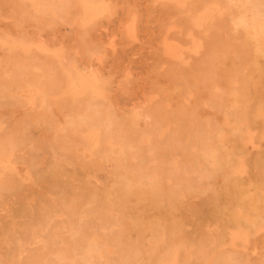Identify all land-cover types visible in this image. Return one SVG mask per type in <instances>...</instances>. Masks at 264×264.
<instances>
[{
    "label": "rangeland",
    "instance_id": "obj_1",
    "mask_svg": "<svg viewBox=\"0 0 264 264\" xmlns=\"http://www.w3.org/2000/svg\"><path fill=\"white\" fill-rule=\"evenodd\" d=\"M10 1V0H9ZM12 1H13V3H12ZM40 1V3H39V5H37V10H36V8H35V6L34 5H32V3H30V1H26V3L24 2H22V0H17V2H16V0H11L10 2H8V1H3V0H0V2H3V5H5V6H3L2 5V3L0 4V80H2V81H0V83L3 85V88L5 89V92L3 91V88L1 89V87H2V85H1V87H0V89H1V91L2 92H0V97L1 98H3L4 100L2 101V99L0 100L1 101V103L3 102H5L7 99H9V100H7V101H9V102H5L6 103V107H5V105L2 103V105L4 106H2L1 105V103H0V124L2 123L3 125H0V130H1V126H2V130L0 131L1 133L0 134H2V131H3V134H2V136L0 137V150L3 148V150H1L0 152L2 153H0V251L2 252H0V264H4L5 263V261H6V263L5 264H7V263H10V264H12V262H13V264H15V263H17V261H18V264H19V262L21 261V263L22 264H24L23 262H26L25 264H34V262H35V264L37 263H39V264H41V262L43 263V264H45L47 261L50 263V264H52V263H54V264H59L58 262H60V264H61V262H62V264L64 263V261H65V263L64 264H71V263H74V264H76V263H78V264H93V263H95V261H98L97 262V264H108L107 262H109V264H111V262H112V260L115 258V256H116V260H113V262H112V264H116V263H118V261H120V263H118V264H126L127 263V261H128V259H129V262H128V264L130 263V259H131V263L130 264H142V262H143V264H148V262H150L149 264H153V262H154V264L156 263V264H158L157 263V261H155L154 260V258H156V256H153V255H155V253H158L159 254V252L160 251H158V250H160L163 246L165 247H163L162 248V250L161 251H163L164 252V250L166 249V252H164V253H162V252H160V254H162L163 255V257L165 258V256H166V258L168 259L167 261H169V263L171 262H173V260H172V257H169L170 255H168V254H170V252L172 251L173 252V250H175L176 248L178 249V257H179V259H177L178 257L176 256V259H175V263L174 264H180V262H181V264H182V261L183 260H185L188 264H190L193 260H194V258L198 255V254H200V255H202V257L203 256H208L209 254H211L212 252V254L210 255V256H208V257H206V258H204L203 257V264H214V261L213 260H215V264H216V261H217V264L219 263V262H222V259H223V263L224 264H230V263H232V261H234V263L236 262V264H241V261L243 260V264H264V221L262 220V222H260L259 220H256V221H258L259 222V224H257V227L256 228H253V229H249L248 227V229L249 230H252L251 232H249V230H247L246 229V227H245V229L244 230H246V231H244L243 229H242V231H238L237 229H235L234 228V225L232 224V222H231V226L230 227H233V230H234V235H232V228L230 229V227H229V225L227 224V222L225 223L226 224V226L228 225V227H225V224H224V222L225 221H228L229 220V213H231L232 211H230V207L233 209V208H235V210L233 209V212H236V213H239L240 215H241V217H243V218H248V219H250V220H254V219H259V218H261V216L264 218V214H262V213H264V170H263V168L264 167H262V165L261 164H259V163H257V162H255L254 163V161H256L255 159H256V157H257V159H259V158H261L262 159V157L264 156V150H260V147L263 149L264 148V135H263V133H264V119H260L259 121H261V123L260 122H258L257 124H255L256 126L257 125H259V127H257V129H256V126L255 127H251V126H254V123L251 125L250 123H248V122H250V121H247L248 120V117L247 118H245L246 116H245V114L246 113H249V112H251L252 110H253V106H251V102H254V99H257L258 97H256L254 94H259L258 96H259V98L260 97H262L261 99H258L259 101H261V102H263L264 101V95L262 96V94H264V77H262V76H264V72L262 73V75L261 76H259L257 73L255 74V73H253L255 70V67L257 66V65H259V63L258 62H260V65H259V67L260 66H263V67H261V68H263L264 69V61H263V59H262V61H256V58H254V60H253V57H251L252 56V51H251V49H253V48H251V46H252V44L250 43V42H248L249 40L246 38L247 36H248V34H249V29L248 28H244L245 26L243 25V22H242V24H241V18L239 17L240 15L242 16L243 15V11H244V9L245 8H247V7H249V5L248 4H250L249 3V1L250 0H241L240 1V3H239V0H227V2H226V4L224 3L226 0H224L223 1V3L221 4V1L222 0H180V2L181 3H179V4H177V5H175V3H173V2H171V1H166V0H164V1H161V0H113V1H111V0H89V3H83V2H81V3H79L80 1H76V0H66V2L64 1V0H55V3L56 2H60L59 4L58 3H56L57 5L54 7V8H58L57 6H60L61 7V5L62 6H64L63 8L61 7V9H60V7H59V9H57L58 10V12H57V10H54V12H53V10H51V8H49V7H51V5L54 3L53 1L54 0H39ZM63 1V2H62ZM70 2V3H73L74 2V4H69L68 2ZM197 1H198V4H197ZM199 1H201L202 2V4L203 5H200L201 3L199 2ZM229 1V2H228ZM238 1V2H237ZM246 1L248 2V4L246 3ZM253 1H255V0H253ZM258 1H260L259 2V4H261L262 3V0H256V2H258ZM6 2H8V3H5ZM19 2V3H18ZM21 2V3H20ZM45 2H46V4H45ZM53 2V3H52ZM90 2H91V4H90ZM100 2V3H99ZM102 2V3H101ZM111 2V3H110ZM169 2V3H168ZM206 3V5H207V7H206V5L204 4V3ZM217 4H216V3ZM234 2H236V3H234ZM263 2H264V0H263ZM29 3H30V5H29ZM43 3V4H42ZM66 4V5H64V4ZM68 3V4H67ZM78 3V4H77ZM96 3V4H95ZM194 5H193V4ZM209 3V4H208ZM229 3V4H228ZM231 3H232V5L233 6H231ZM236 4V5H234V4ZM243 3H245L244 4V6L242 5ZM11 4V5H10ZM22 4H24V5H22ZM50 4V5H49ZM169 4V5H168ZM186 4L188 5L189 4V6L190 7H186ZM2 5V6H1ZM27 5H29V7H26ZM69 5H71V6H69ZM84 6L83 8L81 7V6ZM91 5H93V6H91ZM109 5H111V6H109ZM173 5V7L171 8V6ZM184 5V6H183ZM226 5V6H225ZM238 5H239V7H238ZM242 5V7L243 8H241L240 6ZM251 5V4H250ZM14 6V7H13ZM42 6H44V7H47V8H45V11H41L42 9L44 10V8L42 7ZM67 6H69V8L67 7ZM75 6H78V8L76 7L75 8ZM89 6H91V7H89ZM95 6V7H94ZM176 6H178V7H176ZM195 6H197V7H201V9H199L198 8V10H194V9H197V7L195 8ZM211 6V7H210ZM228 6V7H227ZM230 6H231V8H230ZM234 6H236V9H235V7ZM7 8L6 10L5 9H3V8ZM16 7V8H15ZM20 7V8H19ZM26 9H28L29 11H27V10H25V8ZM38 7H41L42 9H40V8H38ZM67 7V8H66ZM71 7H73V10H72V8ZM86 7V8H85ZM186 7V8H185ZM209 7V8H208ZM214 7V8H213ZM227 7V8H226ZM8 8H9V10H8ZM12 8V9H11ZM33 9V12H30L32 9ZM167 8H169V9H167ZM178 8V9H177ZM186 9V10H184V9ZM192 8H194L193 10H192ZM212 8V9H211ZM221 8V9H220ZM225 8V9H224ZM242 9V12H241V9ZM10 9H11V11L13 12H15V13H11L10 12ZM46 9H49V10H46ZM67 9V10H66ZM79 9V10H78ZM173 9V10H172ZM182 9H183V11H182ZM220 9V10H219ZM232 9V11H230ZM241 12V14L239 13V12H236V11H238V10ZM51 10V11H50ZM61 10V11H60ZM72 11H74V10H76V12L74 11L73 12V14L74 15H72L73 16V18H72V16L70 15L71 14V12ZM206 10H210V11H212V18H209V19H207V20H204L201 16H202V14H204V12L206 11ZM223 10V11H222ZM35 11V12H34ZM40 11L41 12H43V13H41L40 14ZM47 11V12H46ZM50 11V12H49ZM170 11V12H169ZM177 11V12H176ZM235 11V12H234ZM4 12V13H3ZM30 12V13H29ZM36 12H38V13H36ZM61 12V13H60ZM64 12V13H63ZM68 12H70V13H68ZM109 12V13H108ZM197 12V13H196ZM227 12H228V14H227ZM232 12V13H231ZM17 13V14H16ZM19 13V14H18ZM24 13H26V15L24 14ZM33 13H36L35 14V16H34V14ZM46 13H47V15H46ZM50 13L53 15H51V18L49 17V15H50ZM54 13V14H53ZM57 13V15L58 16H54L55 14ZM76 13H77V15H76ZM172 13V14H171ZM173 13H177L176 15L175 14H173ZM180 13L182 14V16L180 15ZM186 13H187V15L189 16H187L186 15ZM195 13V14H194ZM234 13V14H233ZM240 15H239V14ZM12 14V15H11ZM21 14V15H20ZM30 14H32V15H30ZM42 14H43V16H45V18H43V16H42ZM45 14V15H44ZM49 14V15H48ZM61 14V17L59 16ZM64 14V15H63ZM65 14H66V16H68V17H70V18H66L65 20H67V21H65V22H67V23H65L63 20L62 21H60L59 20V18L60 19H63L64 18V16H65ZM68 14V15H67ZM79 14V15H78ZM191 14V15H190ZM197 14V15H196ZM218 14V15H217ZM219 14H221V15H219ZM9 15H10V17H9ZM13 15L15 16V18H13ZM18 15V16H17ZM24 15V16H23ZM28 15H30L29 16V18H28ZM180 15V16H179ZM185 15V16H184ZM194 15V16H193ZM231 16V17H228L227 18V20L228 19H230V20H228V21H226V17L223 19L222 17L223 16ZM234 15H239L238 17L237 16H234ZM17 16V17H16ZM38 16V17H37ZM176 16V17H175ZM185 17V19H184V17ZM261 16H263V15H260L259 17H258V19L260 20H262L263 18H264V16L263 17H261ZM9 17V18H8ZM31 17V18H30ZM39 17H40V19H39ZM42 17V18H41ZM57 18V19H55V18ZM59 17V18H58ZM179 17V18H178ZM180 17H182L181 19H180ZM193 17V18H192ZM195 17V18H194ZM216 17V18H215ZM12 18V19H11ZM19 18V19H18ZM21 18H23L22 20H20ZM34 18V19H33ZM37 18V19H36ZM47 18V19H46ZM50 18V19H49ZM54 18V19H53ZM75 18H76V20H75ZM236 19V20H234V19ZM237 18H240V19H237ZM14 19H17V20H14ZM44 19V20H43ZM96 19V20H95ZM173 19H174V22H173ZM180 20V21H177V20ZM188 19V20H187ZM190 19H194L195 21H196V23H197V25L195 26V27H191L190 26V28H194V30H192V29H188V27L189 26H187L188 24V21L190 20ZM220 20V22H217V21H219ZM223 19V20H222ZM231 19H232V21H234V25H232L231 23H232V21H231ZM20 20V21H19ZM70 20V21H69ZM74 20V21H73ZM171 20V21H170ZM203 20V21H202ZM210 20H212V21H210ZM215 20V21H214ZM222 20V21H221ZM238 20V21H237ZM17 21H19V22H17ZM130 21H131V23H130ZM183 21V22H182ZM185 21H187L186 22V24L184 23ZM199 21V22H198ZM53 22V23H52ZM69 22H72V23H69ZM76 22H77V24H76ZM178 22V23H177ZM214 22V23H213ZM217 22V23H216ZM225 22H226V24H225ZM230 22V23H229ZM29 23V24H28ZM69 23V24H68ZM92 23V24H91ZM169 23V24H168ZM182 23H184L183 25H181ZM201 23H202V25H201ZM21 24V25H20ZM71 24V25H70ZM91 24V25H90ZM211 24H214V25H211ZM231 24V25H230ZM238 24V25H237ZM60 25V26H59ZM75 25H77L78 27H79V30H78V27L77 26H75ZM90 25V26H89ZM129 25V26H128ZM171 25V26H170ZM179 25H181V26H179ZM209 27H208V26ZM217 26V28H215L216 26ZM169 28H168V27ZM173 26V27H172ZM176 26H178V28L176 27ZM187 28H186V27ZM223 26H226V27H223ZM232 26H234V29H233V27ZM237 26H239V27H237ZM244 26V27H243ZM24 27V28H23ZM67 27V28H66ZM73 27V28H72ZM126 27H127V29H126ZM182 27H184V34L182 33L183 32V28ZM202 27V28H201ZM227 27H228V30L230 29V31H228L227 30ZM241 27H242V29H241ZM198 28V29H197ZM199 28H200V30H199ZM222 28H224V29H222ZM19 29V30H18ZM22 29V30H21ZM76 29H77V31H76ZM85 29V30H84ZM175 29V30H174ZM178 29V30H177ZM181 29V30H180ZM197 31H199V32H196V30ZM204 29V30H203ZM213 29V31H211ZM214 29H216L217 31L219 30V32H216V33H218L219 35H217L216 33H215V30ZM242 31H241V30ZM243 29H245V34L247 33V35H245L244 36V31H243ZM235 30V31H234ZM169 31V32H168ZM170 31H172V32H170ZM173 31H175V32H173ZM189 31V32H188ZM192 31H194V32H192ZM206 31V32H205ZM233 31V32H232ZM237 31V32H236ZM21 32V33H20ZM166 32H167V34H166ZM176 32H177V34H176ZM180 32V33H179ZM202 32L204 33V34H202ZM209 32H212V34L210 33L209 34ZM224 32V33H223ZM226 32V33H225ZM243 32V33H242ZM8 33V34H7ZM18 33H19V35H18ZM83 33V34H82ZM185 33H188V34H185ZM195 33V35L197 36V39H195L196 38V36L194 35L193 36V34ZM198 33V34H197ZM208 33V34H207ZM236 33V34H235ZM239 35H238V34ZM84 34H85V36H84ZM128 34V35H127ZM192 34V35H191ZM225 34V35H224ZM232 34V35H231ZM241 34V35H240ZM242 34H243V36H242ZM8 35V37H6ZM26 35V36H25ZM181 35V36H180ZM184 35H186V36H184ZM190 35V36H189ZM224 35V36H223ZM235 35V36H234ZM238 35V36H237ZM1 36H2V38H1ZM4 36V37H3ZM25 36V37H24ZM29 36V37H28ZM203 36V37H202ZM210 36V37H209ZM215 36H216V38H215ZM219 36H221V38H219ZM223 36V37H222ZM230 36V37H229ZM234 36V37H233ZM163 37H166L165 39L163 38ZM211 37H213L211 40L209 39V38H211ZM226 37L228 38V39H226ZM237 38V39H235V42H234V38ZM246 38L245 40H243L244 38ZM21 38H22V40H21ZM179 38H180V40H179ZM217 38H219L220 40H215V39H217ZM222 38H224V40L222 39ZM239 38H240V41H239ZM241 38H243V39H241ZM10 39V41H8ZM15 39V40H14ZM28 39V40H27ZM169 40V41H167V40ZM188 39V40H187ZM193 39V40H192ZM204 39V40H203ZM209 39V40H208ZM213 39H214V41H213ZM5 40V42H3ZM37 40V41H36ZM182 40H183V42H182ZM197 42H196V41ZM200 40H202V42L204 41L205 43H203L204 45L205 44H207V41H208V45H205V46H208V51L206 52V50H207V48L204 46L203 47V45L201 44L202 42L200 41ZM206 40V41H205ZM241 40L243 41V42H241ZM248 40V41H247ZM6 41H8V42H6ZM167 41V42H166ZM174 41V42H173ZM192 41V42H191ZM214 42V43H211V42ZM224 41V43H223V45H221V42H223ZM232 41V42H231ZM9 42H11V43H9ZM33 43V44H29V43ZM163 42V44L164 45H166V46H164L163 44H162V46H161V43ZM185 42H187V43H185ZM209 42L211 43V44H209ZM220 42V43H219ZM227 42V43H226ZM237 42V43H236ZM247 42V43H246ZM35 43H37V44H35ZM169 43V44H168ZM181 43H183L184 45H187V46H189V47H187V46H183V44H181ZM190 43V44H189ZM196 43V44H195ZM199 45H201V46H199ZM226 43V44H225ZM237 45V48H235L234 46H236L235 44ZM243 43H245L244 44V46L246 45L247 46V48H246V46L244 47L243 46ZM11 44V45H10ZM179 44H181L180 46H179ZM213 44V45H212ZM214 44H216L217 46H218V48H217V46L215 47L214 46ZM225 44V45H224ZM240 44H242L241 45V47H239L240 46ZM249 44H251V45H249ZM17 45V46H16ZM32 45L34 46V47H32ZM37 45V46H36ZM168 45H170V46H168ZM212 45V46H211ZM232 45H233V47L235 48H233V49H231L230 47H232ZM239 45V46H238ZM2 46H3V50H2ZM5 46V47H4ZM39 46V47H38ZM168 46V47H167ZM211 46V47H210ZM222 46H224V48L222 47ZM230 46V47H229ZM43 49H42V48ZM164 49H162V48ZM172 48V49H174V50H176L177 52H180V53H178L179 55H178V57H172L171 56V59L172 60H175L176 58H178V59H176V60H178V62L177 63H175V62H173L172 60L170 61V58H168V55H165V48ZM177 47V48H176ZM198 47V48H197ZM210 47V48H209ZM220 47H222L221 48V50H220ZM251 49H250V48ZM17 48L19 49L18 51H17ZM32 48H33V50H34V52H33V50H32ZM47 50H46V49ZM215 48V49H214ZM225 48H227V49H225ZM239 48V49H238ZM244 48V49H243ZM246 48V49H245ZM248 48H249V50L251 51V52H249L248 53ZM6 49V50H5ZM14 49V50H13ZM36 49V50H35ZM179 49H180V51H179ZM231 49V50H230ZM10 50V51H9ZM20 50H21V52H20ZM48 50H50L49 52H47ZM76 50V51H75ZM90 50V51H89ZM188 50V51H187ZM197 50H198V53H197ZM199 50L201 51V50H203V51H201V53L199 52ZM225 51V50H227V53L228 52H230V51H235L234 53H236V56L234 55V53L232 54L231 52L229 53L230 55H232L231 57H229L228 56V54H226V51L224 52V54H223V52H220V51ZM247 52H246V51ZM6 51V52H5ZM14 51H15V53H14ZM18 53H17V52ZM39 51V52H38ZM56 51V52H55ZM69 51V52H68ZM89 51V52H88ZM92 51V52H91ZM205 51V52H204ZM209 51H211V52H209ZM238 51H240V52H238ZM245 51V52H244ZM25 53V54H23V53ZM33 52V53H32ZM38 52V53H37ZM55 52V53H54ZM77 54H76V53ZM97 52V53H96ZM188 52H190V53H188ZM195 52V53H194ZM204 52V53H203ZM209 52V53H208ZM212 52H214L215 53V57L214 56H212ZM221 54H220V53ZM245 53V56H243L244 55V53ZM6 55H5V54ZM9 53V54H8ZM31 55H30V54ZM36 53V54H35ZM40 53H41V55H40ZM46 53H49V55H51L52 54V57H47V56H49L48 54H46ZM90 53V54H89ZM94 53H96V54H94ZM192 53V54H191ZM208 53V54H207ZM211 53V54H210ZM239 53V54H238ZM241 53H243L242 55H241ZM249 55H248V54ZM13 54V55H12ZM48 58H46L44 55ZM55 54H56V57H55ZM66 54V55H65ZM85 54H87V55H85ZM167 54V53H166ZM194 54V56H192ZM200 56H199V55ZM202 54H204V56L206 57V61H205V57L202 55ZM221 56V57H219V55ZM224 55V59H225V57L227 58V60L226 61H228V63L226 62V65H225V63H224V65H222L223 64V62L225 61L224 59H222L223 61L221 62L219 59H221V58H223L222 56ZM9 55H10V57H9ZM33 55V56H32ZM36 55V56H35ZM41 57H40V56ZM73 55H75V56H73ZM90 55V56H89ZM162 55H164V58H165V60H164V58L162 57ZM206 55H210L209 57L208 56H206ZM214 55V54H213ZM218 55V56H217ZM241 55V56H240ZM251 55V56H250ZM30 57L31 56V61H29V59H27L28 57ZM100 56V57H99ZM167 56V57H166ZM196 56H198V58H199V60H198V58H196ZM235 58H234V57ZM8 57H9V59L10 60H13V62L12 61H10V60H8L7 61V59H8ZM23 57V58H22ZM25 57H27L26 59H25ZM46 59H45V58ZM54 57V58H53ZM57 57H58V59L59 60H57ZM66 60H63V61H65V62H61L62 61V59L63 58ZM71 57V58H70ZM77 57V58H76ZM91 57V58H90ZM170 57V56H169ZM181 57V58H180ZM185 58V59H182V58ZM194 57V58H193ZM214 57V58H213ZM252 59H251V58ZM13 58V59H12ZM14 58L17 60L18 59V61H16V60H14ZM22 58V59H21ZM37 58H39V59H37ZM49 58H52L53 59V61L55 62H53L51 59H49ZM56 58V59H55ZM67 58V59H66ZM89 58V59H88ZM95 58V59H94ZM210 58V59H209ZM218 60H217V59ZM239 58V59H238ZM248 58V59H247ZM180 59V60H179ZM197 59V61L195 62V63H193L195 60ZM200 59H202L203 60V62H202V60H200ZM212 59H216L215 60V62L217 61V63H219L220 64V62H221V66H219L217 63H215L214 62V60H212ZM234 59V60H233ZM238 59V60H237ZM34 60H38L39 61V63H38V61H35V63L36 64H34ZM45 60H48V61H46L45 62ZM58 61V63H56L57 61ZM68 60H71V61H68ZM76 60H78V61H76ZM96 60H98V61H96ZM211 60H212V62H211ZM229 60L231 61V63L229 62ZM249 60H251V61H249ZM258 60V59H257ZM42 61H43V64H42ZM52 61V62H51ZM182 61V62H181ZM187 61V62H186ZM191 61V62H190ZM201 61V62H200ZM234 61H238V62H234ZM253 61H255V62H253ZM16 62H19V65H18V68H19V66H20V71H19V69H18V71H19V73H18V71L15 69V68H17V64L18 63H16ZM22 62V63H21ZM29 62H31V64L29 63ZM47 62H48V64H47ZM51 64H50V63ZM74 62V63H73ZM185 62V63H184ZM198 62V63H197ZM199 62H200V64H199ZM207 62H208V65H204V64H207ZM214 62V63H213ZM251 62H252V64H251ZM6 63H8V64H6ZM10 63H12V64H15L16 63V66L15 65H11ZM27 65H26V64ZM64 63V64H63ZM66 63V64H65ZM179 63V64H178ZM180 63H181V65H180ZM183 63V64H182ZM211 63L213 64V66L215 65H218V66H214L215 67V69H214V72H215V70L216 69H218V71H216L217 73H220V74H218V76L217 77H215L216 75H217V73L215 72H213V68L214 67H212V65H211ZM230 63V64H229ZM232 63H233V65H232ZM236 63H238V64H236ZM249 63V64H248ZM256 63V64H255ZM258 63V64H257ZM2 64H4V65H2ZM25 64V65H24ZM38 64V65H37ZM40 64V65H39ZM47 64V65H46ZM53 64H55L56 65V67H55V65H53ZM58 64H61V65H58ZM68 64H70V65H68ZM100 64V65H99ZM169 64V65H168ZM194 64H198V66L196 67V65H194ZM203 64V65H202ZM209 64H210V66H209ZM247 64V65H246ZM263 64V65H262ZM36 65V66H35ZM76 65H78V67H76ZM82 65V66H81ZM165 65H166V67H165ZM173 65V66H172ZM178 65V66H177ZM183 65V66H182ZM232 65V66H231ZM238 65V66H237ZM241 65V66H240ZM249 65H251V66H249ZM255 65V66H254ZM4 66H6V67H4ZM10 66V67H9ZM12 66V67H11ZM24 66H26V67H23ZM33 67V69H31V67ZM38 66V67H37ZM43 66V67H42ZM51 66V67H50ZM60 66V67H59ZM71 66V67H70ZM84 66V67H83ZM88 66V68H85V67H87ZM201 66H203L204 68H206L207 66V68L209 69L208 71H207V69H206V71L204 70V68L202 67V68H200V69H202L201 71H199L200 69L198 68V67H201ZM206 66V67H205ZM223 66H225V69L227 70V72L225 71V69H224V67ZM226 66H228L227 68H226ZM28 67H29V69H31V72H30V70L28 69ZM45 67V68H44ZM46 67H49L50 69L49 70H46V69H48V68H46ZM64 67V68H63ZM80 67V68H79ZM179 67V68H178ZM186 67V68H185ZM219 67H221V68H219ZM230 67V68H229ZM253 67V71L252 70H250V68H252ZM55 68H56V70H55ZM60 68H62V71H61V69ZM74 70H73V69ZM83 68V69H82ZM167 68V69H166ZM169 68V69H168ZM172 68V69H171ZM199 70H198V69ZM212 69V71H211V69ZM228 68H229V70H228ZM233 70H232V69ZM245 68V69H244ZM247 68H248V70H247ZM15 69V70H14ZM23 69H25V70H23ZM39 71H38V70ZM57 69H58V71H57ZM68 69V70H67ZM183 69V70H182ZM193 69H197V70H193ZM4 70V71H3ZM7 70H9V71H7ZM12 70V71H11ZM23 70V71H22ZM36 71V74H35V71ZM52 70H53V72H52ZM66 70V71H65ZM78 70V71H77ZM95 70V71H94ZM177 70V71H176ZM190 70H192L191 71V73H190ZM224 72H223V71ZM232 71V73H231V71ZM243 70H244V73H243ZM247 70V71H246ZM26 71V72H25ZM41 71V74H39V72ZM46 71V72H45ZM57 73H59L60 72V75L59 74H57ZM170 71V74L168 73ZM229 71V72H228ZM246 71V72H245ZM248 71H250V73L248 72ZM4 72H6V73H4ZM10 72V73H9ZM21 72H23V73H21ZM33 72V73H32ZM182 72H183V74H182ZM194 72V73H193ZM196 72H198V73H200V74H202V72L204 73V76H203V74L200 76V74L198 75V73H197V76H195L196 75ZM213 72V73H212ZM235 72H239L238 74H240V75H238L237 73H235ZM243 74H245V75H243ZM1 73H4V75L2 74V76H3V78H2V76H1ZM8 73V74H7ZM21 73V74H20ZM30 73V74H29ZM69 74V75H66V74ZM71 73V74H70ZM77 73H78V75H77ZM186 73V74H185ZM189 73V74H188ZM205 73H206V76H205ZM10 74V75H9ZM19 74V75H18ZM27 74H28V76L29 77H26L27 76ZM57 74V75H56ZM74 74V75H73ZM100 74V75H99ZM195 74V75H194ZM214 74H216V75H214ZM223 74H225L224 76H223ZM227 74H230V76L228 75V77H227ZM254 74V75H253ZM7 75H8V77H7ZM22 75V76H21ZM41 75V76H40ZM53 75H55V76H53ZM64 75V77L62 78V76ZM67 77H66V76ZM71 75H73L74 77H72ZM98 75V76H97ZM189 75H191V77L189 78ZM195 76L194 78H192L193 76ZM207 75H208V77H207ZM211 75H214L213 77L211 76ZM231 75H232V77H231ZM238 75V76H237ZM61 76V78H59ZM68 76H70V77H68ZM102 76V77H101ZM211 76V77H210ZM254 76H255V78H254ZM7 77V78H6ZM23 77V78H22ZM34 77V78H33ZM100 77V78H99ZM179 77V78H178ZM182 78V80L185 82V85H184V82H182V80H181V78ZM199 77H200V79H199ZM203 77V78H202ZM220 77H221V79H220ZM230 77V80H228V78ZM234 77V79L236 78V81L234 80H232V78ZM240 77H241V79H240ZM245 77H247V78H245ZM20 78V79H19ZM65 78H67V80H65ZM75 78V79H74ZM102 78V79H101ZM188 78V79H187ZM205 78V79H204ZM208 78V79H207ZM215 78V79H214ZM239 80H238V79ZM258 78V79H257ZM259 78H261V79H259ZM4 79V80H3ZM50 79V80H49ZM53 79H54V81H53ZM73 79H74V81H73ZM181 81H180V80ZM200 80V81H202L201 83H200V81H196V80ZM208 81H207V80ZM247 79V80H246ZM263 79V80H262ZM13 80H16V81H14V82H12ZM21 80V81H20ZM40 80V81H39ZM61 80V82H58V81H60ZM64 80V81H63ZM102 80H105L104 82H102L101 83V81ZM195 80V81H194ZM206 81L205 83H204V81ZM216 80H217V82H216ZM218 80H220L219 81V83H221L219 86H218ZM241 80V82L239 83V81ZM243 80H245V81H243ZM258 80H261V81H258ZM29 81H31V82H29ZM38 81V82H37ZM42 81H44V82H42ZM63 81V82H62ZM67 81V82H66ZM69 81H70V83L73 81V84L71 83H69ZM177 81H179V82H177ZM187 81V82H186ZM189 81H191V82H189ZM195 82V83H192V82ZM213 81H215V82H213ZM225 81V82H224ZM238 81V82H237ZM243 81V82H242ZM31 83V85L33 86V85H36V87H39L41 90H42V87H43V91H44V93H46V105L49 107V109H48V107H42V108H46V109H42V108H39V106H36L35 108L37 109V112H36V110H35V108H33L31 105H28V103L26 102V101H24V100H26V93H27V89H28V87H29V85L28 84H23V83ZM32 82H33V84H32ZM36 84H35V83ZM47 82V83H46ZM57 82V83H56ZM65 82H66V84H65ZM77 82V83H76ZM182 82V83H181ZM196 82H199V83H197L196 84ZM209 82V83H208ZM213 82V83H212ZM224 82V83H223ZM227 82V83H226ZM228 82H229V84L230 83H232L231 85H229L228 84ZM244 82L246 83V84H244ZM252 82H253V85H252ZM259 82H261V83H259ZM262 82H263V84H262ZM13 83V84H12ZM43 83V84H42ZM61 83H62V85H61ZM99 83V85H97ZM104 83H106V84H104ZM180 83V84H179ZM189 83V84H188ZM191 83V84H190ZM206 83H207V85H206ZM215 83V84H214ZM217 83V84H216ZM225 83H226V85H225ZM237 83V84H236ZM241 83H243V84H241ZM258 83V84H257ZM42 84V85H41ZM50 84V85H49ZM78 84V85H77ZM110 86H109V85ZM177 84V85H176ZM183 86H182V85ZM208 84L210 85V86H208ZM227 84H228V86H227ZM238 84H241V86H243V87H241L240 85L238 86ZM262 84V85H261ZM14 85V86H13ZM27 85V86H26ZM30 85V86H31ZM41 85V86H40ZM55 86L56 88V90L55 89H53L54 87L53 86ZM71 85V86H70ZM106 85V87L104 88L103 87V89H102V86H105ZM174 85V86H173ZM189 85H190V87H189ZM194 85V86H193ZM224 85L226 86V87H229L230 89V91H235V93L234 92H229L228 91V89L226 88V87H224ZM248 85V86H247ZM257 85H260V86H258V87H256ZM48 86V87H47ZM50 86H52L51 87V89L49 88ZM60 86H62V87H60ZM85 88H84V87ZM207 86V87H206ZM212 86V89L210 88ZM214 86V87H213ZM216 86V87H215ZM223 88H222V87ZM236 87V89L234 90L232 87ZM263 86V87H262ZM22 87V88H21ZM59 87V88H58ZM101 87V88H100ZM110 89H109V88ZM188 88V90H187V88ZM194 87V88H193ZM198 87V88H197ZM210 88V90H208L209 88ZM221 87V88H220ZM234 87V88H235ZM241 87V88H240ZM248 87H249V89H248ZM261 87H262V89H261ZM11 88V89H10ZM15 88H19V89H15ZM47 88H49V89H47ZM66 88V89H65ZM106 88H108V89H106ZM182 88V89H181ZM190 88V89H189ZM206 88H208V89H206ZM214 88V89H213ZM220 88V89H219ZM237 88H238V90H237ZM247 88V89H246ZM252 88V89H251ZM15 89V90H14ZM23 91H22V90ZM48 90V92H47V90ZM58 89H60L59 91H58ZM106 89V90H105ZM193 91H192V90ZM223 90V94H221V92H220V90ZM225 89V90H224ZM231 89H233V90H231ZM250 89H251V91H250ZM16 92H14V91ZM50 90V91H49ZM66 90V91H65ZM84 90V91H83ZM89 90V91H88ZM158 90V91H157ZM185 92H184V91ZM187 90V91H186ZM198 90H202V91H198ZM206 90H207V93L209 94V92H210V94H212L211 92H213V94H214V96L213 95H208L207 93H206ZM212 90H214L215 91V93H214V91H212ZM246 90H248V91H246ZM53 91V92H52ZM57 91V92H56ZM68 91V94H66L65 92H67ZM107 91V92H106ZM110 91V92H109ZM159 91H161L160 93H157V92H159ZM164 91V92H163ZM219 91V92H218ZM226 91H228L229 93H231V94H229V93H227ZM237 91H239V92H237ZM241 91L243 92V93H241ZM4 92V94H2ZM21 92V93H20ZM86 92V93H85ZM91 94H90V93ZM167 94H166V93ZM182 92H183V94H182ZM192 92V93H191ZM193 92H194V96H193ZM227 93V94H225V93ZM246 92V93H245ZM248 92V93H247ZM16 94V95H14V94ZM20 93V94H19ZM58 93V94H57ZM65 93V94H64ZM182 95H181V94ZM184 93H186V94H184ZM188 93L190 94V95H188ZM219 93V94H218ZM238 93H240V94H238ZM250 93V94H249ZM19 94V95H18ZM61 94V96H59ZM68 95L67 97L66 96H64V95ZM155 94V95H154ZM158 94V95H157ZM163 94V95H162ZM205 94H207V96H210V97H208L207 98V96L205 95ZM217 94L219 95V96H217ZM242 94H243V97H242ZM254 96H252V95ZM4 95V96H3ZM6 95V96H5ZM17 95H18V97H17ZM70 95V96H69ZM87 95L89 96V97H87ZM93 95V96H92ZM167 95V96H166ZM169 95V96H168ZM202 95V96H201ZM220 95L224 98L225 97V99H223L222 97H220ZM224 95V96H223ZM230 97H229V96ZM238 97H237V96ZM245 95V96H244ZM251 95V96H250ZM8 96V97H7ZM15 98H14V97ZM20 96H21V98H20ZM48 96H50V97H48ZM57 98H56V97ZM83 96V97H82ZM84 96H86V97H84ZM100 96V97H99ZM153 96H155V97H153ZM159 96H161V97H164V98H166L165 100H164V98H163V100H162V98H160ZM179 96H182V97H179ZM188 97V98H186V97ZM205 96H206V98H205ZM242 97V99H239L240 97ZM247 96H249V97H247ZM53 97H55V99L57 100H55V99H53ZM59 97V98H58ZM63 97V98H62ZM70 97H72V98H70ZM79 97H82V98H79ZM100 98V100H101V98L102 97H104V99L103 100H101V101H104V100H106L107 102H106V104H105V101L103 102L104 103V105H102L103 103L102 102H100V103H98L97 104V102H98V98ZM110 97H111V99H110ZM169 97V98H168ZM191 97H193L192 99H191ZM211 97H213V98H211ZM218 97H219V99H218ZM236 97V98H235ZM253 97V98H252ZM5 98H7L6 100H5ZM65 98H67L68 100H73V98H74V100H75V102H71V101H68V100H66ZM84 98V99H83ZM91 98V99H90ZM170 98H171V100H170ZM216 98V99H215ZM232 98V99H231ZM233 98H235V100H233ZM243 98H244V100H243ZM248 98H249V100H248ZM17 99H21V100H17ZM48 99V100H47ZM59 99H64L63 101L61 100H59ZM83 99V100H82ZM157 100V99H159L160 100V103H159V100L158 101H154V103L152 102L153 100ZM182 99V100H181ZM198 99H200L199 101H200V103H199V101H197ZM209 99H211L210 101H209ZM13 100H15L14 102H15V105L13 104L14 102H13ZM73 100V101H74ZM79 100H82V101H87L86 103L88 104V107H89V105H92V108H95V109H92V110H94V112L92 111V110H90V113H91V111L93 112V114H95V115H93V114H91L93 117L94 116H96V117H92L91 115H90V113H88V114H86L87 113V111L89 112V109H90V107L88 108V107H84V108H87V109H84L83 108V106L84 105H86L85 104V102H82V101H79ZM91 100V102H89ZM97 100V101H96ZM99 100V101H100ZM109 100V101H108ZM165 102V104L164 105H162L161 106V104H163V102ZM170 102H169V101ZM188 101V102H185V101ZM214 100V101H213ZM219 100V101H218ZM222 100V101H221ZM225 100V101H224ZM239 100H240V103H239ZM242 100V101H241ZM248 100V101H247ZM250 100H251V102H250ZM11 101V102H10ZM67 101H68V103L70 104V108H69V106H66V107H64V105H68L67 104ZM95 101V102H94ZM148 101H150V102H148ZM166 101H168V102H166ZM182 101V102H181ZM213 101V102H212ZM219 102V107H218V105L215 107V106H213L212 104H214V105H216L215 103L216 102ZM224 101V102H223ZM228 101H230V102H228ZM234 101H236V103H237V106L235 105V107L233 106V104H236ZM18 102V103H17ZM61 102H63L64 104H61ZM77 102V103H76ZM155 102H157V104L155 103ZM162 102V103H161ZM231 102H233V103H231ZM21 105H20V104ZM24 103V104H23ZM50 103V104H49ZM74 103V104H73ZM82 103H84V104H82ZM94 103V104H93ZM95 103H96V107L94 106L95 105ZM108 103V104H107ZM212 103V104H211ZM223 103H228V104H224L225 105V107H224V105H223ZM241 103H242V105H241ZM245 103V104H244ZM250 103V104H249ZM15 106H13V105ZM17 104H19V106L17 105ZM26 104L28 105V106H26ZM71 104H73V105H71ZM78 104V107L76 106ZM82 104V105H81ZM159 104V105H158ZM166 104H167V106H166ZM200 104V105H199ZM231 104V105H230ZM247 104V105H246ZM23 105V106H22ZM25 105V106H24ZM57 105V106H56ZM60 105L62 106V111H61V107H60ZM100 105H102L101 107H100ZM108 105V106H107ZM110 105V106H109ZM156 105V106H155ZM223 105V106H222ZM228 105V106H227ZM230 105V106H229ZM241 107H239V106ZM244 105V106H243ZM263 105H264V102H263ZM13 106V107H12ZM71 106L73 107V106H75V107H73V108H71ZM99 106V107H98ZM104 106H106V109L104 108ZM111 106H112V111H111ZM30 109H29V108ZM39 108V110H38V108ZM53 107V108H52ZM78 109H77V108ZM82 107V108H81ZM103 107V108H102ZM150 107H151V109H150ZM156 107V108H155ZM158 107V108H157ZM160 107V108H159ZM170 107V108H169ZM194 107V108H193ZM233 107V108H232ZM59 108H60V111H59ZM147 108H149L148 110H150V111H147ZM163 108H164V110H163ZM166 108L168 109H171V110H166ZM174 108V109H173ZM176 108H180V110H182V109H184V110H182V111H180V110H178V109H176ZM182 108V109H181ZM192 108L195 110V114L193 115V113L194 112H192ZM220 110H219V109ZM235 108V109H234ZM32 109V110H31ZM43 111H42V110ZM53 109V110H52ZM54 109H56V110H54ZM69 109H72V110H70L69 111ZM76 109V111H77V113H78V116H79V118L77 119L76 117H78L75 113H76V111L74 112V110ZM100 110V113H99V110ZM101 109H103V110H101ZM110 109V110H109ZM113 109H115V110H113ZM157 109V110H156ZM160 110V112H159V110ZM176 109V110H175ZM186 109V110H185ZM217 109L219 110V113H217L218 111H217ZM227 109L228 110H234L233 112L235 113H233L232 111H227ZM238 109V110H237ZM25 110H30V112H26ZM48 110V111H47ZM52 110V111H51ZM86 112L85 113V115H86V117H85V115H84V111ZM87 110V111H86ZM98 110V113L96 112ZM163 110V111H162ZM178 110V111H177ZM187 110H189V111H187ZM223 111V114H220V112L222 113V111ZM238 112H240V115L239 114H237V111ZM240 110V111H239ZM65 111H66V113H65ZM71 111H73L72 113H70ZM102 111V112H101ZM112 112V113H107V112ZM116 112L115 114H117V112H118V114L117 115H115L114 114V112ZM141 111V112H140ZM156 111V112H155ZM165 111V113H166V111H167V113H166V115L167 116H169L168 117V119L166 118V115L165 114H163L162 112H164ZM173 111L175 112H177L178 114L180 113V112H182V115L181 114H179L180 116H182L181 118H183V119H185V115H186V113H187V115H189V116H187L186 115V119H188L189 118V120L187 121L186 119L184 120V122H182L183 121V119H181V118H179V115L176 113V115L174 114H172L173 113ZM245 111V112H244ZM46 114H45V113ZM48 112V113H47ZM56 112V113H55ZM68 112V113H67ZM134 114H133V113ZM226 112H228L229 113V115H228V113H226ZM25 113H26V115H25ZM28 113V114H27ZM55 113V114H54ZM108 115H107V114ZM136 113V114H135ZM145 113H148V115L147 114H145ZM160 113V114H159ZM171 113V114H170ZM190 113V114H189ZM225 113V114H224ZM230 113L231 114H233V117L230 115ZM30 114V115H29ZM47 114H49V116L47 115ZM63 114V115H62ZM66 114V115H65ZM70 114V115H69ZM97 114H100V117L97 115ZM112 114H113V116H112ZM139 114H141V115H139ZM143 114V115H142ZM145 114V115H144ZM152 116V118H151V116ZM153 114V115H152ZM32 115V116H31ZM37 115V116H36ZM40 115H42V117L40 116ZM62 117H61V116ZM84 115V117H82ZM101 115H102V118L104 119H101ZM107 116V117H105V116ZM112 116V117H110V119H112V120H110L108 117L109 116ZM125 115V116H124ZM155 115H156V117H155ZM160 115H162V116H160ZM171 115V116H170ZM177 115H178V118H177V121H176V117H177ZM184 115V116H183ZM225 115V116H224ZM236 115H237V119H235L236 118ZM245 116L244 118H245V120H244V118L242 117V116ZM25 116H27V117H25ZM32 118H30V117ZM34 116H35V118H34ZM53 118H52V117ZM59 116V117H58ZM63 116H65V117H63ZM67 116V117H66ZM70 116H74V117H71V119L69 118ZM90 116L92 119H95L96 121H100V119H101V123H100V125H102V122H103V125H107V127H108V125L109 124H111V125H109L110 127H108V133H109V136H106V138L108 139H103L102 138V142H101V144H99L98 145V147H99V150H97V147H96V149H95V147H94V141L92 140L93 139V129H96V127L98 126H95V124H96V122L94 121V120H92V119H90V121L88 122V121H86L85 119H88V117ZM97 116L99 117V119L97 118ZM115 116V117H114ZM118 116H124V117H118V119H117V117ZM128 116L130 117V118H128ZM163 116H165V117H163ZM194 116V117H193ZM199 116V117H198ZM229 116H231L232 117V119H231V117H229ZM235 116V117H234ZM238 116H240L241 118L240 119H243L242 120V123L240 124V128H242V130L246 127V129H244L243 130V132H244V134L246 135V130H247V128H249V126H250V128H252L253 129V134L255 133L256 134V132L257 133H259V134H256L257 136H259V135H261L260 137H256L255 136V134H254V140L257 142V143H259V145L255 142V145L248 151V152H245V154L243 153V154H240V155H236V156H234V161H236V158H239V159H242V160H244V166H243V168H241L240 170H234L233 172V174H231L229 171H227L226 173H224V172H221V170L219 169V164H218V162L220 161V155L224 158V155H225V157H226V154H225V151L226 152H228L229 150H231L235 145H234V141H233V139H232V137H229V135H228V131H226L227 129H228V127H229V125L228 126H225V122H226V119L228 118V121H229V119L231 120V121H233L231 124H230V122H229V124L230 125H232V124H234L237 120H240L239 118H238ZM48 118V119H51V120H46L45 121V119L46 118ZM57 117L59 118V119H57ZM89 117V118H90ZM126 117V118H125ZM144 117H145V119H144ZM147 117V118H146ZM162 119L161 120V123L162 124H160L159 122H160V119ZM175 117V118H174ZM195 117H197L196 119H198V121L195 119ZM220 117V118H219ZM221 117H223L222 119L224 120H221ZM22 118V119H21ZM25 118H27V119H25L26 120V122L25 123H27L26 125H25V123H24V119ZM42 118H45V119H42ZM85 118V119H84ZM124 118V119H123ZM171 118V119H170ZM216 118H218L217 120H215ZM9 119V120H8ZM33 119H35L34 121H33ZM38 119H41L42 120V124H41V120H40V122H39V120ZM55 119V120H54ZM64 121H63V120ZM68 119L70 120V122H68ZM77 119V120H76ZM80 119H82V120H84L83 122L82 121H78V120H80ZM113 119H114V121H115V124L114 125H116V129H115V126H113L112 127V124L114 123V121H113ZM120 119V120H119ZM122 119V120H121ZM135 119V120H134ZM140 119V120H139ZM153 119V120H152ZM168 120V121H165V120ZM181 119V120H180ZM193 119V120H192ZM203 119V120H202ZM212 119V120H211ZM23 120V122H21ZM28 120V121H27ZM30 120H32V121H30ZM44 120V121H43ZM57 120H59V122L57 121ZM74 120H76V121H74ZM117 120H119V122H120V124H118L119 122L117 121ZM132 121L131 122V124H130V121ZM171 122H170V121ZM175 120L179 125H177L176 126V122L173 121ZM178 120H180L179 122H181V123H179L178 122ZM190 120H192V121H190ZM199 120H201V122H199ZM205 120V121H204ZM50 121V122H49ZM53 121H56V122H54L53 123ZM65 121H66V123L67 124H69V125H67V124H65ZM92 121H94L93 122V125H92ZM113 121V122H112ZM129 121V122H128ZM149 121L151 122V124L149 123ZM156 122V124H155V122ZM186 121V122H185ZM218 121V122H217ZM17 122V123H16ZM30 122H31V124H30ZM35 122V123H34ZM45 122H49L50 123V127L49 126H47L49 123H45ZM62 122V123H61ZM64 122V123H63ZM76 122V123H75ZM82 122V123H81ZM88 124H87V123ZM106 122H108V124H106ZM170 122V123H169ZM188 122V123H187ZM206 122V123H205ZM215 122V123H214ZM222 122V123H221ZM6 123H8V124H6ZM54 124V126H52L51 124ZM57 123H59V124H57ZM81 123V124H80ZM84 123H86L85 124V127L87 128H85V127H82V126H80V125H83L84 126ZM123 123H125V124H123ZM168 123V124H167ZM186 123V124H185ZM193 123H197L196 125H194ZM203 123V125H202V127H199V125L201 126V124ZM19 124H21L20 126H19ZM33 124V125H32ZM39 125V127H38V125ZM74 124V125H73ZM77 124V125H76ZM80 124V125H79ZM134 124V125H133ZM139 124V125H138ZM165 124H167V126L165 125ZM170 124H172L171 126H170ZM182 124V125H181ZM189 124H191V125H189ZM221 124H223L222 126H224V128L226 129H222V132H224L223 130H225V132L224 133H222L221 132V127L222 126H220ZM25 126V128H23L24 130H22V129H20V128H22V127H24ZM32 125V126H31ZM34 125H36V126H34ZM60 125H62V126H60ZM68 127H67V126ZM87 125L89 126V127H87ZM99 125V126H100ZM120 125H122V126H120ZM132 125H133V127H132ZM153 127H152V126ZM158 125L159 126H161L160 127V129H158L157 130V128H158ZM163 125H165V126H163ZM186 125H188L186 128H191V130H192V132L190 131V129L188 130L187 129V131H186V128H185V126ZM193 125V126H192ZM197 125H198V127H197ZM244 125V126H243ZM247 125V126H246ZM18 126V127H17ZM43 126V127H42ZM59 126V127H58ZM63 126L65 127V128H63ZM70 126V127H69ZM80 126V127H79ZM95 126V127H94ZM98 126V127H99ZM118 126V127H117ZM121 127V129H120V127ZM155 126H156V128H155ZM180 128H179V127ZM190 126V127H189ZM220 126V127H219ZM7 128V130H8V132H7V130H6V128ZM17 127V128H16ZM20 127V128H19ZM49 127V128H48ZM51 127H53V129L51 128ZM63 128V130H60V128ZM67 127V128H66ZM90 127H93V128H90ZM103 127V126H102ZM128 127V128H127ZM167 127H169V128H167ZM171 127V128H170ZM175 127V129L177 130V134H178V136H176L177 134H175V129L173 130V128ZM177 127V128H176ZM210 127H211V129H210ZM216 127V128H215ZM12 128V129H11ZM16 128V129H15ZM45 128H46V130H45ZM56 128H58L59 130H57ZM61 128V129H62ZM70 128V129H69ZM71 128H73L72 130H71ZM77 128V129H76ZM86 129V130H84V129ZM113 128H114V134H112L113 133ZM119 128V129H118ZM124 130H123V129ZM129 128H133L132 129V131L131 132H134V133H132L131 134V132L129 131V130H131V129H129ZM153 128H154V130H153ZM164 128H166V129H164ZM178 128H179V130H178ZM182 128H184L183 130H182ZM198 128H201V129H198ZM223 128V127H222ZM5 129V130H4ZM15 129V130H14ZM18 129V130H17ZM48 129H49V131H48ZM57 130V131H55V130ZM128 129V130H127ZM142 129V130H141ZM162 129V130H161ZM171 129V130H170ZM180 129H181V131H180ZM197 129V130H196ZM215 130V131H213V130ZM12 130H14V132L12 131ZM18 132H17V131ZM21 130V131H20ZM26 130V131H25ZM29 130V131H28ZM50 130L52 131L51 133H50ZM54 130V131H53ZM65 130V131H64ZM80 130H82V131H80ZM89 130V131H88ZM90 130H92V131H90ZM118 130V131H117ZM121 130V131H120ZM134 130V131H133ZM138 130V131H137ZM145 130H147L146 131V133H151L150 135L149 134H145ZM149 130H150V132H149ZM156 130V131H155ZM173 130V131H172ZM185 130V131H184ZM198 130H200L199 132H198ZM206 130H207V132L208 133H206ZM209 130V131H208ZM263 131L262 133H260L261 131ZM23 131H25L24 133H23ZM59 131V132H58ZM112 131V132H111ZM120 131V132H119ZM136 131V132H135ZM142 131V132H141ZM144 131V132H143ZM161 131V132H160ZM168 131V132H167ZM175 131V132H174ZM182 131H184V133H182ZM204 131V132H203ZM220 132V133H217V132ZM260 131V132H259ZM20 132V133H19ZM26 132H27V134L29 135V136H27V138H26ZM31 134H30V133ZM55 132V133H54ZM61 132V133H60ZM64 132V133H63ZM66 132H68V133H66ZM75 132V133H74ZM90 132V133H89ZM119 132V133H118ZM122 132V133H121ZM127 132V133H126ZM141 132V133H140ZM157 132V133H156ZM164 132V133H163ZM167 132V135L166 136H168V137H165V133ZM171 132V133H170ZM198 132V133H197ZM5 133V134H4ZM12 133H15V135L16 136H19L21 133H23V134H21V136H19V137H16L14 134H12ZM19 133V134H18ZM58 133H59V136H58ZM64 135H63V134ZM87 133H89V134H87ZM117 133L119 134V136H118V139L116 138V136L115 135H117ZM124 133V134H123ZM131 134V136L130 135H128V134ZM137 133H139V134H137ZM154 133V134H153ZM175 134V135H172V134ZM189 134V135H187V134ZM191 133V134H190ZM194 133V134H193ZM202 133H204V135L202 134ZM8 134V135H7ZM24 134H26L25 136H24ZM51 134L53 135V136H51ZM65 134H67L66 136L70 139V141H67V140H69V139H67V137L65 136ZM68 134H69V136H68ZM77 135V137H74V135ZM86 134V135H85ZM92 134V135H91ZM123 134V135H122ZM136 134V135H135ZM153 134V135H152ZM186 135V136H188V137H186V136H184V135ZM200 134V135H199ZM205 134H207L208 136H207V138H208V141L206 140L207 138H205L206 137V135ZM3 135H4V137H5V139H4V137H3ZM6 135V136H5ZM12 135H14V139L16 138V140H14V141H16L17 143H19V144H16L14 141H13V136ZM48 135V136H47ZM63 137H62V136ZM124 135H126V136H124ZM128 135V136H127ZM135 135V136H134ZM140 135V136H139ZM154 135H156V136H154ZM162 135V136H161ZM170 135V136H169ZM192 135V136H191ZM194 135V136H193ZM201 136V137H203V138H201L200 137V139H198V137L199 136ZM214 135H216L215 136V139L216 140H214ZM218 135V136H217ZM71 136V137H70ZM91 136V137H90ZM133 136H134V138H133ZM165 138H164V137ZM171 136H173L174 138H176L175 140H176V145H175V147L173 146L174 144H172V143H174L175 142V140H174V138L173 137H171ZM181 136V137H180ZM183 136V137H182ZM205 136V137H204ZM209 136H212V137H209ZM21 137V138H20ZM29 137H30V139H29ZM51 139V140H53V142H56L58 145L60 144L61 146L60 147H57V144L56 143H54L53 144V142H51L49 139ZM52 137H54L55 139H52ZM60 139H59V138ZM66 137V138H65ZM78 137H81V138H78ZM91 138V139H89V138ZM125 137H126V139H125ZM135 137H139L138 139L137 138H135ZM143 137H144V139H143ZM153 137H155L156 138V140H155V138H154V140H153ZM190 137V138H189ZM247 137V136H246ZM1 138L6 142V141H8V143H9V145H10V147L12 146L13 147V145H14V147L15 148H17V149H15L14 147V150H13V148L10 150L8 147V145H6V144H8L7 142L5 143L3 140L1 141ZM59 140H61L62 142H59L58 141V139ZM62 138H63V140H62ZM65 138V139H64ZM73 138V139H72ZM114 138V139H113ZM129 138V139H128ZM132 138V139H131ZM151 138V139H150ZM158 138V139H157ZM169 140H167V139ZM172 138V139H171ZM183 139V138H185V140H183L185 143H183V141L182 140H180V142H179V139ZM190 139V141H189V139ZM193 138H194V140H193ZM213 138V139H212ZM222 139V140H220V139ZM230 138V139H229ZM263 138V139H262ZM9 139V140H8ZM11 139V140H10ZM22 139V140H21ZM29 140L28 141V144L30 143V142H32V144L30 143V145H28L27 144V140ZM81 139H83L84 141L82 142V141H80ZM88 139V140H87ZM123 139H125V140H123ZM128 139V140H127ZM160 139V140H159ZM161 139H163V141L161 140ZM165 139V140H164ZM178 139V140H177ZM192 139V140H191ZM197 139L201 142V143H199V141H198V144H197ZM202 139H204V140H202ZM218 139V140H217ZM19 140H21V141H19ZM24 140H26V141H24ZM31 140V141H30ZM56 140V141H55ZM71 140H74V141H71ZM79 140V141H78ZM104 140V141H103ZM112 140V141H111ZM114 140V141H113ZM118 140V141H117ZM122 140L125 142V141H129V142H125V143H127V147L125 146L124 147V145L123 144H121V142H122ZM144 140V142H142ZM150 140H152V141H154L153 143L155 144H151L150 143ZM168 142H167V141ZM170 140H173V142H170ZM225 140V142L223 143V141ZM229 140H230V142H229ZM14 142V144H13V142ZM51 142V143H49L48 144V142ZM86 141L88 142V144L86 143ZM91 141V142H90ZM131 141H135V142H133V144H135V145H133L132 144V142ZM151 141V142H152ZM193 141V142H192ZM195 141V142H194ZM203 141V142H202ZM207 141V142H206ZM214 141H216V142H214ZM226 141H227V143H226ZM261 141H263V142H261ZM1 142L3 143L4 142V144H1ZM26 142V143H25ZM47 142V144H45ZM64 142V143H63ZM67 142H69L68 144H67ZM72 142H73V144H72ZM78 142V143H77ZM81 142V143H80ZM90 142V143H89ZM93 142V143H92ZM107 142V143H106ZM112 142V143H111ZM116 142H118L117 144H116ZM124 142H122V143H124ZM137 142V143H136ZM139 142V143H138ZM161 142H163V143H161ZM164 142H165V144L166 143H168V144H164ZM188 144H187V143ZM196 143V144H191V143ZM208 142H210V144L212 143L213 144V142H214V144L215 143H217V146L219 147H217L216 145H210ZM218 142H220L221 144H219ZM45 144V147L46 148H44V144ZM75 143H77V146H76V144ZM83 143H85V144H83ZM109 143V144H108ZM160 143H161V145L162 146H160ZM170 143H171V145H170ZM190 143V144H189ZM223 143V144H222ZM233 143V144H232ZM261 143V144H260ZM15 144H16V146H15ZM26 144H27V146H26ZM50 144H52V145H50ZM66 144V145H65ZM81 144H83V145H81ZM105 146H108V147H105ZM111 144H114L115 146H116V148H117V150H116V148L113 146V145H111ZM120 144V145H119ZM132 144V145H131ZM146 144V145H145ZM164 144V145H163ZM179 144H185L186 145V147H187V145H188V149H190L189 150V152L192 154H189V152L187 151L188 149H182V148H186L185 147V145L181 148L180 147V145ZM201 144H204V145H201ZM206 144V145H205ZM209 144V145H208ZM220 146H219V145ZM231 144V145H230ZM263 144V145H262ZM7 146V148L9 149V151L8 150H6L5 151V149H7L6 148V146ZM20 145H21V147H20ZM24 145H25V148H24ZM47 145V146H46ZM71 145L73 146V147H71ZM86 145H87V147H86ZM91 145H93L92 147H91ZM140 145V146H139ZM148 145H149V147H148ZM153 145V146H152ZM195 145H196V147H198V146H201L200 147V149H199V151H197L198 153H196V150H198V148H196L195 147ZM198 145V146H197ZM221 145H222V147H225L224 149L221 147ZM226 145H228L227 147H226ZM261 145V146H260ZM1 146H2V148H1ZM19 146V147H18ZM23 146V147H22ZM50 146V147H49ZM64 146H67V147H64ZM82 146H84V147H82ZM91 147V149L92 150H90V147ZM101 146H103L102 148H101ZM123 146V147H122ZM133 146H135V147H133ZM136 146H137V148H136ZM153 148H152V147ZM156 148H155V147ZM167 146L168 147H172L171 149H169V148H167ZM176 146H177V148L179 147V148H181V150H177V148H176ZM191 146V147H190ZM203 146V147H202ZM205 146H207V147H210V149L209 148H205ZM211 146H212V148H211ZM259 146V147H258ZM52 147V148H51ZM54 147H56V148H54ZM62 147H64V149L62 148ZM120 149H119V148ZM128 147H131V148H129V149H127V150H129V151H131L130 153H131V155L129 154V152H126L125 150H126V148H128ZM147 147V148H146ZM160 147V148H159ZM162 147V148H161ZM216 147V148H215ZM220 147L222 148L221 150H223L224 152H222V151H220ZM24 149V150H22V149ZM59 148H61L60 150H57V149H59ZM71 148H73V149H71ZM85 148V149H84ZM100 148L102 149V150H100ZM104 148H107V150H105ZM110 148V149H109ZM115 148V149H114ZM134 148H136V149H134ZM150 148H151V150L153 149V150H155V151H149L150 150ZM165 148H167V149H165ZM214 148V150H212ZM227 148V149H226ZM229 148V149H228ZM20 149V150H19ZM26 149V150H25ZM44 149H46V151L44 150ZM63 149V150H62ZM66 149H67V155H68V159H66L67 158V155L66 154H62V151H63V153H65L66 152ZM96 151H95V150ZM112 149H114L115 151H116V156H115V152L114 151H110V150H112ZM119 149V150H118ZM122 149V150H121ZM141 149V150H140ZM149 151V153H151L150 155H149V153H148V151ZM159 149V150H158ZM173 149V150H172ZM176 149V150H175ZM216 149H219V150H217L218 152L220 151V153H216V154H212V153H215V152H217L216 151ZM18 151L20 154H18V152L16 153V151ZM57 150V151H56ZM62 150V151H61ZM83 150V151H82ZM90 151L89 153H87L88 151ZM104 150H105V152H104ZM124 152V154L121 152ZM132 150H134V151H132ZM144 150V152H142ZM164 150V151H163ZM166 150H169L170 151V154H169V151H166ZM188 152H186V151ZM206 150H209V151H207L208 152V154H206L207 152H205ZM256 150H258V151H256ZM4 151V152H3ZM7 151H8V154H6L7 153ZM54 151H55V153H54ZM65 151V152H64ZM76 151V153L74 154V152ZM87 151V152H86ZM97 152V151H99L98 153H97V155H96V153H92V152ZM112 152V153H110V152ZM120 153H119V152ZM136 151V152H135ZM159 152V153H157V152ZM161 151H163V153L164 154H162V153H160ZM192 151H194V152H192ZM200 151H202V152H200ZM210 151H212V153L210 152ZM255 151H256V153H255ZM6 152V153H5ZM15 152V153H14ZM59 152V153H58ZM71 153V155H70V153ZM81 153V156H80V153ZM83 152V153H82ZM105 153V154H103L106 158L104 159V160H107L106 162H101L102 160H103V155H101L102 153ZM107 152V153H106ZM114 152V153H113ZM137 152H139V153H137ZM146 152H147V157H146ZM152 152H155L156 154H154V153H152ZM171 152H174V153H171ZM182 152L184 153L183 155H182ZM199 152H200V154H199ZM261 152V153H260ZM30 153H31V155H30ZM33 153V154H32ZM40 153V154H39ZM52 153V154H51ZM64 156L63 157V160L61 161V158H60V160H59V157H62V155ZM78 153H79V156H78ZM125 153H126V155H125ZM128 153V154H127ZM185 153H186V155L189 157V158H187V156H185ZM196 153V154H195ZM209 153H211V154H209ZM223 153H224V155H223ZM251 153H253V154H255V156L254 157H252L251 158V156H250V154ZM258 153V154H257ZM14 154V155H13ZM17 154V156H15ZM35 154V155H34ZM57 155V156H55V155ZM73 154V155H72ZM95 156H97V157H95ZM112 154V155H111ZM119 154L122 156H124V157H122L121 158V156H119ZM167 155V156H165V158L164 157H162V155L164 156V155ZM181 154V155H180ZM206 154V155H205ZM218 154H219V156H218ZM10 155H11V158L10 159H12L11 161H10V159H8L9 157H10ZM49 155V156H48ZM51 155V156H50ZM59 155V156H58ZM76 155V156H75ZM134 155V156H133ZM135 155L137 156V157H135ZM156 155V156H155ZM173 155V156H172ZM196 155H202L201 157H202V159H203V157H205V159H203V163L204 164H206V165H204L203 163H201L202 162V159H201V157L200 156H196ZM205 155V156H204ZM208 155H210L212 158H210V156H208ZM261 155H263V156H261ZM8 156V157H7ZM20 156H22V157H20ZM31 156H34V157H31ZM70 156H72V157H70ZM77 156L79 157V158H77ZM99 156L100 157H102L101 159L99 158ZM110 156V157H109ZM112 156V157H111ZM127 156H129V158L127 157ZM130 156H132L131 158H130ZM150 158H149V157ZM168 156H170V157H168ZM172 156V157H171ZM195 156V157H194ZM206 156H208L209 157V159L206 157ZM217 156V157H216ZM239 156V157H238ZM249 156V158H251V159H249V158H246V157H248ZM258 156H261V157H258ZM15 157V158H14ZM20 157V158H19ZM66 157V158H65ZM74 157V158H73ZM75 157H76V159H75ZM82 157V158H81ZM131 161V162H129V160L127 159V158ZM135 157V158H134ZM151 157H154V158H151ZM157 157H158V159H157ZM159 157L161 158V159H159ZM199 157V158H198ZM216 157V158H215ZM241 157H243V158H241ZM19 160H18V159ZM32 158H33V160H32ZM53 160H52V159ZM69 158H71L72 160L71 161H68V160H70ZM90 158H92V159H90ZM95 160H94V159ZM108 158H110V160L108 159ZM114 158H116V160L114 159ZM124 158V159H123ZM139 158H141V159H139ZM148 158V159H147ZM170 160H169V159ZM172 158V159H171ZM184 158V160H182ZM192 158V159H191ZM194 158H196V159H194ZM255 158V159H254ZM16 159V160H15ZM34 159L36 160V162L34 161ZM49 159H51V162L52 161H54V162H52V165H51V163H50V161H49ZM73 159H75L74 161H73ZM79 159H82L81 161L79 160ZM84 159H85V162H84ZM87 159L89 160L88 162H87V164H86V161H87ZM125 159H127V162L125 163ZM135 159V160H134ZM139 159V160H138ZM164 159V160H163ZM189 160V162H187L188 160ZM215 159H217V160H215V161H218V162H215L214 160ZM219 159V160H218ZM239 159H237V160H239ZM260 159V160H261ZM263 159H264V157H263ZM34 161L33 163H32V161ZM48 160V161H47ZM66 162H65V161ZM79 160V161H78ZM93 160V161H92ZM97 160V163H98V161H100L98 164L97 163H93V162H95ZM114 161V163L112 162V161ZM141 160V161H140ZM156 160L161 164V166L163 165V163L165 164L164 166H162L163 167V169L164 170H162L161 168L162 167H160V165H158V162H156ZM169 161V162H171L172 164V166L170 165H168V164H170V163H168V164H166L165 163V161ZM172 160V161H171ZM173 160H174V162H173ZM190 160L191 161H193V160H195V161H197V162H190ZM201 160V161H200ZM207 160V161H206ZM212 160V161H211ZM14 161L16 162V161H18V164L17 163H14ZM57 163H56V162ZM59 161H61V163H62V165H64V164H66L64 167L61 165V163H59ZM63 161H64V164H63ZM77 161H78V163H77ZM92 161V162H91ZM122 161V162H121ZM124 161V162H123ZM137 161V162H136ZM138 161H140V163H138ZM144 163H143V162ZM177 161H179V163H181L180 165H179V163L177 162ZM211 162V163H209V162ZM253 162V164L254 165H256V168L254 167L253 168V164H252V162ZM263 161V166H264V160H262ZM10 162V163H9ZM13 162V163H12ZM29 162H31V163H29ZM39 162V163H38ZM47 162H49L50 163V165H51V168H49V163L47 164ZM68 162H73L71 165H70V163H68ZM77 163V165H76V163ZM117 162H118V164H117ZM120 162V163H119ZM133 162H135V163H133ZM141 162L143 163V165L141 164ZM147 162V163H146ZM182 162H184V163H182ZM206 162V163H205ZM214 162H215V165H214ZM247 162H250V163H248V164H250V165H248V164H246ZM34 163H36L37 165L36 166H34V167H36V168H33L32 166L34 165ZM45 163V164H44ZM53 163H55V164H58V166L60 167H58L57 165L55 166V164H53ZM79 163H82V165H84V166H82V168H81V164L79 165V167H78V164ZM102 163V164H101ZM105 163H107V164H105ZM110 163V164H109ZM125 163V164H124ZM128 163V164H127ZM150 163H157L156 165H158V170L156 169L157 168V166L156 165H152L151 164V167H150ZM173 163L175 164V165H173ZM185 163H187V164H185ZM191 163V165H189ZM195 163V164H194ZM197 163V164H196ZM199 163V164H198ZM210 165V166H208V164ZM257 163V164H256ZM16 164V165H15ZM28 164V165H27ZM60 164V165H59ZM93 164H95V165H93ZM107 165V166H105V165ZM121 164H123V166H121ZM129 164H133V165H135L133 168H132V166L133 165H129ZM218 164V167L216 166ZM32 165V166H31ZM46 165V166H45ZM67 165L69 166L70 165V167H69V169L67 168ZM73 165H75V166H73ZM87 165H88V169H87ZM96 166V165H101L100 167L99 166H96V167H93V166ZM111 165H114V166H112V168H111ZM118 165V166H120V168H118V166L116 167V166ZM129 167H128V166ZM145 165V166H144ZM183 165H186V166H182ZM195 165V166H194ZM202 165V166H201ZM56 168H55V167ZM62 166V167H61ZM91 166V167H90ZM108 166H109V168H108ZM139 166H142V167H139ZM150 168H149V167ZM165 166H169L168 168L167 167H165ZM175 166H176V168H175ZM180 166L183 168L182 170H179L178 171V169H180ZM198 166V167H197ZM203 166H205L204 168H206V170L205 171H203ZM248 166V167H247ZM260 166V167H259ZM8 167V168H7ZM15 167V168H14ZM17 167V168H16ZM32 167V169H31V171H28V170H30V168ZM47 167V168H46ZM55 169H54V168ZM59 169H58V168ZM85 167V168H84ZM99 167V168H98ZM114 167H116V169L117 170H119V171H117L116 169H114ZM125 167H126V169H125ZM131 167V168H130ZM136 167V168H135ZM154 167V168H153ZM173 167V168H172ZM184 167H186V168H184ZM194 167V168H193ZM195 167H197V170H196V168ZM202 167V168H201ZM209 167L211 168V170H209V173H212V172H214V168L213 167H215V171H216V169H218V170H220V171H216L215 173H213L214 175H215V182H221V183H219V184H217V183H215L216 184V186L215 185H213L214 183H213V176L214 175H211L210 174V176H209V174H206L207 172H208V169H209ZM262 167V168H261ZM15 170H13V169ZM45 168L47 169V170H45ZM76 168V169H75ZM81 168V169H80ZM84 168V169H83ZM92 170H91V169ZM101 168V169H100ZM111 168V169H110ZM123 168V169H122ZM128 168V169H127ZM134 168L136 169V170H134ZM141 169V172H139L140 173V175L138 174V171H140L139 169ZM144 168H146L145 170H144V173L142 172L143 170L142 169H144ZM161 170H160V169ZM171 170H170V169ZM199 168H200V170H199ZM208 168V169H207ZM258 168H259V170H263V171H260V173H257V172H259L258 171ZM52 169V173L53 174H51V172L49 171V170H51ZM68 169V170H67ZM70 169H71V171L72 172H69L70 171ZM73 169V170H72ZM75 169V170H74ZM80 169V170H79ZM83 169V170H82ZM99 169V170H98ZM121 169H122V171H121ZM153 169V170H152ZM154 169H156L157 171H155ZM175 170V172L174 171H172V170ZM186 169V170H185ZM190 169H192V170H195V171H190ZM213 169V170H212ZM43 171V172H45L46 171V173L48 174L49 173V175H47V177L48 178H46V173H43V172H41L42 173V175H41V173L40 174H38L37 175V171H38V173H39V171ZM45 170V171H44ZM62 170H63V172H62ZM66 170V171H65ZM96 170V171H95ZM103 170V171H102ZM109 170H110V172H109ZM111 170L112 171H114V172H111ZM135 172H134V171ZM138 170V171H137ZM149 170V171H148ZM160 170V171H159ZM166 170H168V171H166ZM184 170V171H183ZM47 171H49V172H47ZM53 171H57V174L55 173V172H53ZM60 173H59V172ZM68 171V172H67ZM85 171V174L83 173ZM97 171H101V172H97ZM119 172V174L120 173H122V174H120V181H119V174L117 173V172ZM121 171V172H120ZM124 171H125V173H124ZM131 171H132V173H131ZM136 171H137V173H136ZM159 171V172H158ZM162 171H164V172H162ZM170 171V172H169ZM177 171H178V173L180 172L181 173V175H180V173H179V175L177 174ZM186 171V172H185ZM189 171H190V173H189ZM202 171L204 172L203 174H202ZM207 171V172H206ZM64 172H66L65 174H64ZM80 172V173H79ZM82 172V173H81ZM95 172H97L98 174L96 175V173ZM116 172V173H115ZM157 172V173H156ZM166 172H167V175H166ZM172 172V173H171ZM192 172V173H191ZM195 172H199L198 174L197 173H195ZM35 173V174H34ZM58 176L59 174H63V175H61L60 177H61V181L62 180H64V178H68V176H69V178H70V180H67L68 181V183H67V181L66 182H64V183H62L61 181V183L63 184V185H65V183H66V185H67V187H66V189L65 188H63V187H65V186H63L60 182H59V180H60V177H57V176H55V174ZM59 173V174H58ZM67 173H70V174H67ZM72 173V174H71ZM89 173H91V174H89ZM112 173V174H111ZM114 173V174H113ZM123 173H124V176L126 175H128V177H124L123 176V178H124V180H123V178H122V176L121 175H123ZM128 173V174H127ZM136 173V174H135ZM161 173H165V178H164V174H161ZM219 174V176L217 175V174ZM222 175H224V176H222L221 177V174ZM227 173H229V181H226L227 183L228 182H230V183H228V185H227V183H225V185H227V186H224V183L223 182H225V180H223L222 178L224 177V178H226V177H228V175H227ZM33 174H34V176H33ZM81 174H83L82 176H80ZM86 174H87V176H86ZM118 174V175H117ZM142 174V175H141ZM150 174V176L151 177H147L148 175ZM158 174H161L162 176H160V175H158ZM175 174H177V175H175ZM186 174V175H185ZM191 174H193V176L191 175ZM194 174H196V175H194ZM208 175V177H211L212 178V180H211V178H209V181L207 180V176L206 175ZM226 174V175H225ZM238 174V175H237ZM246 174V175H245ZM259 174H261L260 176H259ZM263 174V175H262ZM16 175V176H15ZM55 176V178H54V176ZM65 175V176H64ZM71 175V176H70ZM72 175H73V177H72ZM77 175V176H76ZM79 175V176H78ZM89 175H91V176H89ZM131 175H132V178H131V180H130V178L129 177H131ZM138 177V178H140V180L143 182H141L142 183V185L145 187V189L143 190V191H141V192H139L140 190V187L142 186L141 184H139L138 182H140V180H138V178L136 177V176ZM185 175V176H184ZM188 175L189 176H191L190 178L188 177ZM203 175H204V177H203ZM237 175V176H236ZM247 176V177H245V176ZM13 176H15V177H13ZM22 178H21V177ZM28 176L29 177H31V178H28ZM43 176H44V178H43ZM89 176V177H88ZM97 176V177H96ZM107 176V177H106ZM114 176V177H113ZM142 176H144L143 178H144V180H142ZM153 176H154V178H155V180H154V178H153ZM159 176H160V180H159V182H158V178H159ZM167 176H169V180H168V177ZM176 177V180H175V177ZM178 176V177H177ZM180 176V177H179ZM182 176V177H181ZM195 176H198L197 178L195 177ZM201 178H200V177ZM217 176V177H216ZM232 176H236L237 177V180H235L234 181V178L232 177ZM242 176H244L245 178H246V180H245V178L244 177H242ZM36 177L38 178V180L36 181ZM64 177V178H63ZM77 177V178H76ZM81 177V178H80ZM83 177V178H82ZM94 177H96V178H94ZM118 177V178H117ZM133 177H134V180H133ZM136 177V178H135ZM158 177V178H157ZM167 177V178H166ZM172 178V181H170L171 180V178ZM173 177H174V180H173ZM193 177V178H192ZM202 177H203V180H202ZM205 177H206V180H205ZM219 177L221 178V180H223V181H221V180H219ZM235 177V178H236ZM241 177V180L239 181V178ZM11 178H13V180H14V178H15V180L14 181H12L11 180ZM34 178H35V180H34ZM73 178H74V183H75V185L73 184ZM92 178H93V180H92ZM114 178H116V180H114ZM126 178H127V181H128V183L127 182H125V180H126ZM128 178H129V180H128ZM145 178H146V181H147V178H148V181H151L152 180V178H153V180H154V182H152V183H150L151 185H156L155 187H153V186H151V185H148L149 183H148V181L146 182V184L144 183V181H145ZM150 178H151V180H150ZM156 178H157V180H156ZM183 178H184V180H183ZM194 178H195V180H194ZM230 178H231V180H230ZM243 178H244V180H243ZM259 178H263V180H262V183H260L259 182ZM18 179H21L20 180V182L21 183H19V182H17L18 181ZM39 180H41L40 182H39ZM48 180V181H47ZM51 180H52V182H53V184H54V181L53 180H56L57 182H55V185H56V187L52 184V182H51ZM72 180V181H71ZM78 180H80V181H78ZM113 180H114V182H113ZM123 180V181H122ZM138 180V181H137ZM152 180V181H153ZM181 180V181H180ZM182 180H183V183H182ZM188 180V182L186 183V181ZM189 180H191V183H192V185L191 186H193L192 188H189V187H191L189 184H191L190 183V181ZM199 180V181H198ZM211 180V181H210ZM245 181V182H247L246 184L243 182V181ZM248 180V181H247ZM16 182L15 183V185L17 186H14V183L12 184V182ZM24 181H26L25 183H24ZM29 181V182H28ZM50 181V182H49ZM70 181V182H69ZM75 181H77V182H75ZM108 181V182H107ZM133 181V183L135 182L136 184L134 185V184H131L130 182H132ZM164 181H168L169 183L167 184L166 182L164 183ZM174 181V182H173ZM177 181H178V184H176L177 183ZM181 182V185H179L180 184V182ZM193 181V182H192ZM231 181H233V183L231 182ZM236 181H238V182H240V183H238V182H236ZM242 181V182H241ZM261 181V180H260ZM11 184H10V183ZM37 182V183H36ZM59 182V184H56V183H58ZM78 182H79V184H78ZM85 182H87V183H85ZM107 182V183H106ZM117 182V183H116ZM120 182V183H119ZM122 182H124V183H122ZM161 182V183H160ZM171 182H172V188H171ZM195 182H198L197 183V185H196V183ZM205 182H207V185L205 186ZM210 182V183H209ZM4 183V184H3ZM18 183V184H17ZM49 183H51L53 186H51V184H49ZM104 183H106L105 185H104ZM111 183V184H110ZM117 185H116V184ZM119 183V184H118ZM122 183V184H121ZM125 183H127V185L125 184ZM129 183H130V185H129ZM156 183H160L159 184V186L160 185H163L162 187H159ZM202 183V184H201ZM231 183H232V185H231ZM249 183V184H248ZM71 186H70V185ZM123 184H125V185H123ZM164 184H165V186H164ZM167 184V185H166ZM198 184H199V186H198ZM208 184H210L209 186H211V184H212V186H211V188L213 187V188H215V190H217V192H215L216 194H217V196H220V198H219V201H221V202H223V203H221V202H216V201H218V197L216 196V195H212V197H211V194H212V192H214V189L213 190H210V189H208L209 188V186H208ZM236 185V187H234L235 185ZM239 184H240V186H239ZM244 184V185H243ZM5 185H7V186H9L8 188H7V186H5ZM26 185V186H25ZM39 185V186H38ZM61 185V186H60ZM70 187H69V186ZM72 185H74V187H77L78 185V187H77V189L76 188H74ZM77 185V186H76ZM107 185H109L110 186V188H109V186L107 187ZM112 185V186H111ZM130 186V188H129V186ZM133 185V186H132ZM138 185V186H137ZM140 185V186H139ZM183 185H185V186H187V187H184ZM202 185H204L205 187H207L208 186V188H203L202 187ZM217 185H219V186H217ZM260 185H262V187L260 186ZM49 187L48 189H47V187ZM60 186V189L58 188ZM81 186V187H80ZM88 186H90V188L88 187ZM94 186V187H93ZM103 186V187H102ZM115 186H117V187H115ZM121 186V187H120ZM138 188H137V187ZM141 187V190H142V188H144V187ZM151 186V187H150ZM181 186H182V188H181ZM198 186V187H197ZM201 186V187H200ZM223 186H224V188L226 187V188H228L227 189V192L230 194V196H232L231 197V200L232 201H230V202H232V206H234L235 204H237V207L236 206H234V207H232L230 204V202H226L225 200H224V198H223V196H222V194L221 193H223V191L225 190L224 188H223ZM229 186V187H228ZM244 186H247V187H244ZM13 187H15V189H17V190H14L13 189ZM18 187H20L21 188V190H20V188L18 189ZM51 187H53V188H51ZM62 187V188H61ZM82 187H85V189H87V191L86 190H83L84 188H82ZM112 187V188H111ZM119 187V188H118ZM127 187L129 188V189H127ZM153 187V189H151ZM166 187H168V188H166ZM177 189H176V188ZM183 187H184V189H183ZM196 187V188H195ZM218 187V188H217ZM236 188L234 191H233V189L234 188ZM239 187V188H238ZM245 189V190H241V189H243V188ZM14 190V191H16V193L15 192H13L12 191V189ZM58 188V189H57ZM80 188V189H79ZM82 188V189H81ZM94 188V189H93ZM105 188V189H104ZM108 188V189H107ZM114 188V189H113ZM123 188V189H122ZM149 188V189H148ZM158 188V190L156 191V189ZM175 188V189H174ZM186 188H189V189H186ZM194 188V189H193ZM201 188H203L204 189V191H201V190H203V189H201ZM229 188H232V190H230ZM246 188H247V190H248V193H249V196L251 197V199H252V201H251V199H250V197L247 195V197L245 198V195L246 194H248L247 193V191H246ZM249 188V189H248ZM24 189V190H23ZM45 189H47V190H45ZM54 189V190H53ZM63 189L65 190V191H63ZM91 191V194L89 193V190ZM100 189V190H99ZM118 189V190H117ZM122 191H121V190ZM126 189V190H125ZM148 189V190H147ZM167 189L170 191V189H172L170 192H167ZM192 189H193V191H194V193H193V191H192ZM201 189V190H200ZM238 189V190H237ZM261 189H263V191L261 190ZM23 190V191H22ZM49 190H51V192L52 193H55L54 191L56 190L57 191V193L56 194H58V191H59V193L61 194V195H59L58 194V198L56 197L57 195H55V194H52ZM70 190V191H69ZM74 190V191H73ZM76 190L77 191H79V192H76ZM95 190V191H94ZM97 190H99L100 191V193H99V191L97 192ZM102 190H106V191H104V193H103V191ZM118 192H117V191ZM139 190V191H138ZM149 190H153V191H149ZM159 190H160V193H159ZM177 190V191H176ZM184 190H186V192L187 193H189L190 195H188ZM188 190V191H187ZM189 190H191V191H189ZM210 192H209V191ZM232 191V192H230V191ZM241 190V191H240ZM18 191V192H17ZM48 196H44L45 194L43 193V192ZM47 191H48V193H47ZM63 193H62V192ZM81 191H83V192H81ZM84 191H86V192H84ZM102 191V192H101ZM109 191H114L112 194L109 192ZM119 191L121 192V193H119ZM130 191V192H129ZM163 191V192H162ZM173 191V192H172ZM175 191V192H174ZM182 191V192H181ZM198 193H200V194H197V192ZM201 191V192H200ZM244 192V195H242L243 194V192ZM21 192H24V193H22V195H21ZM50 192V193H49ZM67 194H66V193ZM72 192V193H71ZM81 192V193H80ZM94 192V193H93ZM107 192V195H105L106 197L108 196V198L110 199H106V197L105 196H103L105 193ZM117 192V193H116ZM139 192V193H138ZM142 192L143 193H146V195L145 194H142ZM151 192V193H150ZM153 192V193H152ZM155 192H157V193H155ZM165 192V193H164ZM182 193V194H180V193ZM184 192V193H183ZM193 194H192V193ZM207 192V194H203V193H206ZM219 192H221V193H219ZM237 192V193H236ZM241 194H240V193ZM71 193L72 195H74V196H72L71 194L69 195V194ZM76 193H78V194H76ZM85 193V194H84ZM97 193H98V196H96L97 195ZM124 193V194H123ZM134 193H136L135 195H134ZM137 193H138V195H137ZM142 194V195H144L145 197H141L142 195H139V194ZM155 193V194H154ZM162 193V194H161ZM173 193V194H172ZM175 193H178V196H177V194H175ZM232 193H234V194H232ZM246 193V194H245ZM260 193H261V195H260ZM16 194V195H15ZM18 194V195H17ZM42 194V195H41ZM63 194H64V196H63ZM84 194V195H83ZM87 194V195H86ZM93 194H95V195H93ZM100 194H102V195H100ZM112 195V198H110V196ZM119 194L120 196L122 195V199H121V197H119V195L117 196V195ZM128 194V195H127ZM148 194H149V196H148ZM169 194H171V196H169V198L167 197ZM180 194V195H179ZM187 196H186V195ZM232 194V195H231ZM235 194H237V195H235ZM238 194H240L241 195V197L242 198H245V199H241V197L238 195ZM21 195V198L19 199V196ZM38 195V196H37ZM54 195H55V199H57V200H55L54 199ZM66 195V196H65ZM80 196V199L78 198L79 196ZM81 195L83 196L82 198H81ZM89 195H91V197L89 196ZM100 195V196H99ZM116 195V196H115ZM130 195H131V197H130ZM162 195V196H161ZM165 195H166V197H165ZM175 195V196H174ZM207 195V196H206ZM210 195V196H209ZM17 196H18V199H17ZM23 196V197H22ZM25 196V197H24ZM36 196H37V198H36ZM40 196H42L43 198H45V199H48L49 198V200L52 198V200H45V199H43V198H41ZM51 198H50V197ZM73 198H75L76 196H78V197H76L77 199H79L78 201L79 202H76V200L77 199H74L73 201H75V202H73L72 200H71V197ZM85 196H88V197H86V198H84ZM92 196L94 197H96V198H94V199H91L92 198ZM101 196H103V197H101ZM123 196H125V197H123ZM126 196H128V197H126ZM148 196V197H147ZM151 196V197H150ZM158 196L159 197H161V198H158ZM173 196V197H172ZM176 196H177V199L179 198V196H180V198H179V200H177V199H175L176 198ZM184 196V197H183ZM213 196H216V197H213ZM234 196V197H233ZM244 196V197H243ZM29 197V198H28ZM41 199H40V198ZM60 197L62 198L61 200H60ZM64 197V198H63ZM65 197H67V198H65ZM100 198V201H99V198ZM137 197H140V198H142V199H140V198H137ZM154 197V199H152ZM156 197V198H155ZM239 197V198H238ZM249 197V198H248ZM88 198H90V200L89 201H91L90 203H89V201H87L88 200ZM114 198V199H113ZM118 198H120V199H118ZM127 198H129V201H128V199ZM130 198H135V199H132L133 201L135 200V202H131L130 203ZM146 198V199H145ZM150 198V199H149ZM162 198H163V200H162ZM166 198V199H165ZM174 198V199H173ZM184 198V199H183ZM209 198H211V199H213V202L214 203H216V205H214V203L211 201V200H207V199H209ZM238 198V199H237ZM23 201H22V200ZM25 199V200H24ZM33 199H35V200H33ZM39 199V200H38ZM69 199L71 202H73L72 204L70 203V201L68 202L67 200ZM86 199V200H85ZM102 199H104V200H102ZM137 199H138V201H137ZM141 200V202H140V200ZM157 199H161V200H157ZM234 199H237L236 201L234 200ZM17 200V201H16ZM60 200V201H59ZM66 200V201H65ZM98 200V201H97ZM112 200H117V201H115V202H117V203H115L114 202V205H113V203L111 204L110 202H113ZM118 200H119V202H118ZM124 200L126 201V202H129V203H126V202H124ZM144 200V201H143ZM146 200H147V202H146ZM166 202H165V201ZM173 200H176L175 202L173 201ZM182 200V201H181ZM215 200V201H214ZM225 201V203H224V201ZM234 200V201H233ZM258 200V201H257ZM36 203H35V202ZM42 201H45V202H42ZM54 201H56L55 203H54ZM59 201V202H58ZM86 203H85V202ZM93 201H95V202H93ZM101 201H103V202H101ZM106 201H108L107 203H106ZM137 201V202H136ZM164 201V202H163ZM169 201H172V203L171 202H169ZM179 201V202H178ZM180 201H181V204H180ZM186 201H188L189 203L187 204V202ZM209 201V204L207 203ZM211 201V202H210ZM248 201H249V203H248ZM23 202V203H22ZM38 202H40V203H38ZM42 202V203H41ZM48 202V203H47ZM53 202V203H52ZM61 202V203H60ZM64 202H65V204H64ZM86 204H84V203ZM88 202V203H87ZM96 202H98V203H96ZM122 202V203H121ZM143 202L145 203V204H143ZM152 202V203H151ZM178 202V203H177ZM183 202H185V203H183ZM238 202H243V203H238ZM25 203V204H24ZM33 203V204H32ZM67 203H69L68 205H70L71 204V206H73L74 207V204H75V208L73 209V207H71V206H69V208H67ZM80 203V204H79ZM103 203V204H102ZM109 203H110V205H109ZM120 204V206L122 205V207H123V205H124V207L122 208H120V206H118V205H116V204ZM137 203V204H136ZM138 203H140V204H142V205H138ZM168 203H170V204H168ZM176 203H177V206H176ZM251 203H253V204H255V205H253V204H251ZM37 204V205H36ZM38 204H40V205H38ZM42 204V205H41ZM45 204L46 205H48V206H50L51 204L53 205V208H51L52 207V205H51V209L53 210V211H55V212H53L52 210V212L50 211V208H48V206H45ZM58 204V205H57ZM80 206L81 205V207L83 208V210H85L86 209V212L88 211L87 210V208L90 210V211H88L89 213H90V215L89 214H86V213H84V211L82 210V208L81 207H77L78 205ZM87 204L88 205H90V206H87ZM94 204H95V206H94ZM97 204H99V205H97ZM100 204H102L101 205V207H99L100 206ZM108 204V205H107ZM126 204V205H125ZM129 204H132L133 206H129ZM163 204V205H162ZM168 204V205H167ZM171 204H172V206H171ZM186 204V205H185ZM213 204V205H212ZM218 204V205H217ZM220 204V205H219ZM222 204H225V205H227V206H224V205H222ZM242 205V207L241 206H238V205ZM260 204V205H259ZM21 205H24L23 207L24 208H26L27 206H29V207H31V208H29L28 209V207H27V209L29 210H27V209H24ZM60 205H61V207H60ZM63 205H65L64 207H62ZM77 205V206H76ZM104 205V206H103ZM128 205V206H127ZM135 205H137V206H135ZM144 205V206H143ZM145 205H146V208H145ZM151 205V206H150ZM157 205H159V206H157ZM162 205V206H161ZM167 207H166V206ZM190 205V206H189ZM222 205V206H221ZM243 205H244V208H243ZM251 205V206H250ZM37 206V207H36ZM40 206H42V208H43V210H42V208L40 207ZM56 206V207H55ZM57 206H59V207H57ZM84 206H86V208H84ZM106 206H108V208L106 209ZM113 206V207H112ZM125 206H127L128 208H125ZM137 207L136 208V210H135V207ZM169 206H171V207H169ZM173 206H174V208L175 209H173ZM181 208H180V207ZM183 206V207H182ZM188 206V207H187ZM211 206V207H210ZM216 206H217V208H216ZM220 206V207H219ZM250 209V211L249 210H247V207ZM254 206V207H253ZM47 207V208H46ZM91 207H92V209H91ZM102 207H104V208H102ZM118 208V211H117V208ZM139 207V208H138ZM150 207V208H149ZM151 207H152V209H151ZM194 207V208H193ZM212 207L214 208V209H212ZM222 207V208H221ZM253 207V208H252ZM39 208H41V211H40V209ZM56 208V209H55ZM59 208H61V209H59ZM70 208H72L71 209V211H70ZM81 209V211H80V209ZM97 208L99 209L98 211H97ZM114 208L116 209V210H114ZM120 208V209H119ZM140 208H142L141 209V211H140ZM167 208V209H166ZM171 208V210H168V209H170ZM187 208V209H186ZM189 208V209H188ZM220 208V209H219ZM225 208H228V209H225ZM239 208V209H238ZM258 208H261L263 211H259V209ZM21 209H23V210H21ZM32 209V211H30ZM36 210V214H35V210ZM45 209H48L49 210V212H47ZM63 209V210H62ZM69 211H68V210ZM76 209V210H75ZM95 209V210H94ZM129 209L131 210V211H129ZM138 209V210H137ZM149 209V210H148ZM151 209V210H150ZM154 209V210H153ZM156 209V210H155ZM177 209V210H176ZM218 210V211H220L221 209L222 210H224L226 213H224V211L222 212V210H221V213L220 212H218V213H220V217H219V219H222L221 221L218 219V213H216V210ZM231 209V210H232ZM243 209V210H242ZM254 209V210H253ZM258 209V210H257ZM23 212H25V214L24 213H22L21 211ZM38 210V211H37ZM58 210H60L59 212H58ZM67 212H66V211ZM78 210H79V212H78ZM94 210V211H93ZM101 210V211H100ZM103 210V211H102ZM112 210L114 211L113 213H112ZM121 210V212H122V214H121V212H119ZM133 210V211H132ZM142 210L144 211V212H142ZM163 210H166V211H170V213L169 212H166V211H163ZM189 210V211H188ZM227 210H228V212H227ZM42 211H43V214H42ZM73 211V212H72ZM77 211V212H76ZM83 211V216H81L82 214H80L81 212ZM92 211V212H91ZM125 211V212H124ZM128 213H127V212ZM135 211V212H134ZM139 213H141V215L140 214H137L138 212ZM147 211L149 212V213H151V218H150V216L147 214ZM156 211H157V213H156ZM173 212V214H172V212ZM214 211V212H213ZM238 211V212H237ZM248 211L250 212V214L248 213ZM256 211H258V213H256ZM31 212V214H30V218H29V213ZM33 212H34V215H33ZM39 212V213H38ZM74 212H76L77 214H79V215H77L76 213H74ZM94 212V213H93ZM98 212V213H97ZM99 212L101 213L100 215H99ZM115 212H116V214H115ZM162 213V212H164V213H162V215L163 216H161V214L160 213ZM174 212H179L178 213V215H179V218L180 219H178V217H176V216H178L177 215V213H174ZM212 212V213H211ZM232 212V213H233ZM242 212H243V214H242ZM260 212H261V214L262 215H260ZM28 213V214H27ZM37 213H38V215L40 216V219L37 217L38 215H37ZM44 213H46V214H48V213H52L53 214V217H51V215L50 214H48V215H46V214H44ZM63 213V214H62ZM68 214V215H66V214ZM72 213V214H71ZM102 213H108V214H106L107 215V217H104L103 216V214ZM117 213H119V214H117ZM125 213H126V215H125ZM132 214V215H130V214ZM143 213H146V214H144V216H142L143 215ZM167 213V214H166ZM213 214V213H216V215L217 216H215V215H211V214ZM228 213V216L226 215ZM252 213V214H251ZM254 213H256V214H254ZM65 214V215H64ZM114 214H115V216H114ZM121 214V215H120ZM124 214V216H127V217H124V218H122L123 215ZM128 214H129V216H128ZM137 214V215H136ZM158 214V215H157ZM160 214V215H159ZM169 214L171 215L170 217L171 218H169L168 216H169ZM174 214H176V219H174V220H172V217H174V216H172V215H174ZM34 216V218H35V215H36V218L34 219L33 218V216ZM41 215H43V219H44V217H45V220H46V223L48 224V225H50L49 224V222L51 223V225H52V223H55L56 224V228L53 226V225H55V224H53L52 226L54 227H50V226H48V225H46V223H45V220H42L41 219ZM44 215H46V216H44ZM49 215H50V217H49ZM64 215V216H63ZM73 217H72V216ZM96 215H99V216H96ZM105 215V216H106ZM119 215V217L120 218H117V216ZM139 215V216H138ZM146 215V216H145ZM153 215V216H152ZM155 215V216H154ZM165 215H166V218H164L165 217ZM246 215V216H245ZM260 215V216H259ZM66 216H70V217H72V218H70V219H68ZM75 216V217H74ZM79 216V217H78ZM86 216H88L87 218H85ZM90 216H94V217H92L93 219H91V217ZM103 216V218H101V217ZM109 216V217H108ZM112 216H113V218H112ZM122 216V217H121ZM132 216V217H131ZM136 216V217H135ZM140 218H138V217ZM251 216V217H250ZM252 216H255V217H253L252 218ZM48 217H49V219H48ZM64 217H66L65 219H64ZM114 217L115 218H117V219H119V220H115L114 219ZM145 217H149L151 220H149V221H147L148 219L147 218H145ZM214 217H215V219H214ZM256 217H259V218H256ZM32 218V219H31ZM48 219V221L49 222H47V219ZM53 218V219H52ZM75 218H76V220H75ZM77 218H78V220H77ZM81 218V219H80ZM92 221H90L89 219ZM99 218V219H98ZM107 218V219H106ZM111 218V219H110ZM122 218V219H121ZM131 218V219H130ZM133 218H136L135 219V221H134V219ZM152 218H153V221H154V223H155V221H157L158 222V225L155 223V224H152L153 222H152ZM160 218H161V220L164 218V220L166 221V223H165V221L164 220H160ZM213 218V219H212ZM31 219V220H30ZM34 219V220H33ZM39 219V220H41L40 222H43V224H41L39 221H37V220ZM50 219L52 220V222L50 221ZM55 219L57 220V221H59V223L56 221V222H54L55 221ZM58 219H60V220H66V221H61V223H60V220H58ZM75 220L76 222H73L72 221V223H70L71 221H68V220ZM94 219H95V222H94ZM102 219V220H101ZM110 219V220H109ZM127 219H129V220H127ZM142 219V220H141ZM144 219H147V220H144ZM170 219V220H169ZM54 220V221H53ZM96 220H98V221H96ZM103 221V222H101V221ZM106 220H109V221H106ZM124 220V221H123ZM131 220V221H130ZM132 220H133V225H135L136 224V226H138L139 224H141V226L139 225V227L137 228L136 226H133L132 225ZM137 220H139V221H137ZM176 220H177V222H176ZM217 220H219L220 221V223L223 225V227L221 226V224L219 225L218 223H219V221H217ZM32 221H33V224H32ZM34 221H36V222H38V223H36V222H34ZM68 221V222H67ZM77 221H83V222H87V224L89 225L90 223H93L91 226L89 225H87L86 224V222H85V225L83 224V223H80V222H78V223H80V224H76L77 223ZM113 221V222H112ZM118 221H120V223L118 222ZM140 221H142L143 222V225H142V222H140ZM162 223H161V222ZM168 221H170V222H168ZM216 223H215V222ZM88 222H90V223H88ZM96 222H97V224L98 225H96ZM107 222H109V225H108V223ZM112 222V223H111ZM123 222H124V224H123ZM128 222V223H127ZM137 222H140V223H137ZM145 222V223H144ZM147 222V223H146ZM164 222V223H163ZM229 221H228V223H230ZM257 222V223H258ZM23 223V224H22ZM27 223V224H26ZM31 224V226L29 225V227H28V224ZM63 223H65V224H63ZM72 224V226H74V228L73 227H70L71 225L69 224V227L70 228H68V226H66L67 224ZM76 225H75V224ZM102 223V224H101ZM105 223V224H104ZM118 223V224H117ZM122 223V224H121ZM127 223V224H126ZM130 223V224H129ZM151 223V224H150ZM161 225H160V224ZM168 223V224H167ZM174 223V224H173ZM198 223H199V225H198ZM26 224V225H25ZM35 224H37V226L39 227H36V225ZM43 225V226H48V227H46V228H48V229H50V232L49 231H47V229H45V227H43V226H41V228H40V226L39 225ZM58 224V225H57ZM83 224V225H82ZM111 224V225H110ZM120 224V225H119ZM138 224V225H137ZM150 224V225H149ZM173 224V229L176 231V229H177V227H178V230L177 231H179V232H175L172 228H171V225ZM217 224V225H216ZM60 225H62V226H60ZM63 225L64 226H66V227H64V229H63ZM79 225H82L81 227L82 228H84V229H82ZM105 225H108V228H107V226H105ZM117 225L119 226L118 227V230H119V228L122 226V225H124V226H122L121 228H120V230H122L123 231V233L125 234V237H124V235H123V233H122V231H116L117 230ZM127 225H129V227L131 228L132 227V230L128 227V229H127ZM152 225V226H151ZM159 227V230L161 229V231H159L158 230V228H157V226ZM164 225V226H163ZM168 225V226H167ZM177 225V226H176ZM182 225V226H181ZM185 227H184V226ZM219 225V226H218ZM26 227V229L25 228H23V227ZM33 226H34V228H33ZM76 226H78L80 229H78V227H76ZM100 228H99V227ZM111 226H113V227H111ZM126 226V227H125ZM145 228H143V227ZM198 226V227H197ZM200 226V227H199ZM204 226V227H203ZM42 227H43V229H42ZM76 227V228H75ZM91 227V228H90ZM97 229H96V228ZM101 227H103V229L101 228ZM105 227H106V229L109 231L110 230V234L109 233H106L107 232V230H105ZM133 227H134V229H133ZM161 227V228H160ZM263 227V228H262ZM29 228V229H28ZM31 228H33V229H31ZM53 230H52V229ZM58 228V229H57ZM66 228H68L69 229V232H68V234L66 233ZM71 228H73L72 230H71ZM86 228V229H85ZM89 228V229H88ZM139 230V232L138 233H140V234H138V236H140V237H136L137 235V229ZM171 228V229H170ZM180 228V229H179ZM184 228H186L185 230H184ZM199 228V229H198ZM201 228H203V229H201ZM220 228V229H219ZM225 230H223V229ZM258 228V229H257ZM31 229V231H29ZM42 230L41 231V233L43 234L42 236H43V238H42V236H41V233H40V231L39 230ZM61 229V230H60ZM68 229H67V231H68ZM77 229V230H76ZM88 229V230H87ZM100 229V230H99ZM113 229V230H112ZM124 229H125V232H124ZM127 229V230H126ZM144 229V230H143ZM148 229H149V232H148V234H147V232H145L146 230L148 231ZM165 231V233L163 232V230ZM168 229H170V231L168 230ZM201 229V230H200ZM36 230H38L39 231V234H38V232H36ZM43 230L45 231V233H43ZM57 230V231H56ZM64 230V231H63ZM70 230L71 231H77V233H79V230H80V236L79 235H77V233L76 232H70ZM87 231V232H84V231ZM94 230H97V232L96 231H94ZM104 230L106 231V232H104ZM129 230V231H128ZM133 230H135V232L133 231ZM140 230H142V231H140ZM153 230H154V233H152L153 232ZM171 230H173L172 232H171ZM186 230H187V232H186ZM198 230L200 231L199 233H198ZM235 230H236V232H235ZM52 231H53V233H52ZM59 231H61V232H63V234L64 233H66V235H68V237H69V233H70V236H71V234L73 235H75V237H74V240L76 239V241L78 240V242H80V244L78 243L77 244V242H76V244L75 243H72V241H73V237H71V238H68L65 234L64 235H62V233L61 232H59ZM90 231H92V233H94L95 235H91V236H89L87 233H91ZM103 233H102V232ZM183 231V232H182ZM192 231H193V233H192ZM201 231H202V234H201ZM204 231V232H203ZM217 231V232H216ZM219 231H222V232H220L219 233ZM228 231V232H227ZM230 231V232H229ZM254 231V232H253ZM34 232V233H33ZM57 232V234H58V236L57 235H53V237L54 236H56V237H60V235L59 234H61V240H60V238L59 239H57V240H54V239H56V237L55 238H51L50 236H52V234H54V233H56ZM84 233V235H82L83 233ZM98 233V234H100L101 235V233L102 234H104V235H99L98 236V234H96V233ZM128 234H127V233ZM132 232V233H131ZM167 232V233H166ZM171 232V234H169ZM182 232V233H181ZM190 232L192 233V234H190ZM195 232V233H194ZM198 234H197V233ZM206 232V233H205ZM211 232H215V233H213V234H211ZM239 232H241V233H239ZM248 232V233H247ZM258 234H257V233ZM38 235H37V234ZM49 233H52L51 235L49 234ZM76 233V234H75ZM86 233V234H85ZM91 233V234H92ZM113 233V235L115 236V237H113V235H111ZM117 233H120V235H118L117 236ZM156 233H158V237H157V235H155V236H153L154 234H156ZM161 233H164L165 235L167 234H169L170 236H171V238H173L172 240H174V242L171 240L170 241V239L171 238H169L168 236H165L164 234H161ZM176 233V234H175ZM181 233V234H180ZM203 233H204V235H203ZM219 235H218V234ZM222 233H224V234H222ZM230 233H231V235H230ZM249 233H251L250 234V236H249ZM32 235V239H31V235ZM48 234V235H47ZM108 236H111V237H108ZM123 235V237L121 238V236ZM144 234V235H143ZM153 234V235H152ZM159 234H161V235H163V238H162V236L161 235H159ZM179 234H180V236H179ZM183 234L185 235V236H183ZM205 234H206V236H205ZM210 234V235H209ZM226 234V236H224ZM237 234H240V235H242L243 236V238L241 237V238H237V236H235V235H237ZM46 235V236H45ZM50 235V236H49ZM73 235V236H74ZM78 237H81V240H84V242L83 241H81L80 240V238H78ZM86 235V236H85ZM105 235H106V237H105ZM128 237H127V236ZM175 235H177V236H175ZM199 235V236H198ZM214 237H218L219 236V238L221 237L222 238V240H221V238L219 239V238H214ZM221 235V236H220ZM35 236V237H34ZM47 236H49V237H47ZM88 236V237H87ZM93 236V237H92ZM103 236V237H102ZM116 236H117V238L118 239H116ZM130 236L134 239L133 241H132V239L130 238ZM147 236V237H146ZM151 237V239H153V243L151 242V239H149L150 237ZM161 236V237H160ZM166 238H168V240L167 239H165V237ZM175 236V237H174ZM190 236V237H189ZM207 236H210V238L209 237H207ZM222 236H224V237H222ZM229 236H231V237H229ZM248 236V237H247ZM44 237H45V239H44ZM65 237V238H64ZM85 237H87L86 239H85ZM92 237V238H91ZM120 237V238H119ZM143 239H142V238ZM145 237V238H144ZM176 237H178V238H176ZM182 238V239H184V243H182L183 242V240L182 239H180V238ZM188 237L189 238H192L191 240L192 241H190V242H192V244L190 243V242H188ZM194 237H195V239H194ZM197 237V238H196ZM200 237H202L203 238V242L201 241L202 240V238H200ZM207 237V238H206ZM226 237V238H225ZM78 238V239H77ZM90 238V239H89ZM105 238V239H104ZM107 238V239H106ZM110 239V241H108L109 239ZM115 238V239H114ZM124 238H125V241H124ZM128 238H130V239H128ZM137 238H139L137 241H136V239ZM141 238V239H140ZM156 238H158V239H156V242H155V239ZM174 238H176V239H174ZM206 238V239H205ZM209 238V239H208ZM248 238V239H247ZM252 238V239H251ZM66 239V240H65ZM70 239H72V241L70 240ZM87 239H89V240H92L93 241V243H92V241H89V240H87ZM96 239H97V241H96ZM103 239H104V241H103ZM119 239H121V242H119L120 240ZM123 239V240H122ZM126 239H127V241L129 240V243H128V246L129 247H131V249L132 250H130V248L129 247H127V241H126ZM147 239V240H146ZM162 239V240H161ZM165 239V240H164ZM186 239H188V240H186ZM193 239H194V242H193ZM203 243V244H200L201 242L199 241V240ZM212 239V240H211ZM216 239V240H215ZM224 239V240H223ZM229 239H232L233 241H231V240H229ZM251 241H250V240ZM42 240L43 241H45V242H42ZM51 240V241H50ZM54 240V241H53ZM85 240H86V242H85ZM102 240V241H101ZM116 242H115V241ZM160 241V242H158V241ZM175 240H179V242L180 243H178V241H175ZM185 240L188 242V243H190V244H188L187 242V244L185 243ZM198 240V241H197ZM208 241L209 243H210V241L212 242V243H208V242H206V241ZM37 241V242H36ZM47 241V242H46ZM48 241H50V242H52V243H50V245L52 244V245H57V246H59L61 243L63 244V242L64 241H66V243L65 244H67L69 241H71V242H69V243H71V244H67L66 246H68V247H66L67 249H69V250H67L66 248L64 249V247H65V245H64V247H63V250H62V248H60V247H62L63 245H60L59 246V248L58 247H56V245H55V247H51L48 243ZM61 241V242H60ZM112 241V242H111ZM114 241V242H113ZM135 241V242H134ZM141 241V243H139ZM196 241V242H195ZM215 241H217V244H216V242ZM221 241V242H220ZM239 241V242H238ZM241 241V242H240ZM34 242H36V243H34ZM54 242V243H53ZM55 242H57V243H55ZM74 242V241H73ZM86 243V244H88L87 245V247H85V245L83 244L82 245V243ZM89 242H91L92 243V246H93V244H94V247H92L91 246V243H89ZM109 242H111V243H114V245L113 244H107V243H109ZM123 242H126V244L124 245V243ZM138 242V244H136ZM155 242V243H154ZM161 242H163V243H161ZM172 242V243H171ZM177 242V243H176ZM220 242V243H219ZM43 243V245H44V243L45 244H47L48 246H50V247H48V246H46V245H44V246H41V244ZM60 243V244H59ZM98 243H99V245H98ZM116 243H117V245H116ZM120 243V244H119ZM130 243H134L133 245L132 244H130ZM146 245H145V244ZM166 243H167V245H166ZM174 243H175V245L177 244V246H175L174 245ZM208 244V245H206V244ZM226 243V244H225ZM230 245H229V244ZM234 243H240L239 245H240V247L238 246V244L236 245V244H234ZM103 244V245H102ZM107 244V245H106ZM141 244V245H140ZM159 244H163L162 246L161 245H159ZM172 244V245H171ZM178 244L180 245V246H178ZM194 244V245H193ZM195 244H197L198 246H197V251H196V248H195ZM218 244H219V246H218ZM224 244V245H223ZM233 244V245H232ZM245 244V245H244ZM251 244V245H250ZM40 245V248L38 249V247H36V246H39ZM71 245H72V247H71ZM76 247V248H73L74 246ZM79 245V248L77 247V246ZM80 245H82L83 246V248L80 246ZM90 245V246H89ZM97 246V248H96V246ZM118 245H121V246H118ZM123 245V246H122ZM132 245V246H131ZM159 245V246H158ZM170 245V246H169ZM192 245V246H191ZM199 245H201V246H199ZM211 245H212V247H211ZM215 245H216V247H215ZM221 245V246H220ZM227 245V246H226ZM232 245V246H231ZM9 247V250L10 249H12L13 248V250H10L11 251V253H9V251L7 252V250H8V247ZM45 246H46V248H45ZM101 248H100V247ZM107 246V247H106ZM108 246H111V247H108ZM114 246V247H113ZM126 246V247H125ZM142 246V247H141ZM144 246V247H143ZM146 246V247H145ZM150 246V247H149ZM151 246H153V247H151ZM157 246V247H156ZM161 246V247H160ZM186 246V247H185ZM208 246V247H207ZM217 246H218V248H217ZM226 246V247H225ZM231 248H233V249H231ZM237 246V247H236ZM41 247H43L42 249H41ZM48 247V248H47ZM91 247L92 248H94V249H92V250H95L94 252L93 251H90L88 248H90L91 249ZM99 247V248H98ZM112 247H113V249H112ZM119 248V250L120 251H122L121 253H120V251L118 250L117 251V254L115 255V250H116V248ZM133 247H135L134 249L136 250V251H134V249H133ZM137 247H139V248H137ZM140 247L144 250V252H143V250L142 249H140ZM151 248V249H149V248ZM158 247H160V248H158ZM167 247L168 248H170L169 250H170V252H169V250L167 249ZM189 247V249H187ZM195 248V252H198V254L196 255L195 253H193V255L194 256H192V253L191 252H194V251H192L194 248ZM202 247H204V248H202ZM206 247V248H205ZM213 247H215V248H213ZM220 247V248H219ZM222 247H224V248H222ZM231 249H229V248ZM6 248V249H5ZM17 248H18V250H17ZM19 248H21L22 249V251H21V249L19 250ZM32 248H34V249H36V250H33ZM45 248V249H44ZM54 248V249H53ZM57 248V249H56ZM78 248V251L76 250ZM82 248V249H81ZM87 248V249H86ZM96 248V249H95ZM117 248V249H118ZM121 248V249H120ZM124 248H128V249H124ZM147 248H148V250H147ZM180 248V249H179ZM181 248H184V249H181ZM210 248H212V249H210ZM217 248V249H216ZM249 248V249H248ZM5 249V250H4ZM39 251H38V250ZM49 251H47V250ZM51 251H50V250ZM97 249H99V251H97ZM104 249V250H103ZM156 249V250H155ZM186 249V250H185ZM214 249V250H213ZM223 249H225V250H223ZM228 249V250H227ZM238 249V250H237ZM3 250V251H2ZM16 250V251H15ZM41 250V251H40ZM46 250V251H45ZM52 250L54 251V252H52ZM56 250H58L57 252H59V255H61V256H59L60 258L62 257V258H64L65 256V258L64 259H61L60 260V258L58 257V253L56 254ZM60 250H62V251H60ZM81 250V251H80ZM152 250L155 252H152ZM168 250V251H167ZM181 250V251H180ZM183 250V251H182ZM188 250V251H187ZM202 250V251H201ZM207 250H213L212 252L210 251V253L207 251ZM222 250V251H221ZM234 250V251H233ZM37 252V254L39 253V252H43V259H42V256H41V254L42 253H39L40 255H37V256H35V254H36V252ZM66 252L65 254H67L68 252V256L67 255H65L64 254V252ZM72 251V252H71ZM83 251V252H82ZM88 251H90L89 253H88ZM103 251V252H102ZM105 251V252H104ZM124 251V252H123ZM126 251H127V254H126ZM141 253H140V252ZM146 251H147V253H149L150 255V257H149V259L150 260H152L153 259V261H149V259H148V255L146 254ZM148 251H151V252H148ZM156 251H158V252H156ZM205 251L206 252H208V253H205ZM220 251V252H219ZM230 251V252H229ZM235 251H237V252H235ZM238 251H241V252H238ZM14 254H13V253ZM18 252H19V254H18ZM30 252H31V254H30ZM54 253V254H56V255H53L52 253ZM63 252V254H61ZM74 252V253H73ZM79 252V253H78ZM80 252L82 253V254H80ZM84 252H86V253H88V254H84L83 255V253ZM92 252V253H91ZM115 252V253H114ZM130 252H132L130 255H133V258L131 257V256H129L128 254ZM138 252V253H137ZM171 252V253H172ZM185 252V253H184ZM219 252V253H218ZM225 252H227V253H225ZM233 252V253H232ZM244 253V255H243V253ZM250 252V253H249ZM47 253H49L50 254V257H49V254L46 256V254ZM71 253V254H70ZM95 254V256L93 255V258H92V256H90L89 254ZM107 253V254H109V255H105V254ZM114 253V254H113ZM123 253H125L126 255H128L127 257H129L128 259H127V261L125 260L126 258H125V256L126 255H124ZM144 253V254H143ZM191 253V254H190ZM232 253V257L230 258L228 255H230ZM235 253V254H234ZM237 253H239V254H237ZM241 253V254H240ZM248 253H249V255H248ZM3 254V255H2ZM6 254H7V256H6ZM12 254V255H11ZM16 254V255H15ZM76 254V255H75ZM78 254V255H77ZM98 254V255H97ZM121 254H122V256H121ZM143 256H142V255ZM153 254V255H152ZM166 254V255H165ZM182 254V256H180ZM185 254V255H184ZM188 254H189V256H188ZM208 254V255H207ZM234 254V255H233ZM4 255H5V258H3L4 257ZM18 255V256H17ZM31 255H32V258H34V257H36V258H34L35 260H33L32 258H31ZM73 257H72V256ZM89 257V259L90 260H88L87 258V256ZM97 255V256H96ZM99 255H100V257L101 258H99ZM110 255H112V257H113V259H112V257H108V259L106 258V260H108V261H105V257H107V256H110ZM141 257H140V256ZM145 255H147V257L145 256ZM219 255H220V257H219ZM229 257V260H228V258H226L227 256ZM236 255V256H235ZM238 255L240 256L239 258H238ZM9 256H11V257H9ZM15 256H17L16 258H15ZM28 256V257H27ZM29 256H30V258H29ZM40 256V257H39ZM45 256L46 257H48L47 259L45 258ZM79 256V257H78ZM84 256H86L85 257V259H87V260H85L84 259ZM117 256H118V259H117ZM140 257V258H138V259H140V260H142V262H140V260H139V262H137L138 260H136V258L137 257ZM152 256H153V258H152ZM233 256H234V258H233ZM242 256H244V257H242ZM246 256V257H245ZM7 257H8V261H10V262H7ZM13 257L16 259H13ZM18 257H19V259H18ZM23 257V258H22ZM25 257H27V258H25ZM39 257V258H38ZM55 257V258H54ZM56 257L58 258V259H56ZM72 257V258H71ZM81 257H82V259H81ZM94 257H98V259L96 258V260H95V258ZM123 257V258H122ZM131 257V258H130ZM169 257V258H168ZM194 257V258H193ZM216 257V258H215ZM235 257L236 258H238V259H240L238 262L239 263H237V260H234L235 259ZM20 258H22L21 260H20ZM29 258V259H28ZM47 260V261H45V259ZM49 258H53L54 260H56V261H54L53 259L52 260H48ZM69 258H71V260H69ZM92 258V259H91ZM125 258V259H124ZM147 258V259H146ZM184 258V259H183ZM190 258V259H189ZM193 258V259H192ZM218 258H220V259H218ZM226 258V259H225ZM233 258V259H232ZM249 258L251 259L250 260V263H249ZM1 259H3V260H1ZM10 259H12V260H10ZM18 259V260H17ZM32 259V260H31ZM42 261H41V260ZM65 259H68V261H69V263H67L66 261L67 260H65ZM84 259V260H83ZM101 259V260H100ZM104 261H103V260ZM112 259V260H111ZM225 259V260H224ZM23 260V261H22ZM26 260V261H25ZM30 260V261H29ZM36 260H37V262H36ZM63 260V261H62ZM74 260V261H73ZM77 260V261H76ZM93 260V261H92ZM95 260V261H94ZM100 260V261H99ZM110 260H111V262H110ZM123 260V261H122ZM136 260V261H135ZM205 260H206V262H205ZM221 260V261H220ZM3 261V262H2ZM12 261V262H11ZM16 261V262H15ZM27 261H29V262H27ZM44 261H45V263H44ZM58 261V262H57ZM70 261H73V262H70ZM86 261V262H85ZM88 261V262H87ZM89 261H91V262H89ZM103 261V262H102ZM114 261H117V262H115L114 263ZM125 261V262H124ZM132 261L134 262V263H132ZM225 261H229L228 263L227 262H225ZM47 262V263H48ZM76 262V263H75ZM82 262V263H81ZM84 262V263H83ZM137 262V263H136ZM145 262V263H144ZM147 262V263H146ZM178 262V263H177ZM210 262V263H209ZM46 263V264H47ZM48 263V264H49ZM172 263V264H173ZM183 263L184 264H186L184 261H183ZM222 263V264H223ZM233 263V264H234ZM96 264V263H95ZM219 264H221V263H219Z\"/></svg>",
    "mask_w": 264,
    "mask_h": 264
},
{
    "label": "bare ground",
    "instance_id": "obj_2",
    "mask_svg": "<svg viewBox=\"0 0 264 264\" xmlns=\"http://www.w3.org/2000/svg\"><path fill=\"white\" fill-rule=\"evenodd\" d=\"M3 1H4V0H3ZM5 1L10 2L11 0H10V1H9V0H5ZM26 1H30V3H32V5H34L35 8H36L37 5H39V3H40L39 0H22L23 3H24V2L26 3ZM44 1H45V0H44ZM49 1H50V0H49ZM64 1L66 2V0H64ZM76 1H77V0H76ZM78 1H80L79 3H81V2H83V3H89V0H78ZM93 1H94V0H93ZM99 1H100V0H99ZM111 1H113V0H111ZM157 1H158V0H157ZM161 1H164V0H161ZM166 1H171V2L175 3V5H177V4H179V3L182 2V1L180 2V0H166ZM188 1H189V0H188ZM218 1H219V0H218ZM223 1H224V0L221 1V4L223 3ZM232 1H233V0H232ZM240 1H241V0H239V3H240ZM247 1H248V0H247ZM247 1H246V3L248 4ZM8 2H6V3H8ZM16 2H17V0H16ZM53 2H54V3H53ZM53 2H52L53 4L51 5V7H49V8H51V10H53V12H54V10L59 9L60 6H57V7H58L57 9L54 8V7L57 5L56 3H58V2L55 3V0H54ZM62 2H63V1H62ZM67 2H68V1H67ZM70 2H71V1H70ZM70 2H68V3L71 4V5L74 4V2H73V3H70ZM199 2L201 3L200 5H203L201 1H199ZM226 2H227V0H226L224 3L226 4ZM228 2H229V1H228ZM237 2H238V1H237ZM241 2H242V1H241ZM259 2H260V1L256 2V0H255V1L250 0L249 3H250L251 5L248 4L249 7L245 8L243 12H242V9H241V8H243L242 5L244 6L245 3H243V4L241 3L242 5L240 6V7H241L240 9H241V12L243 13V15L241 16V15H240L241 12L237 9L238 11H236V12H239L240 14H239V13H238V14H239L240 16H239V15H234V16H237V17L239 16L241 19H240V18H237V19H240V20H241V21H240L241 24H242V22H243V25L245 26V27H244V26H243V27L249 29V34H248V36H247L246 38L249 40V41H248V40H247V41L250 42V43L252 44L251 48H253V49H251V48L249 47V48L251 49V51H252V53H251L252 56H251V55H250V56L253 57V60H254V58H256V61H262V59H263V61H264V18H263L262 20H261V19H260V20L258 19V17H259L260 15H263V16H264V2H263V0H262V3H261V4H259ZM1 3H2V5H3V2H0V4H1ZM4 3H5V2H4ZM6 3H5V4H6ZM12 3H13V1H12ZM18 3H19V2H18ZM20 3H21V2H20ZM30 3H29V5H30ZM59 3H60V2H59ZM59 3H58V4H59ZM68 3H67V4H68ZM99 3H100V2H99ZM101 3H102V2H101ZM110 3H111V2H110ZM168 3H169V2H168ZM176 3H177V4H176ZM203 3H204V2H203ZM206 3H207V2H206ZM206 3H204V4L206 5ZM215 3H216V2H215ZM234 3H236V2H234ZM234 3H233V4H234ZM26 4H27V3H26ZM42 4H43V3H42ZM45 4H46V2H45ZM63 4H64V3H63ZM77 4H78V3H77ZM90 4H91V2H90ZM95 4H96V3H95ZM192 4H193V3H192ZM197 4H198V1H197ZM208 4H209V3H208ZM216 4H217V3H216ZM228 4H229V3H228ZM2 5H1V6H2ZM10 5H11V4H10ZM22 5H24V4H22ZM29 5H27L26 7H29ZM49 5H50V4H49ZM64 5H66V4H64ZM71 5H69V6H71ZM74 5H75V4H74ZM168 5H169V4H168ZM193 5H194V4H193ZM198 5H199V4H198ZM234 5H236V4H234ZM3 6H5V5H3ZM24 6H25V5H24ZM69 6H67V7L69 8ZM72 6H73V5H72ZM80 6H81V5H80ZM91 6H93V5H91ZM91 6H89V7H91ZM109 6H111V5H109ZM183 6H184V5H183ZM190 6H191V5H190ZM190 6H189V4H188V5L186 4V7H187V8L190 7ZM225 6H226V5H225ZM231 6H233L232 3H231ZM231 6H230V8H231ZM13 7H14V6H13ZM42 7L44 8V10H43L41 7H38V8L42 9L41 11H45V8H47V7H44V6H42ZM61 7L63 8L64 6L61 5ZM61 7H60V9H61ZM67 7H66V8H67ZM76 7L78 8V6H75V8H76ZM81 7L83 8L84 6H81ZM94 7H95V6H94ZM172 7H173V5L171 6V8H172ZM176 7H178V6H176ZM186 7H185V8H186ZM196 7H197V6H195V8H196ZM206 7H207V5H206ZM210 7H211V6H210ZM227 7H228V6H227ZM227 7H226V8H227ZM234 7H235V9H236V6H234ZM238 7H239V5H238ZM2 8H3V7H2ZM15 8H16V7H15ZM19 8H20V7H19ZM24 8H25V7H24ZM71 8H72V10H73V7H71ZM85 8H86V7H85ZM173 8H174V7H173ZM198 8H199V7H197V9L192 8V10H193V9H194V10H198ZM208 8H209V7H208ZM213 8H214V7H213ZM3 9H5V8H3ZM6 9H7V8H6ZM6 9H5V10H6ZM11 9H12V8H11ZM11 9H10V12H11L12 14L15 13L14 11L12 12ZM31 9H32V8H31ZM63 9H64V8H63ZM167 9H169V8H167ZM177 9H178V8H177ZM183 9H184V8H183ZM183 9H182V11H183ZM199 9H201V7H200ZM211 9H212V8H211ZM220 9H221V8H220ZM220 9H219V10H220ZM224 9H225V8H224ZM8 10H9V8H8ZM25 10L29 11V10L26 9V8H25ZM36 10H37V8H36ZM46 10H49V9H46ZM51 10H50V11H51ZM66 10H67V9H66ZM78 10H79V9H78ZM172 10H173V9H172ZM184 10H186V9H184ZM41 11H40V14L43 13V12H41ZM50 11H49V12H50ZM60 11H61V10H60ZM69 11H70V10H69ZM74 11L76 12V10H74ZM74 11H72V12L70 11V12H71V14H70L71 16L74 15V14H73ZM222 11H223V10H222ZM230 11H232V9H231ZM30 12H33V9H32ZM30 12H29V13H30ZM34 12H35V11H34ZM46 12H47V11H46ZM57 12H58V10H57ZM70 12H68V13H70ZM169 12H170V11H169ZM176 12H177V11H176ZM183 12H184V11H183ZM234 12H235V11H234ZM3 13H4V12H3ZM36 13H38V12H36ZM36 13H33L34 16H35ZM60 13H61V12H60ZM63 13H64V12H63ZM108 13H109V12H108ZM196 13H197V12H196ZM231 13H232V12H231ZM12 14H11V15H12ZM16 14H17V13H16ZM18 14H19V13H18ZM24 14L26 15V13H24ZM53 14H54V13H53ZM171 14H172V13H171ZM173 14H175V13H173ZM176 14H177V13H176ZM176 14H175V15H176ZM194 14H195V13H194ZM227 14H228V12H227ZM233 14H234V13H233ZM20 15H21V14H20ZM30 15H32V14H30ZM30 15H28V18H29ZM44 15H45V14H44ZM46 15H47V13H46ZM48 15H49V14H48ZM51 15H52V14L50 13V15H49L50 18H51ZM63 15H64V14H63ZM67 15H68V14H67ZM76 15H77V13H76ZM78 15H79V14H78ZM180 15L182 16L181 13H180ZM180 15H179V16H180ZM186 15H187V13H186ZM188 15H189V14H188ZM188 15H187V16H188ZM190 15H191V14H190ZM196 15H197V14H196ZM217 15H218V14H217ZM219 15H221V14H219ZM17 16H18V15H17ZM17 16H16V17H17ZM23 16H24V15H23ZM42 16H43V14H42ZM52 16H53V15H52ZM54 16H58L57 13H56ZM59 16L61 17V14H60ZM71 16H70V17H71ZM184 16H185V15H184ZM184 16H183V17H184ZM193 16H194V15H193ZM212 16H213V15H212V11H210V10H206V11L204 12V14H202L201 17H202L204 20H207V19H209V18H212ZM263 16H261V17H263ZM9 17H10V15H9ZM9 17H8V18H9ZM37 17H38V16H37ZM65 17L67 18L68 16H66V14H65V16H64L63 19H60L59 17H58V18H59L60 21H62V20L64 21V20L66 19ZM70 17H68V18H70ZM175 17H176V16H175ZM188 17H189V16H188ZM225 17H226V18H225ZM228 17H231V16H227V15L225 16V15H224L222 18H223V19L225 18L226 21H228V20H230V19L227 20ZM13 18H15L14 15H13ZM30 18H31V17H30ZM41 18H42V17H41ZM43 18H45V16H43ZM50 18H49V19H50ZM54 18H55V17H54ZM54 18H53V19H54ZM68 18H67V19H68ZM72 18H73V16H72ZM178 18H179V17H178ZM181 18H182V17H180V19H181ZM192 18H193V17H192ZM194 18H195V17H194ZM215 18H216V17H215ZM11 19H12V18H11ZM18 19H19V18H18ZM22 19H23V18H21L20 20H22ZM33 19H34V18H33ZM36 19H37V18H36ZM39 19H40V17H39ZM46 19H47V18H46ZM55 19H57V18H55ZM184 19H185V17H184ZM223 19H222V20H223ZM233 19H234V18H233ZM14 20H17V19H14ZM20 20H19V21H20ZM43 20H44V19H43ZM57 20H58V19H57ZM75 20H76V18H75ZM95 20H96V19H95ZM187 20H188V19H187ZM218 20H219V19H218ZM222 20H221V21H222ZM234 20H236V19H234ZM19 21H17V22H19ZM65 21H67V20H65ZM65 21H64V22H65ZM69 21H70V20H69ZM73 21H74V20H73ZM170 21H171V20H170ZM177 21H180V20L178 19ZM202 21H203V20H202ZM210 21H212V20H210ZM214 21H215V20H214ZM231 21H232V19H231ZM237 21H238V20H237ZM173 22H174V19H173ZM182 22H183V21H182ZM186 22H187V21H185L184 23L186 24ZM198 22H199V21H198ZM217 22H220V20L217 21ZM217 22H216V23H217ZM19 23H20V22H19ZM52 23H53V22H52ZM65 23H67V22H65ZM69 23H72V22H69ZM69 23H68V24H69ZM130 23H131V21H130ZM177 23H178V22H177ZM184 23H182L181 25H183ZM213 23H214V22H213ZM229 23H230V22H229ZM233 23H234V21H232L231 24L234 25ZM28 24H29V23H28ZM76 24H77V22H76ZM91 24H92V23H91ZM91 24H90V25H91ZM168 24H169V23H168ZM187 24H188L187 26H189L188 29L190 28V26H191V27H195V26L197 25V23H196V21H195L194 19H190V20L188 21ZM225 24H226V22H225ZM231 24H230V25H231ZM20 25H21V24H20ZM70 25H71V24H70ZM90 25H89V26H90ZM181 25H179V26H181ZM201 25H202V23H201ZM211 25H214V24H211ZM235 25H236V24H235ZM235 25H234V26H235ZM237 25H238V24H237ZM59 26H60V25H59ZM75 26H77V25H75ZM128 26H129V25H128ZM170 26H171V25H170ZM183 26H184V25H183ZM207 26H208V25H207ZM215 26H216V25H215ZM234 26H232L233 29H234ZM77 27H78V26H77ZM167 27H168V26H167ZM172 27H173V26H172ZM176 27L178 28V26H176ZM185 27H186V26H185ZM208 27H209V26H208ZM223 27H226V26H223ZM237 27H239V26H237ZM23 28H24V27H23ZM66 28H67V27H66ZM72 28H73V27H72ZM168 28H169V27H168ZM182 28H183V29H182V30H183L182 33L184 34V27H182ZM186 28H187V27H186ZM201 28H202V27H201ZM215 28H217V26H216ZM126 29H127V27H126ZM178 29H179V28H178ZM178 29H177V30H178ZM190 29H192V28H190ZM197 29H198V28H197ZM222 29H224V28H222ZM241 29H242V27H241ZM241 29H240V30H241ZM18 30H19V29H18ZM21 30H22V29H21ZM78 30H79V27H78ZM84 30H85V29H84ZM174 30H175V29H174ZM180 30H181V29H180ZM192 30H194V28H193ZM195 30H196V29H195ZM199 30H200V28H199ZM203 30H204V29H203ZM214 30H215V33H216V32H219V30H218V31H217L216 29H214ZM227 30H228V27H227ZM76 31H77V29H76ZM211 31H213V29H212ZM228 31H230V29H229ZM234 31H235V30H234ZM241 31H242V30H241ZM243 31H244V36L247 35V33L245 34V32H246L245 29H243ZM168 32H169V31H168ZM170 32H172V31H170ZM173 32H175V31H173ZM188 32H189V31H188ZM192 32H194V31H192ZM196 32H199V31L196 30ZM205 32H206V31H205ZM213 32H214V31H213ZM232 32H233V31H232ZM236 32H237V31H236ZM20 33H21V32H20ZM179 33H180V32H179ZM210 33L212 34V32H209V34H210ZM223 33H224V32H223ZM225 33H226V32H225ZM242 33H243V32H242ZM7 34H8V33H7ZM82 34H83V33H82ZM166 34H167V32H166ZM176 34H177V32H176ZM185 34H188V33H185ZM197 34H198V33H197ZM202 34H204V33L202 32ZM207 34H208V33H207ZM216 34L219 35L218 33H216ZM235 34H236V33H235ZM237 34H238V33H237ZM18 35H19V33H18ZM127 35H128V34H127ZM191 35H192V34H191ZM194 35H195V33L193 34V36H194ZM224 35H225V34H224ZM224 35H223V36H224ZM231 35H232V34H231ZM238 35H239V34H238ZM238 35H237V36H238ZM240 35H241V34H240ZM25 36H26V35H25ZM25 36H24V37H25ZM84 36H85V34H84ZM180 36H181V35H180ZM184 36H186V35H184ZM189 36H190V35H189ZM195 36H196V35H195ZM197 36H198V35H197ZM197 36H196L195 39H197ZM223 36H222V37H223ZM234 36H235V35H234ZM234 36H233V37H234ZM242 36H243V34H242ZM3 37H4V36H3ZM6 37H8V35H7ZM28 37H29V36H28ZM202 37H203V36H202ZM209 37H210V36H209ZM229 37H230V36H229ZM1 38H2V36H1ZM163 38L165 39L166 37H163ZM212 38H213V37H211V38H209V39L211 40ZM215 38H216V36H215ZM219 38H221V36H219ZM219 38H217V39H215V40L218 41V40H220ZM243 38H244V37H243ZM243 38H241V39H243ZM246 38H244L243 40H245ZM2 39H3V38H2ZM209 39H208V40H209ZM222 39L224 40V38H222ZM226 39H228V38L226 37ZM235 39H237V38H236V37L234 38V42H235ZM14 40H15V39H14ZM21 40H22V38H21ZM27 40H28V39H27ZM166 40H167V39H166ZM179 40H180V38H179ZM187 40H188V39H187ZM192 40H193V39H192ZM203 40H204V39H203ZM8 41H10V39H9ZM8 41H6V42H8ZM36 41H37V40H36ZM167 41H169V40H167ZM167 41H166V42H167ZM195 41H196V40H195ZM200 41L202 42V40H200ZM205 41H206V40H205ZM211 41H212V40H211ZM211 41H210V42H211ZM213 41H214V39H213ZM220 41H221V40H220ZM239 41H240V38H239ZM245 41H246V40H245ZM3 42H5V40H4ZM173 42H174V41H173ZM182 42H183V40H182ZM191 42H192V41H191ZM196 42H197V41H196ZM210 42H209V44L214 43V42H211V43H210ZM231 42H232V41H231ZM241 42H243V41L241 40ZM9 43H11V42H9ZM185 43H187V42H185ZM203 43H205V42L203 41V42L201 43V44L203 45V47H204L205 45H208V41H207V44H205V45H204ZM219 43H220V42H219ZM223 43H224V41L221 42V45H223ZM226 43H227V42H226ZM226 43H225V44H226ZM236 43H237V42H236ZM246 43H247V42H246ZM29 44H33V43L30 42ZM35 44H37V43H35ZM162 44H163V42L161 43V46H162ZM168 44H169V43H168ZM181 44H183V43H181ZM181 44H179V46H180ZM189 44H190V43H189ZM195 44H196V43H195ZM197 44H198V43H197ZM225 44H224V45H225ZM234 44H235V43H234ZM244 44H245V43H243V46H244ZM251 44H249V45H251ZM10 45H11V44H10ZM33 45H34V44H33ZM33 45H32V47H34ZM163 45H164V44H163ZM187 45H188V44H187ZM187 45H184V44H183V46H187ZM198 45H199V44H198ZM212 45H213V44H212ZM212 45H211V46H212ZM215 45H216V44H214V46H215ZM235 45H236V44H235ZM241 45H242V44H240V46H239V45H238V46L241 47ZM246 45H247V44H246ZM246 45H245V46H246ZM16 46H17V45H16ZM36 46H37V45H36ZM164 46H166V45H164ZM168 46H170V45H168ZM168 46H167V47H168ZM199 46H201V45H199ZM211 46H210V47H211ZM216 46H217V45H216ZM216 46H215V47H216ZM245 46H244V47H245ZM4 47H5V46H4ZM38 47H39V46H38ZM167 47L165 48V52L167 53V54L165 53V55H168V58H170V61L172 60V59H171V56H172L173 58H174V57H178V55H179L178 53H180V52H177L176 50L172 49L171 47H170V48H167ZM187 47H189V46H187ZM205 47L207 48V50H206V52H207V51L209 50V49H208V46H205ZM210 47H209V48H210ZM222 47L224 48V46H222ZM222 47H220V50H221ZM229 47H230V46H229ZM234 47L237 48V45L234 46ZM234 47H233V45H232V47H230V48L233 49ZM41 48H42V47H41ZM161 48H162V47H161ZM176 48H177V47H176ZM189 48H190V47H189ZM197 48H198V47H197ZM217 48H218V46H217ZM223 48H222V49H223ZM235 48H234V49H235ZM241 48H242V47H241ZM246 48H247V46H246ZM246 48H245V49H246ZM249 48H248V50H249ZM0 49H1V48H0ZM42 49H43V48H42ZM45 49H46V48H45ZM162 49H163V48H162ZM214 49H215V48H214ZM218 49H219V48H218ZM225 49H227V48H225ZM231 49H230V50H231ZM238 49H239V48H238ZM243 49H244V48H243ZM2 50H3V46H2ZM5 50H6V49H5ZM13 50H14V49H13ZM18 50H19V49L17 48V51H18ZM32 50H33V48H32ZM35 50H36V49H35ZM46 50H47V49H46ZM163 50H164V49H163ZM220 50H219V51H220ZM3 51H4V50H3ZM9 51H10V50H9ZM17 51H16V52H17ZM49 51H50V50H48L47 52H49ZM75 51H76V50H75ZM89 51H90V50H89ZM89 51H88V52H89ZM179 51H180V49H179ZM187 51H188V50H187ZM201 51H203V50H201ZM201 51L199 50L200 53H201ZM225 51H226V54H228V56L230 55V54H229L230 52H231V53H232V52H233V53L235 52V51H230V52L227 53V50H225ZM225 51H224V52H225ZM245 51H246V50H245ZM245 51H244V52H245ZM251 51L249 50L248 53L251 52ZM5 52H6V51H5ZM20 52H21V50H20ZM33 52H34V50H33ZM33 52H32V53H33ZM38 52H39V51H38ZM38 52H37V53H38ZM55 52H56V51H55ZM55 52H54V53H55ZM68 52H69V51H68ZM91 52H92V51H91ZM204 52H205V51H204ZM204 52H203V53H204ZM209 52H211V51H209ZM209 52H208V53H209ZM220 52H223V51H220ZM220 52H219V53H220ZM224 52H223V54H224ZM238 52H240V51H238ZM244 52H243V53H244ZM246 52H247V51H246ZM14 53H15V51H14ZM17 53H18V52H17ZM22 53H23V52H22ZM32 53H31V54H32ZM75 53H76V52H75ZM96 53H97V52H96ZM96 53H94V54H96ZM188 53H190V52H188ZM194 53H195V52H194ZM197 53H198V50H197ZM208 53H207V54H208ZM233 53H232V54H233ZM236 53H237V52H236ZM236 53H234L235 56H236ZM243 53H241V55H242ZM248 53H247V54H248ZM4 54H5V53H4ZM8 54H9V53H8ZM15 54H16V53H15ZM23 54H25V53H23ZM29 54H30V53H29ZM31 54H30V55H31ZM35 54H36V53H35ZM46 54L49 55V53H46ZM76 54H77V53H76ZM89 54H90V53H89ZM191 54H192V53H191ZM210 54H211V53H210ZM213 54H214V55H213ZM220 54H221V53H220ZM223 54H222V55H223ZM238 54H239V53H238ZM5 55H6V54H5ZM12 55H13V54H12ZM40 55H41V53H40ZM40 55H39V56H40ZM43 55H44V54H43ZM65 55H66V54H65ZM85 55H87V54H85ZM198 55H199V54H198ZM202 55L204 56V54H202ZM218 55H219V54H218ZM218 55H217V56H218ZM224 55H225V54H224ZM224 55L222 56L223 58L219 59L221 62L223 61L222 59H224ZM241 55H240V56H241ZM248 55H249V54H248ZM32 56H33V55H32ZM35 56H36V55H35ZM44 56H45V55H44ZM73 56H75V55H73ZM89 56H90V55H89ZM169 56H170V57H169ZM192 56H194V54H193ZM199 56H200V55H199ZM206 56L209 57L210 55H206ZM212 56L215 57V53H214V52H212ZM231 56H232V55H230L229 57H231ZM243 56H245V53H244ZM9 57H10V55H9ZM9 57H8L7 61L10 60ZM27 57H28V56H27ZM27 57H25V59H26ZM40 57H41V56H40ZM45 57H46V56H45ZM45 57H44V58H45ZM47 57H52V54L49 55V56H47ZM47 57H46V58H47ZM55 57H56V54H55ZM99 57H100V56H99ZM162 57L164 58V55H162ZM166 57H167V56H166ZM204 57H205V56H204ZM210 57H211V56H210ZM214 57H213V58H214ZM219 57H221V56L219 55ZM233 57H234V56H233ZM251 57H250V58H251ZM22 58H23V57H22ZM22 58H21V59H22ZM29 58H30V59H29ZM46 58H45V59H46ZM53 58H54V57H53ZM62 58H63V57H62ZM70 58H71V57H70ZM76 58H77V57H76ZM90 58H91V57H90ZM178 58H179V57H178ZM178 58H176V59H178ZM180 58H181V57H180ZM193 58H194V57H193ZM196 58H198V56H196ZM211 58H212V57H211ZM234 58H235V57H234ZM12 59H13V58H12ZM27 59H29V61H31V56L28 57ZM37 59H39V58H37ZM47 59H48V58H47ZM49 59H51V60L53 61L52 58H49ZM55 59H56V58H55ZM66 59H67V58H66ZM88 59H89V58H88ZM94 59H95V58H94ZM176 59H175V60H172V61L175 62V63H177L178 60H176ZM182 59H185V58L183 57ZM204 59H205V61H206V57H205ZM209 59H210V58H209ZM216 59H217V58H216ZM216 59H215V60H216ZM225 59L227 60L226 57H225ZM225 59H224V60H225ZM238 59H239V58H238ZM238 59H237V60H238ZM247 59H248V58H247ZM251 59H252V58H251ZM257 59H258V60H257ZM14 60H16V59L14 58ZM57 60H59L58 57H57ZM57 60H56V61H57ZM63 60H65V59L63 58L61 62H65V61H66V60H65V61H63ZM164 60H165V58H164ZM179 60H180V59H179ZM198 60H199V58H198ZM200 60H202V59H200ZM212 60H214V59H212ZM212 60H211V62H212ZM215 60H214V62H215ZM217 60H218V59H217ZM226 60L223 62L222 65H224V63H225V65H226V62L228 63V61H226ZM233 60H234V59H233ZM10 61L13 62V60H10ZM16 61H18V59H17ZM35 61H38V60H34V64H36ZM46 61H48V60H45V62H46ZM52 61H51V62H52ZM68 61H71V60H68ZM76 61H78V60H76ZM96 61H98V60H96ZM196 61H197V59H196L193 63H195ZM249 61H251V60H249ZM53 62H54V61H53ZM71 62H72V61H71ZM181 62H182V61H181ZM186 62H187V61H186ZM190 62H191V61H190ZM200 62H201V61H200ZM200 62H199V64H200ZM202 62H203V60H202ZM214 62H213V63H214ZM221 62H220V64H221ZM229 62L231 63L230 60H229ZM234 62H238V61H234ZM253 62H255V61H253ZM13 63H14V62H13ZM16 63H18V64H17V68H15V69H16L17 71H18V69H19V71H20V70H21V69H20V66H21V65H20L19 68H18L19 62H16ZM16 63H15V64L10 63V64L16 66ZM21 63H22V62H21ZM29 63L31 64V62H29ZM38 63H39V61H38ZM49 63H50V62H49ZM54 63H55V62H54ZM56 63H58V61H57ZM73 63H74V62H73ZM184 63H185V62H184ZM197 63H198V62H197ZM215 63H217V61H216ZM230 63H229V64H230ZM258 63H259V65H260V62H258ZM258 63H257V64H258ZM263 63H264V62H263ZM6 64H8V63H6ZM25 64H26V63H25ZM25 64H24V65H25ZM42 64H43V61H42ZM47 64H48V62H47ZM47 64H46V65H47ZM50 64H51V63H50ZM63 64H64V63H63ZM65 64H66V63H65ZM178 64H179V63H178ZM182 64H183V63H182ZM217 64H218L219 66H221L219 63H217ZM236 64H238V63H236ZM248 64H249V63H248ZM251 64H252V62H251ZM255 64H256V63H255ZM2 65H4V64H2ZM26 65H27V64H26ZM37 65H38V64H37ZM39 65H40V64H39ZM53 65H55V64H53ZM58 65H61V64H58ZM68 65H70V64H68ZM99 65H100V64H99ZM168 65H169V64H168ZM180 65H181V63H180ZM194 65H196V67L198 66V64H194ZM202 65H203V64H202ZM204 65H208V62H207V64H204ZM211 65H212V67L215 66V65L213 66L212 63H211ZM218 65H216V66H218ZM232 65H233V63H232ZM232 65H231V66H232ZM246 65H247V64H246ZM259 65H257V66L255 67V69H254L255 71H254L253 73H255V74L257 73L259 76H261L262 73L264 72V69L261 68V67H263V66H260V67H259ZM262 65H263V64H262ZM35 66H36V65H35ZM81 66H82V65H81ZM172 66H173V65H172ZM177 66H178V65H177ZM182 66H183V65H182ZM209 66H210V64H209ZM216 66H215V67H216ZM237 66H238V65H237ZM240 66H241V65H240ZM249 66H251V65H249ZM254 66H255V65H254ZM4 67H6V66H4ZM9 67H10V66H9ZM11 67H12V66H11ZM22 67H23V66H22ZM24 67H26V66H24ZM24 67H23V68H24ZM30 67H31V66H30ZM33 67H34V66H33ZM33 67H31V69H33ZM37 67H38V66H37ZM42 67H43V66H42ZM50 67H51V66H50ZM55 67H56V65H55ZM59 67H60V66H59ZM70 67H71V66H70ZM76 67H78V65H76ZM83 67H84V66H83ZM165 67H166V65H165ZM202 67H203V66L198 67V68L200 69V68H202ZM205 67H206V66H205ZM207 67H208V66H207ZM207 67H206V68L203 67L205 71H206V69H207V71L209 70ZM215 67L213 68V72H214ZM223 67H224V69H225V66H223ZM227 67H228V66H226V68H227ZM26 68H27V67H26ZM34 68H35V67H34ZM44 68H45V67H44ZM46 68H48V69H46V70H49V69H50L49 67H46ZM63 68H64V67H63ZM79 68H80V67H79ZM85 68H88V66L85 67ZM178 68H179V67H178ZM185 68H186V67H185ZM198 68H197V69H198ZM219 68H221V67H219ZM229 68H230V67H229ZM229 68H228V70H229ZM15 69H14V70H15ZM28 69H29V67H28ZM31 69H29L30 72H31ZM60 69H61V71H62V68H60ZM72 69H73V68H72ZM82 69H83V68H82ZM166 69H167V68H166ZM168 69H169V68H168ZM171 69H172V68H171ZM197 69H193V70H197ZM199 69H198V70H199ZM210 69H211V68H210ZM231 69H232V68H231ZM244 69H245V68H244ZM23 70H25V69H23ZM23 70H22V71H23ZM37 70H38V69H37ZM55 70H56V68H55ZM67 70H68V69H67ZM73 70H74V69H73ZM182 70H183V69H182ZM201 70H202V69H200L199 71H201ZM232 70H233V69H232ZM247 70H248V68H247ZM247 70H246V71H247ZM250 70L253 71V67L250 68ZM3 71H4V70H3ZM7 71H9V70H7ZM11 71H12V70H11ZM19 71H18V73H19ZM34 71H35V70H34ZM38 71H39V70H38ZM57 71H58V69H57ZM65 71H66V70H65ZM77 71H78V70H77ZM94 71H95V70H94ZM176 71H177V70H176ZM191 71H192V70H190V73H191ZM207 71H206V72H207ZM211 71H212V69H211ZM216 71H218V69H216L215 72H216ZM222 71H223V70H222ZM225 71L227 72L226 69H225ZM230 71H231V70H230ZM246 71H245V72H246ZM25 72H26V71H25ZM45 72H46V71H45ZM52 72H53V70H52ZM55 72H56V71H55ZM62 72H63V71H62ZM208 72H209V71H208ZM213 72H212V73H213ZM215 72H214V73H215ZM223 72H224V71H223ZM228 72H229V71H228ZM248 72L250 73V71H248ZM4 73H6V72H4ZM4 73H1V76H2V74L4 75ZM9 73H10V72H9ZM21 73H23V72H21ZM21 73H20V74H21ZM32 73H33V72H32ZM56 73H57V72H56ZM168 73L170 74V71H169ZM193 73H194V72H193ZM197 73H198V72H196V75H195V74H194V75L197 76ZM216 73H217V72H216ZM231 73H232V71H231ZM235 73H237V72H235ZM238 73H239V72H238ZM238 73H237V74H238ZM241 73H242V72H241ZM243 73H244V70H243ZM243 73H242V74H243ZM7 74H8V73H7ZM29 74H30V73H29ZM35 74H36V71H35ZM39 74H41V71L39 72ZM57 74L60 75V72L57 73ZM57 74H56V75H57ZM70 74H71V73H70ZM182 74H183V72H182ZM185 74H186V73H185ZM188 74H189V73H188ZM199 74H200V73H198V75H199ZM202 74H203V76H204V73H203V72H202ZM202 74H200V76H201ZM218 74H220V73H217V75L214 74V75H216L215 77H217ZM9 75H10V74H9ZM18 75H19V74H18ZM66 75H69V74L67 73ZM66 75H65V76H66ZM73 75H74V74H73ZM73 75H71V76L74 77ZM77 75H78V73H77ZM99 75H100V74H99ZM214 75H211V76L213 77ZM224 75H225V74H223V76H224ZM228 75L230 76V74H227V77H228ZM238 75H240V74H238ZM238 75H237V76H238ZM243 75H245V74H243ZM253 75H254V74H253ZM21 76H22V75H21ZM40 76H41V75H40ZM53 76H55V75H53ZM97 76H98V75H97ZM192 76H193V75H192ZM195 76H193L192 78H194ZM205 76H206V73H205ZM211 76H210V77H211ZM219 76H220V75H219ZM219 76H218V77H219ZM7 77H8V75H7ZM7 77H6V78H7ZM26 77H29L28 74H27ZM63 77H64V75L62 76V78H63ZM66 77H67V76H66ZM68 77H70V76H68ZM101 77H102V76H101ZM190 77H191V75H189V78H190ZM197 77H198V76H197ZM207 77H208V75H207ZM231 77H232V75H231ZM262 77H264V76H262ZM2 78H3V76H2ZM8 78H9V77H8ZM22 78H23V77H22ZM33 78H34V77H33ZM59 78H61V76H60ZM62 78H61V79H62ZM70 78H71V77H70ZM99 78H100V77H99ZM178 78H179V77H178ZM180 78H181V77H180ZM202 78H203V77H202ZM245 78H247V77H245ZM254 78H255V76H254ZM19 79H20V78H19ZM74 79H75V78H74ZM74 79H73V81H74ZM101 79H102V78H101ZM187 79H188V78H187ZM199 79H200V77H199ZM199 79H198V80L195 79V80H196V81H200ZM204 79H205V78H204ZM207 79H208V78H207ZM207 79H206V80H207ZM214 79H215V78H214ZM220 79H221V77H220ZM233 79H234V77L232 78V80H233ZM237 79H238V78H237ZM240 79H241V77H240ZM257 79H258V78H257ZM259 79H261V78H259ZM3 80H4V79H3ZM49 80H50V79H49ZM65 80H67V78H65ZM179 80H180V79H179ZM181 80H182V78H181ZM181 80H180V81H181ZM195 80H194V81H195ZM228 80H230V77L228 78ZM234 80L236 81V78H235ZM234 80H233V81H234ZM238 80H239V79H238ZM246 80H247V79H246ZM262 80H263V79H262ZM0 81H2V80H0ZM14 81H16V80H13L12 82H14ZM20 81H21V80H20ZM39 81H40V80H39ZM53 81H54V79H53ZM63 81H64V80H63ZM63 81H62V82H63ZM73 81L71 82L72 84H73ZM104 81H105V80H102L101 83L104 82ZM194 81H193L192 83H195ZM203 81H204V80H203ZM207 81H208V80H207ZM219 81H220V80H218V86L222 83V82L219 83ZM243 81H245V80H243ZM243 81H242V82H243ZM258 81H261V80H258ZM29 82H31V81H29ZM37 82H38V81H37ZM37 82H36V83H37ZM42 82H44V81H42ZM58 82H61V80L58 81ZM66 82H67V81H66ZM66 82H65V84H66ZM177 82H179V81H177ZM182 82H184V81L182 80ZM182 82H181V83H182ZM186 82H187V81H186ZM189 82H191V81H189ZM201 82H202V81H200V83H201ZM205 82H206V81H204V83H205ZM213 82H215V81H213ZM213 82H212V83H213ZM216 82H217V80H216ZM224 82H225V81H224ZM224 82H223V83H224ZM237 82H238V81H237ZM240 82H241V80L239 81V83H240ZM263 82H264V81H263ZM263 82H262V84H263ZM34 83H35V82H34ZM36 83H35V84H36ZM46 83H47V82H46ZM56 83H57V82H56ZM69 83H70V81H69ZM71 83H70V84H71ZM76 83H77V82H76ZM197 83H199V82H196V84H197ZM208 83H209V82H208ZM226 83H227V82H226ZM226 83H225V85H226ZM232 83H233V82H232ZM232 83L229 84V82H228L229 85H231ZM246 83H247V82H246ZM246 83L244 82V84H246ZM259 83H261V82H259ZM12 84H13V83H12ZM23 84H28V83H25V82H24ZM29 84L31 85V83H29ZM29 84H28V85H29ZM32 84H33V82H32ZM37 84H38V83H37ZM42 84H43V83H42ZM42 84H41V85H42ZM104 84H106V83H104ZM179 84H180V83H179ZM188 84H189V83H188ZM190 84H191V83H190ZM214 84H215V83H214ZM216 84H217V83H216ZM228 84H227V86H228ZM236 84H237V83H236ZM241 84H243V83H241ZM241 84H238V86H239V85L241 86ZM257 84H258V83H257ZM262 84H261V85H262ZM1 85H2V84L0 83V87H1ZM30 85H29V87H28V89H27L26 100H24V101H26V102L28 103V105H31L33 108H35L36 106H39V108L44 107V106L47 104V103H46V98H47V97H46V93H44V91H43V90L45 89V88L43 89L44 86L42 87V90H41L39 87H36V85H33V86H32V85L30 86ZM41 85H40V86H41ZM49 85H50V84H49ZM61 85H62V83H61ZM77 85H78V84H77ZM97 85H99V83H98ZM108 85H109V84H108ZM176 85H177V84H176ZM181 85H182V84H181ZM184 85H185V82H184ZM206 85H207V83H206ZM221 85H222V84H221ZM225 85H224V87H226ZM252 85H253V82H252ZM263 85H264V84H263ZM13 86H14V85H13ZM26 86H27V85H26ZM52 86H53V85H52ZM52 86H50L49 88L51 89ZM62 86H63V85H62ZM62 86H60V87H62ZM70 86H71V85H70ZM109 86H110V85H109ZM173 86H174V85H173ZM182 86H183V85H182ZM193 86H194V85H193ZM208 86H210V85L208 84ZM247 86H248V85H247ZM258 86H260V85H257L256 87H258ZM47 87H48V86H47ZM53 87H54L53 89L56 88L55 86H53ZM83 87H84V86H83ZM103 87L105 88L106 85H105V86H102V89H103ZM189 87H190V85H189ZM206 87H207V86H206ZM213 87H214V86H213ZM215 87H216V86H215ZM221 87H222V86H221ZM221 87H220V88H221ZM229 87H230V86H229ZM229 87H226V88L228 89V91H229V92H234V93H235V91H230V90H229V89H230ZM234 87H235V86H234ZM234 87H232V88L235 90L236 87H235V88H234ZM241 87H243V86H241ZM241 87H240V88H241ZM262 87H263V86H262ZM262 87H261V89H262ZM2 88H3V85H2V87H1V89H2ZM4 88H5V87H4ZM4 88H3V91L5 92V89H4ZM21 88H22V87H21ZM49 88H47V89H49ZM58 88H59V87H58ZM84 88H85V87H84ZM100 88H101V87H100ZM108 88H109V87H108ZM108 88H106V89H108ZM186 88H187V87H186ZM190 88H191V87H190ZM190 88H189V89H190ZM193 88H194V87H193ZM197 88H198V87H197ZM208 88H209V87H208ZM208 88H206V89H208ZM210 88L212 89V86H211ZM210 88H209L208 90H210ZM220 88H219V89H220ZM222 88H223V87H222ZM1 89H0V92H2ZM10 89H11V88H10ZM15 89L17 90V89H19V88H15ZM15 89H14V90H15ZM47 89H46V90H47ZM56 89H57V88H56ZM56 89H55V90H56ZM65 89H66V88H65ZM106 89H105V90H106ZM109 89H110V88H109ZM109 89H108V90H109ZM181 89H182V88H181ZM213 89H214V88H213ZM233 89H231V90H233ZM246 89H247V88H246ZM248 89H249V87H248ZM251 89H252V88H251ZM251 89H250V91H251ZM14 90H13V91H14ZM21 90H22V89H21ZM59 90H60V89H58V91H59ZM187 90H188V88H187ZM187 90H186V91H187ZM191 90H192V89H191ZM224 90H225V89H224ZM237 90H238V88H237ZM22 91H23V90H22ZM49 91H50V90H49ZM65 91H66V90H65ZM83 91H84V90H83ZM88 91H89V90H88ZM157 91H158V90H157ZM183 91H184V90H183ZM192 91H193V90H192ZM198 91H202V90H198ZM212 91H214V90H212ZM221 91H222V92H221ZM228 91H226V92L229 93ZM246 91H248V90H246ZM4 92H3L2 94H4ZM14 92H15V91H14ZM16 92H17V91H16ZM16 92H15V93H16ZM47 92H48V90H47ZM52 92H53V91H52ZM56 92H57V91H56ZM106 92H107V91H106ZM109 92H110V91H109ZM160 92H161V91H159V92H157V93H160ZM163 92H164V91H163ZM184 92H185V91H184ZM202 92H203V91H202ZM218 92H219V91H218ZM220 92H221V94H223V90H222V89L220 90ZM237 92H239V91H237ZM20 93H21V92H20ZM20 93H19V94H20ZM48 93H49V92H48ZM65 93L68 94V91L65 92ZM65 93H64V94H65ZM85 93H86V92H85ZM89 93H90V92H89ZM161 93H162V92H161ZM165 93H166V92H165ZM191 93H192V92H191ZM191 93H190V94H191ZM206 93H207V90H206ZM211 93H212V94H210V92H209V94H208V93H207V94H208V95H213V96H214L213 92H211ZM214 93H215V91H214ZM224 93H225V92H224ZM227 93H225V94H227ZM241 93H243V92L241 91ZM245 93H246V92H245ZM247 93H248V92H247ZM13 94H14V93H13ZM19 94H18V95H19ZM57 94H58V93H57ZM64 94H63V95H64ZM90 94H91V93H90ZM166 94H167V93H166ZM180 94H181V93H180ZM182 94H183V92H182ZM182 94H181V95H182ZM184 94H186V93H184ZM190 94L188 93V95H190ZM207 94H205V95L207 96ZM215 94H216V93H215ZM218 94H219V93H218ZM218 94H217V96H219ZM229 94H231V93H229ZM238 94H240V93H238ZM249 94H250V93H249ZM0 95H1V94H0ZM14 95H16V94H14ZM18 95H17V97H18ZM154 95H155V94H154ZM157 95H158V94H157ZM162 95H163V94H162ZM251 95H252V94H251ZM251 95H250V96H251ZM254 95H255V96L257 95L256 97H258V98H257V99H254V102H251V100H250V102H251V106H253V110H252L251 112H249V113H246V114H245L246 117L241 115L243 118H244V117H245V118L248 117V120H247V121H250V122H248V123H250L251 125L254 123V126H251V127H255V126H256L255 124H257L258 122L261 123V121H259L260 119H261V120L264 119V105H263V102H264V101L261 102V101L258 100V99H261V98H262V97L259 98V96H258L259 94L256 93V94H254ZM263 95H264V94H262V96H263ZM3 96H4V95H3ZM5 96H6V95H5ZM59 96H61V94H60ZM64 96H66V95H64ZM67 96H68V95H67ZM67 96H66V97H67ZM69 96H70V95H69ZM92 96H93V95H92ZM166 96H167V95H166ZM168 96H169V95H168ZM193 96H194V92H193ZM201 96H202V95H201ZM206 96H205V98H206ZM223 96H224V95H223ZM228 96H229V95H228ZM236 96H237V95H236ZM244 96H245V95H244ZM252 96H253V95H252ZM7 97H8V96H7ZM13 97H14V96H13ZM48 97H50V96H48ZM55 97H56V96H55ZM55 97H53V99H55ZM82 97H83V96H82ZM82 97H79V98H82ZM84 97H86V96H84ZM87 97H89V96L87 95ZM99 97H100V96H99ZM153 97H155V96H153ZM159 97L162 98V100H163V98H164V97H161V96H159ZM179 97H182V96H179ZM185 97H186V96H185ZM208 97H210V96H207V98H208ZM220 97H222V96L220 95ZM229 97H230V96H229ZM237 97H238V96H237ZM239 97H240V96H239ZM242 97H243V94H242ZM242 97H240L239 99H242ZM247 97H249V96H247ZM253 97H254V96H253ZM253 97H252V98H253ZM263 97H264V96H263ZM0 98H1V97H0ZM14 98H15V97H14ZM20 98H21V96H20ZM56 98H57V97H56ZM58 98H59V97H58ZM62 98H63V97H62ZM70 98H72V97H70ZM97 98H98V97H97ZM102 98L104 99V97H102ZM102 98H101V100H103ZM168 98H169V97H168ZM186 98H188V97H186ZM192 98H193V97H191V99H192ZM207 98H206V99H207ZM211 98H213V97H211ZM222 98H223V97H222ZM235 98H236V97H235ZM235 98H233V100H235ZM1 99H2V101L4 100L3 98H1ZM1 99H0V100H1ZM6 99H7V98H5V100H6ZM65 99L68 100L67 98H65ZM83 99H84V98H83ZM83 99H82V100H83ZM90 99H91V98H90ZM98 99L100 100V98H98ZM110 99H111V97H110ZM165 99H166V98H164V100H165ZM213 99H214V98H213ZM215 99H216V98H215ZM218 99H219V97H218ZM223 99H225V97H224ZM231 99H232V98H231ZM7 100H9V99H7ZM7 100H6L5 102H9V101H7ZM17 100H21V99H17ZM47 100H48V99H47ZM55 100H56V99H55ZM59 100H60V101H61V100L63 101L64 99H59ZM73 100H74V98H73ZM73 100L71 99V100H68V101L75 102V100H74V101H73ZM82 100H79V101H82ZM99 100H98L97 104L100 103V102L103 103L104 101H105V104H106V102H107L106 100H104V101H101V100L99 101ZM158 100H159V99H157V100L155 99V100H153L152 102L154 103V101H158ZM162 100H161V101H162ZM170 100H171V98H170ZM181 100H182V99H181ZM199 100H200V99H198L197 101H199ZM210 100H211V99H209V101H210ZM243 100H244V98H243ZM248 100H249V98H248ZM248 100H247V101H248ZM261 100H262V99H261ZM14 101H15V100H13V102H14ZM21 101H22V100H21ZM56 101H57V100H56ZM68 101H67V104H68V105H64V107L69 106V108H70V104L68 103ZM96 101H97V100H96ZM108 101H109V100H108ZM168 101H169V100H168ZM168 101H166V102H168ZM213 101H214V100H213ZM213 101H212V102H213ZM218 101H219V100H218ZM221 101H222V100H221ZM224 101H225V100H224ZM224 101H223V102H224ZM241 101H242V100H241ZM244 101H245V100H244ZM5 102H4V103L2 102V103H3V104L5 105V107H6L7 105H6ZM10 102H11V101H10ZM82 102H85V104H86V105L83 106V108H84V107H88V104H89V103L87 104V103H86L87 101H82ZM89 102H91V100H90ZM94 102H95V101H94ZM148 102H150V101H148ZM162 102H163V101H162ZM162 102H161V103H162ZM169 102H170V101H169ZM181 102H182V101H181ZM185 102H188V101L186 100ZM210 102H211V101H210ZM215 102H216V101H215ZM228 102H230V101H228ZM234 102L236 103V101H234ZM0 103H1V101H0ZM2 103H1V105H2ZM17 103H18V102H17ZM76 103H77V102H76ZM155 103L157 104V102H155ZM159 103H160V100H159ZM199 103H200V101H199ZM231 103H233V102H231ZM237 103H238V102H237ZM237 103H236V104H233V106H234V107H235V105L237 106ZM239 103H240V100H239ZM239 103H238V104H239ZM13 104L15 105V102H14ZM13 104H12V105H13ZM19 104H20V103H19ZM19 104H17V105L19 106ZM23 104H24V103H23ZM49 104H50V103H49ZM61 104H64V103L61 102ZM73 104H74V103H73ZM73 104H71V105H73ZM82 104H84V103H82ZM82 104H81V105H82ZM93 104H94V103H93ZM107 104H108V103H107ZM164 104H165V102H163V104H161V106L164 105ZM200 104H201V103H200ZM200 104H199V105H200ZM211 104H212V103H211ZM215 104H216V105H214V104H212V105L216 107V106L219 104V102H216ZM224 104H225V103H223V105H224ZM226 104H228V103H226ZM226 104H225V105H226ZM244 104H245V103H244ZM249 104H250V103H249ZM14 105H13V106H14ZM20 105H21V104H20ZM28 105L26 104V106H28ZM102 105H104V103H103ZM102 105H100V107H101ZM158 105H159V104H158ZM223 105H222V106H223ZM225 105H224V107H225ZM230 105H231V104H230ZM230 105H229V106H230ZM241 105H242V103H241ZM246 105H247V104H246ZM2 106H3V105H2ZM13 106H12V107H13ZM22 106H23V105H22ZM24 106H25V105H24ZM48 106H49V105H48ZM48 106L46 105L45 107H48ZM56 106H57V105H56ZM76 106L78 107V104H77ZM94 106L96 107V103H95ZM107 106H108V105H107ZM109 106H110V105H109ZM155 106H156V105H155ZM166 106H167V104H166ZM227 106H228V105H227ZM238 106H239V105H238ZM243 106H244V105H243ZM3 107H4V106H3ZM14 107H15V106H14ZM49 107H50V106H49ZM49 107H48V109H49ZM60 107H61V111H62V110H63V109H62V106L60 105ZM73 107H75V106H73ZM73 107L71 106V108H73ZM77 107H76V108H77ZM89 107H90L89 112L86 110V111H87V113H86V112L83 110V111H84V115H85V113H86V114L90 113V110L95 109V108H92V105H89ZM89 107H88V108H89ZM98 107H99V106H98ZM167 107H168V106H167ZM218 107H219V105H218ZM239 107H240V106H239ZM28 108H29V107H28ZM37 108H38V107H37ZM39 108H38V110H39ZM50 108H51V107H50ZM52 108H53V107H52ZM66 108H67V107H66ZM81 108H82V107H81ZM91 108H92V109H91ZM102 108H103V107H102ZM104 108L106 109V106H104ZM155 108H156V107H155ZM157 108H158V107H157ZM159 108H160V107H159ZM169 108H170V107H169ZM169 108H168V109H169ZM193 108H194V107H193ZM193 108H192V112H194V113H193V115H194V114H195V110H194ZM232 108H233V107H232ZM240 108H241V107H240ZM29 109H30V108H29ZM42 109H46V108H42ZM42 109H41V110H42ZM77 109H78V108H77ZM84 109H87V108H84ZM148 109H149V108H147V111H150V110H148ZM150 109H151V107H150ZM152 109H153V108H152ZM152 109H151V110H152ZM168 109L166 108V110H168ZM173 109H174V108H173ZM176 109L180 110V108H176ZM176 109H175V110H176ZM181 109H182V108H181ZM218 109H219V108H218ZM218 109H217V111H218L217 113H219V110H220V109H219V110H218ZM234 109H235V108H234ZM31 110H32V109H31ZM35 110H36V112H37V109H36V108H35ZM52 110H53V109H52ZM52 110H51V111H52ZM54 110H56V109H54ZM70 110H72V109H69V111H70ZM95 110H96V109H95ZM98 110H99V109H98ZM98 110L96 111L97 113H98ZM101 110H103V109H101ZM109 110H110V109H109ZM113 110H115V109H113ZM156 110H157V109H156ZM158 110H159V109H158ZM160 110H161V109H160ZM160 110H159V112H160ZM163 110H164V108H163ZM163 110H162V111H163ZM169 110H171V109H169ZM178 110H177V111H178ZM182 110H184V109H182ZM182 110H180V111H182ZM185 110H186V109H185ZM237 110H238V109H237ZM237 110H236V111H237ZM25 111L27 112L28 110H25ZM42 111H43V110H42ZM47 111H48V110H47ZM59 111H60V108H59ZM61 111H60V112H61ZM75 111H76V109L74 110V112H75ZM77 111H78V110H77ZM77 111H76L75 114L78 116ZM92 111L94 112V110H92ZM92 111H91L90 115L93 114ZM111 111H112V106H111ZM187 111H189V110H187ZM221 111H222V110H221ZM227 111H229V112L232 111V112H233L234 110H228V109H227ZM239 111H240V110H239ZM28 112H30V110H29ZM72 112H73V111H71L70 113H72ZM74 112H73V113H74ZM101 112H102V111H101ZM113 112H114V111H113ZM140 112H141V111H140ZM155 112H156V111H155ZM175 112H176V111H175ZM175 112L173 111L172 114H173V115H174V114L176 115L177 112H176V113H175ZM244 112H245V111H244ZM37 113H38V112H37ZM44 113H45V112H44ZM47 113H48V112H47ZM55 113H56V112H55ZM55 113H54V114H55ZM65 113H66V111H65ZM67 113H68V112H67ZM99 113H100V110H99ZM107 113H112V112H109V111H108ZM107 113H106V114H107ZM115 113H116V112H114V114H115ZM132 113H133V112H132ZM162 113L166 115L167 111H166V113H165V111L162 112ZM226 113H228V112H226ZM233 113H234V112H233ZM27 114H28V113H27ZM45 114H46V113H45ZM117 114H118V112H117ZM117 114H115V115H117ZM133 114H134V113H133ZM135 114H136V113H135ZM145 114L148 115V113H145ZM145 114H144V115H145ZM159 114H160V113H159ZM170 114H171V113H170ZM177 114H178V113H177ZM179 114L182 115V112H180ZM179 114H178V115H179ZM189 114H190V113H189ZM220 114H223V111H222V113L220 112ZM224 114H225V113H224ZM234 114H235V113H234ZM237 114L240 115V112L237 111ZM25 115H26V113H25ZM29 115H30V114H29ZM47 115L49 116V114H47ZM62 115H63V114H62ZM65 115H66V114H65ZM69 115H70V114H69ZM84 115H83L82 117H84ZM88 115H89V114H88ZM93 115H95V114H93ZM97 115L100 117V114H97ZM107 115H108V114H107ZM118 115H119V114H118ZM139 115H141V114H139ZM142 115H143V114H142ZM149 115H150V114H149ZM152 115H153V114H152ZM178 115H177V117H176V121H177ZM186 115H187V113H186ZM186 115H185V116L183 115V116L185 117V119H186ZM228 115H229V113H228ZM230 115L233 117V114L230 113ZM31 116H32V115H31ZM36 116H37V115H36ZM40 116L42 117V115H40ZM60 116H61V115H60ZM91 116H92V115H91ZM98 116H97V118L99 119ZM104 116H105V115H104ZM112 116H113V114H112ZM112 116L110 115L108 118L110 119V117H112ZM124 116H125V115H124ZM124 116H118V117H121V118H122V117H124ZM150 116H151V115H150ZM160 116H162V115H160ZM170 116H171V115H170ZM187 116H189V115H187ZM224 116H225V115H224ZM231 116H229V117H231ZM25 117H27V116H25ZM29 117H30V116H29ZM51 117H52V116H51ZM58 117H59V116H58ZM58 117H57V119H59ZM61 117H62V116H61ZM63 117H65V116H63ZM66 117H67V116H66ZM71 117H74V116H70L69 118L71 119ZM85 117H86V115H85ZM87 117H88V116H87ZM89 117H90V116H89ZM89 117H88V119H85V118H84V119H85L86 121L89 122L90 119H92L91 117H90V118H89ZM92 117H93V116H92ZM94 117H96V116H94ZM94 117H93V118H94ZM105 117H107V116H105ZM114 117H115V116H114ZM116 117H117V116H116ZM118 117H117V119H118ZM155 117H156V115H155ZM163 117H165V116H163ZM168 117H169V116L166 115V118H167V119H168ZM181 117H182V116L179 115V118H181ZM193 117H194V116H193ZM198 117H199V116H198ZM232 117H231V119H232ZM234 117H235V116H234ZM30 118H31V117H30ZM34 118H35V116H34ZM36 118H37V117H36ZM36 118H35V119H36ZM45 118H46V117H45ZM45 118H42V119H45ZM52 118H53V117H52ZM76 118L78 119L79 116L76 117ZM125 118H126V117H125ZM128 118H130V117L128 116ZM146 118H147V117H146ZM151 118H152V116H151ZM158 118H159V117H158ZM174 118H175V117H174ZM196 118H197V117H195V119H196ZM219 118H220V117H219ZM222 118H223V117H221V120H223ZM238 118L240 119L241 117L238 116ZM245 118H244V120H245ZM21 119H22V118H21ZM23 119H24V118H23ZM25 119H27V118H25ZM25 119H24V123L26 122ZM31 119H32V118H31ZM35 119H33V121H34ZM47 119H48V118H46L45 121H46ZM77 119H76V120H77ZM95 119H96V118H95ZM95 119H92V120H94V121L96 122L95 126H97V125L99 126L100 123H101V119H103V118H102V115H101V119H100V121H99L100 123H99L98 121H96ZM123 119H124V118H123ZM144 119H145V117H144ZM159 119H160V118H159ZM167 119H166L165 121H168ZM170 119H171V118H170ZM181 119H183V118H181ZM181 119H180V120H181ZM185 119H183L182 122H184ZM198 119H199V118H198ZM198 119H196V120L198 121ZM217 119H218V118H216L215 120H217ZM233 119H234V118H233ZM233 119H232V120H233ZM235 119H237V115H236V118H235ZM0 120H1V119H0ZM8 120H9V119H8ZM38 120H39V122H40L41 119H38ZM48 120H51V119H48ZM54 120H55V119H54ZM62 120H63V119H62ZM76 120H74V121H76ZM103 120H104V119H103ZM110 120H112V119H110ZM119 120H120V119H119ZM119 120H117V121L119 122ZM121 120H122V119H121ZM134 120H135V119H134ZM139 120H140V119H139ZM152 120H153V119H152ZM161 120H162V119H160V122H159L160 124L163 123V122L161 123ZM180 120H178V122H179ZM186 120L188 121L189 118L186 119ZM192 120H193V119H192ZM192 120H190V121H192ZM202 120H203V119H202ZM211 120H212V119H211ZM242 120H243V119L237 120L234 124L230 125L233 121H231L230 119H229V121H228V118H227V119H226V122H225V126H228V125H229V127H228L227 130L224 128V126H222L223 124L220 125V126L223 127V128L221 127V129H220L221 132H222V129H225L226 131H228V135H229V137H232V139H233V141H234V145H235V146H234L231 150H229L228 152L225 151V154L227 153V154H226V157H225L224 153H223L224 158L220 155L221 158H220V161H219V162H218V161H215V160H217V159H215V160L213 159L215 162H218V164H219V169L221 170V172L226 173L227 171H229L231 174H233V173H234V172H233L234 170L237 171V170H240L241 168H243V166L245 165V164H244V163H245L244 160L239 159V158H236V161H234V159H233L234 156H236V155H240V154H243V153L245 154V152H248V151H249V150L255 145V142H256V141L254 140V138H255V137H254V134H255V133L253 134V129L250 128V126H249V128H247V130H246V135H245L244 132H243V130L246 129V127H245L243 130H242V128H240V124L242 123ZM27 121H28V120H27ZM30 121H32V120H30ZM43 121H44V120H43ZM57 121L59 122V120H57ZM63 121H64V120H63ZM78 121H79V122H80V121L83 122L84 120L80 119V120H78ZM94 121H92V125H93V122H94ZM113 121H114V119H113ZM113 121H112V122H113ZM129 121H130V120H129ZM129 121H128V122H129ZM169 121H170V120H169ZM172 121H173V120H172ZM174 121H175V120H174ZM174 121H173V122H174ZM176 121H175V122H176ZM204 121H205V120H204ZM223 121H224V120H223ZM21 122H23V120H22ZM49 122H50V121H49ZM49 122H45V123L47 124V123H49ZM54 122H56V121H53V123H54ZM68 122H70L69 119H68ZM68 122H67V123H68ZM82 122H81V123H82ZM131 122H132V121H130V124H131ZM151 122H152V121H151ZM151 122L149 121L150 124H151ZM154 122H155V121H154ZM170 122H171V121H170ZM170 122H169V123H170ZM185 122H186V121H185ZM199 122H201V120H199ZM217 122H218V121H217ZM229 122H230V124H229ZM263 122H264V121H263ZM16 123H17V122H16ZM34 123H35V122H34ZM53 123L51 124L52 126H54ZM61 123H62V122H61ZM63 123H64V122H63ZM67 123H66V121H65V124H67ZM75 123H76V122H75ZM81 123H80V124H81ZM86 123H87V122H86ZM86 123H84V126H83V125H80V124H79V125L82 126V127H85V124H86ZM176 123H177V122H176ZM179 123H181V122H179ZM187 123H188V122H187ZM205 123H206V122H205ZM214 123H215V122H214ZM221 123H222V122H221ZM6 124H8V123H6ZM26 124H27V123H25V125H26ZM30 124H31V122H30ZM41 124H42V120H41ZM57 124H59V123H57ZM69 124H70V123H69ZM69 124H67V125H69ZM87 124H88V123H87ZM106 124H108V122H106ZM114 124H115V121H114V123L112 124V127L115 126V129H116V125H114ZM118 124H120V122H119ZM123 124H125V123H123ZM155 124H156V122H155ZM167 124H168V123H167ZM167 124H165V125L167 126ZM185 124H186V123H185ZM193 124L196 125L197 123H196V124L193 123ZM0 125H3V124L1 123ZM20 125H21V124H19V126H20ZM27 125H28V124H27ZM32 125H33V124H32ZM32 125H31V126H32ZM37 125H38V124H37ZM49 125H50V123H49L47 126H49ZM67 125H66V126H67ZM70 125H71V124H70ZM73 125H74V124H73ZM76 125H77V124H76ZM109 125H111V124H109ZM109 125H108V127H110ZM133 125H134V124H133ZM133 125H132V127H133ZM138 125H139V124H138ZM156 125H157V124H156ZM165 125H163V126H165ZM171 125H172V124H170V126H171ZM177 125H179V124L177 123L176 126H177ZM181 125H182V124H181ZM189 125H191V124H189ZM202 125H203V123L201 124V126L199 125V127H202ZM204 125H205V124H204ZM204 125H203V126H204ZM23 126H24V125H23ZM34 126H36V125H34ZM60 126H62V125H60ZM80 126H79V127H80ZM95 126H94V127H95ZM98 126L96 127V129H93L94 131H93V139H92L93 141L95 140L93 145H94L95 149H96V147H97V150H99L98 145L101 144V142H102V141H101L102 138L106 140V139H107L106 136H109L107 125H103V122H102V125H100L99 127H98ZM102 126H103V127H102ZM120 126H122V125H120ZM120 126H119V127H120ZM151 126H152V125H151ZM161 126H162V125H161ZM161 126L158 125L157 130L160 129ZM187 126H188V125H186L185 128H186ZM192 126H193V125H192ZM220 126H219V127H220ZM243 126H244V125H243ZM246 126H247V125H246ZM17 127H18V126H17ZM17 127H16V128H17ZM20 127H21V126H20ZM20 127H19V128H20ZM38 127H39V125H38ZM42 127H43V126H42ZM49 127H50V126H49ZM49 127H48V128H49ZM58 127H59V126H58ZM67 127H68V126H67ZM67 127H66V128H67ZM69 127H70V126H69ZM87 127H89V126L87 125ZM117 127H118V126H117ZM122 127H123V126H122ZM152 127H153V126H152ZM178 127H179V126H178ZM180 127H181V126H180ZM180 127H179V128H180ZM189 127H190V126H189ZM197 127H198V125H197ZM257 127H259V125L256 126V129H257ZM5 128H6V127H5ZM7 128H8V127H7ZM7 128H6V130H7ZM16 128H15V129H16ZM23 128H25V126L22 127V128H20V129L24 130ZM51 128L53 129V127H51ZM61 128H62V127H61ZM61 128H60V130H63V128H65V127L63 126V128H62V129H61ZM85 128H86V127H85ZM90 128H93V127H90ZM110 128H111V127H110ZM127 128H128V127H127ZM155 128H156V126H155ZM167 128H169V127H167ZM170 128H171V127H170ZM172 128H173V127H172ZM176 128H177V127H176ZM179 128H178V130H179ZM191 128H192V127H191ZM191 128H189V129H190V131L192 132L193 129L191 130ZM215 128H216V127H215ZM8 129H9V128H8ZM11 129H12V128H11ZM15 129H14V130H15ZM56 129L59 130L58 128H56ZM69 129H70V128H69ZM72 129H73V128H71V130H72ZM76 129H77V128H76ZM83 129H84V128H83ZM86 129H87V128H86ZM86 129H84V130H86ZM118 129H119V128H118ZM120 129H121V127H120ZM122 129H123V128H122ZM129 129H131V128H129ZM132 129H133V128H132ZM132 129L129 130V131L131 132ZM164 129H166V128H164ZM174 129H175V127L173 128V130H174ZM183 129H184V128H182V130H183ZM187 129H188V128H186V131H187ZM189 129H188V130H189ZM198 129H201V128H198ZM210 129H211V127H210ZM1 130H2V126H1ZM1 130H0V131H1ZM4 130H5V129H4ZM9 130H10V129H9ZM14 130H12V131L14 132ZM17 130H18V129H17ZM17 130H16V131H17ZM45 130H46V128H45ZM54 130H55V129H54ZM54 130H53V131H54ZM57 130H55V131H57ZM123 130H124V129H123ZM127 130H128V129H127ZM141 130H142V129H141ZM153 130H154V128H153ZM161 130H162V129H161ZM170 130H171V129H170ZM173 130H172V131H173ZM196 130H197V129H196ZM212 130H213V129H212ZM225 130H223V131L225 132ZM257 130H258V129H257ZM20 131H21V130H20ZM25 131H26V130H25ZM25 131H23V133H24ZM28 131H29V130H28ZM48 131H49V129H48ZM64 131H65V130H64ZM80 131H82V130H80ZM88 131H89V130H88ZM90 131H92V130H90ZM112 131H113L112 134H114V128H113ZM112 131H111V132H112ZM117 131H118V130H117ZM120 131H121V130H120ZM120 131H119V132H120ZM133 131H134V130H133ZM137 131H138V130H137ZM146 131H147V130H145V134H149V135L151 134V133H146ZM155 131H156V130H155ZM175 131H176V132H175ZM175 131H174L175 134H177V130H176V129H175ZM180 131H181V129H180ZM184 131H185V130H184ZM184 131H182V133H184ZM199 131H200V130H198V132H199ZM208 131H209V130H208ZM213 131H215V130H213ZM244 131H245V130H244ZM260 131H261V130H260ZM260 131H259V132H260ZM7 132H8V130H7ZM17 132H18V131H17ZM51 132H52V131L50 130V133H51ZM58 132H59V131H58ZM119 132H118V133H119ZM135 132H136V131H135ZM141 132H142V131H141ZM141 132H140V133H141ZM143 132H144V131H143ZM149 132H150V130H149ZM160 132H161V131H160ZM167 132H168V131H167ZM167 132L165 133V137H168V136H166V135H167ZM198 132H197V133H198ZM203 132H204V131H203ZM216 132H217V131H216ZM224 132H222V133H224ZM257 132H258V131H257ZM257 132H256V134H259V133H257ZM262 132H263V131H261L260 133H262ZM0 133H1V132H0ZM19 133H20V132H19ZM19 133H18V134H19ZM23 133H21V134H23ZM29 133H30V132H29ZM54 133H55V132H54ZM60 133H61V132H60ZM63 133H64V132H63ZM63 133H62V134H63ZM66 133H68V132H66ZM74 133H75V132H74ZM89 133H90V132H89ZM89 133H87V134H89ZM118 133H117V135H115L117 139H118V136H119ZM121 133H122V132H121ZM126 133H127V132H126ZM132 133H134V132H131V134H132ZM156 133H157V132H156ZM163 133H164V132H163ZM170 133H171V132H170ZM199 133H200V132H199ZM206 133H208L207 130H206ZM217 133H220V132H217ZM225 133H226V132H225ZM2 134H3V131H2ZM2 134H0V135L2 136ZM4 134H5V133H4ZM12 134L15 135V133H12ZM21 134H20L19 136H21ZM26 134H27V132H26ZM26 134H24V136H25ZM30 134H31V133H30ZM123 134H124V133H123ZM123 134H122V135H123ZM131 134L129 133L128 135L131 136ZM137 134H139V133H137ZM153 134H154V133H153ZM153 134H152V135H153ZM175 134L173 133L172 135H175ZM184 134H185V133H184ZM184 134H183V135H184ZM186 134H187V133H186ZM190 134H191V133H190ZM193 134H194V133H193ZM202 134L204 135V133H202ZM256 134H255L256 137H260V136H261V135L257 136ZM7 135H8V134H7ZM14 135H12V136H13V138H12L13 141L16 140V138L14 139ZM63 135H64V134H63ZM66 135H67V134H65V136H66ZM73 135H74V134H73ZM85 135H86V134H85ZM89 135H90V134H89ZM91 135H92V134H91ZM128 135H127V136H128ZM135 135H136V134H135ZM135 135H134V136H135ZM187 135H189V134H187ZM199 135H200V134H199ZM199 135H198V136H199ZM205 135H206V137H205V136H204V137L207 138L208 135H207V134H205ZM263 135H264V133H263ZM1 136H0V137H1ZM5 136H6V135H5ZM15 136H16V135H15ZM19 136H16V137H19ZM27 136H29V135L27 134V135H26V138H27ZM47 136H48V135H47ZM51 136H53V135L51 134ZM58 136H59V133H58ZM61 136H62V135H61ZM68 136H69V134H68ZM124 136H126V135H124ZM134 136H133V138H134ZM139 136H140V135H139ZM154 136H156V135H154ZM161 136H162V135H161ZM169 136H170V135H169ZM176 136H178V134H177ZM184 136H186V135H184ZM191 136H192V135H191ZM193 136H194V135H193ZM201 136H202V135H201ZM201 136H199L198 139H200ZM215 136H216V135H214V140H216V139H215ZM217 136H218V135H217ZM246 136H247V137H246ZM3 137H4V135H3ZM62 137H63V136H62ZM66 137H67V136H66ZM66 137H65V138H66ZM70 137H71V136H70ZM74 137H77V135H74ZM90 137H91V136H90ZM119 137H120V136H119ZM163 137H164V136H163ZM165 137H164V138H165ZM171 137H173V136H171ZM180 137H181V136H180ZM182 137H183V136H182ZM186 137H188V136H186ZM209 137H212V136H209ZM20 138H21V137H20ZM47 138H48V137H47ZM58 138H59V137H58ZM58 138H57V139H58ZM60 138H61V137H60ZM60 138H59V139H60ZM65 138H64V139H65ZM78 138H81V137H78ZM88 138H89V137H88ZM135 138L138 139L139 137H135ZM154 138H155V137H153V140H154ZM173 138H174V137H173ZM189 138H190V137H189ZM189 138H188V139H189ZM201 138H203V137H201ZM4 139H5V137H4ZM29 139H30V137H29ZM48 139H49V138H48ZM52 139H55V138L52 137ZM59 139H58V141H59V142H62V141L59 140ZM67 139H69V138L67 137ZM72 139H73V138H72ZM89 139H91V138H89ZM113 139H114V138H113ZM125 139H126V137H125ZM125 139H123V140H125ZM128 139H129V138H128ZM128 139H127V140H128ZM131 139H132V138H131ZM143 139H144V137H143ZM150 139H151V138H150ZM157 139H158V138H157ZM166 139H167V138H166ZM171 139H172V138H171ZM175 139H176V138H174V140H175ZM198 139H197V144H198V141H199ZM212 139H213V138H212ZM219 139H220V138H219ZM229 139H230V138H229ZM262 139H263V138H262ZM2 140H3V139L1 138V141H2ZM8 140H9V139H8ZM10 140H11V139H10ZM21 140H22V139H21ZM21 140H19V141H21ZM26 140H27V139H26ZM26 140H24V141H26ZM49 140H50L51 142H53V140H51V139H49ZM62 140H63V138H62ZM87 140H88V139H87ZM107 140H108V139H107ZM123 140H122V142H124ZM155 140H156V138H155ZM155 140H154V141H155ZM159 140H160V139H159ZM161 140L163 141V139H161ZM164 140H165V139H164ZM167 140H168V139H167ZM167 140H166V141H167ZM177 140H178V139H177ZM180 140L183 141V140H185V138H183V139H182V138L179 139V142H180ZM191 140H192V139H191ZM193 140H194V138H193ZM200 140H201V139H200ZM202 140H204V139H202ZM206 140L208 141V138H207ZM217 140H218V139H217ZM220 140H222V139H220ZM3 141H4V140H3ZM13 141H12V142H13ZM28 141H29V140H27V144H28ZM30 141H31V140H30ZM50 141L48 142V144L51 143ZM55 141H56V140H55ZM63 141H64V140H63ZM67 141H70V139L67 140ZM71 141H74V140H71ZM78 141H79V140H78ZM80 141L83 142L84 140L81 139ZM100 141H101V142H100ZM103 141H104V140H103ZM111 141H112V140H111ZM113 141H114V140H113ZM117 141H118V140H117ZM151 141H152V140H150V143L152 144L154 141H152V142H151ZM168 141H169V140H168ZM168 141H167V142H168ZM189 141H190V139H189ZM207 141H206V142H207ZM4 142H5V141H4ZM4 142H3V143L1 142V144H4ZM6 142L8 143V141H6ZM6 142H5V143H6ZM14 142H15L16 144H19V143H17L16 141H14ZM14 142H13V144H14ZM21 142H22V141H21ZM56 142H57V141H56ZM56 142H53V144L56 143ZM74 142H75V141H74ZM84 142H85V141H84ZM90 142H91V141H90ZM90 142H89V143H90ZM122 142H121V144H123L124 147H125V146L127 145V143H125V142H129V141H125L124 143H122ZM131 142H132V144H133V142H135V141H131ZM142 142H144V140H143ZM170 142H173V140H170ZM192 142H193V141H192ZM194 142H195V141H194ZM202 142H203V141H202ZM214 142H216V141H214ZM214 142H213V144H212V143H211V144H212L213 146H214V145L217 146V143L214 144ZM224 142H225V140L223 141V143H224ZM229 142H230V140H229ZM257 142H258V141H257ZM257 142H256V143H257ZM261 142H263V141H261ZM25 143H26V142H25ZM30 143L32 144V142H30ZM30 143H29L28 145H30ZM63 143H64V142H63ZM68 143H69V142H67V144H68ZM77 143H78V142H77ZM77 143H75L76 146H77ZM80 143H81V142H80ZM86 143L88 144L87 141H86ZM92 143H93V142H92ZM102 143H103V142H102ZM106 143H107V142H106ZM111 143H112V142H111ZM117 143H118V142H116V144H117ZM136 143H137V142H136ZM138 143H139V142H138ZM161 143H163V142H161ZM161 143H160V146H162ZM183 143H185V142L183 141ZM186 143H187V142H186ZM190 143H191V142H190ZM190 143H189V144H190ZM199 143H201V142L199 141ZM208 143L210 144V142H208ZM218 143L221 144L220 142H218ZM223 143H222V144H223ZM226 143H227V141H226ZM230 143H231V142H230ZM11 144H12V143H11ZM11 144H10V145H11ZM16 144H15V146H16ZM27 144H26V146H27ZM43 144H44V143H43ZM45 144H47V142H46ZM45 144H44V148H46V147H45ZM56 144H57V143H56ZM60 144H61V143H60ZM60 144H59V145L57 144V147H60V146H61ZM72 144H73V142H72ZM83 144H85V143H83ZM83 144H81V145H83ZM108 144H109V143H108ZM125 144H126V145H125ZM132 144H131V145H132ZM153 144H154V143H153ZM155 144H156V143H155ZM155 144H154V145H155ZM164 144H165V142H164ZM164 144H163V145H164ZM166 144H168V143H166ZM166 144H165V145H166ZM172 144H174L173 146L175 147V145H176V140H175V142L172 143ZM187 144H188V143H187ZM191 144H196V143H191ZM209 144H208V145H209ZM211 144H210V145H211ZM219 144H218V145H219ZM227 144H228V143H227ZM232 144H233V143H232ZM257 144L259 145V143H257ZM260 144H261V143H260ZM6 145L9 146L8 148H9L10 150L14 147V145H13V147H12V146L10 147L9 143L6 144ZM6 145H5V146H6ZM50 145H52V144H50ZM65 145H66V144H65ZM93 145H91V147H92ZM103 145H104V144H103ZM111 145H113V146L116 148V146H115L114 144H111ZM119 145H120V144H119ZM133 145H135V144H133ZM145 145H146V144H145ZM170 145H171V143H170ZM179 145H180V147H181V146L183 147L185 144H184V145H183V144H179ZM201 145H204V144H201ZM205 145H206V144H205ZM230 145H231V144H230ZM262 145H263V144H262ZM46 146H47V145H46ZM104 146H105V145H104ZM139 146H140V145H139ZM152 146H153V145H152ZM152 146H151V147H152ZM171 146H172V145H171ZM197 146H198V145H197ZM219 146H220V145H219ZM227 146H228V145H226V147H227ZM260 146H261V145H260ZM16 147H17V146H16ZM18 147H19V146H18ZM20 147H21V145H20ZM22 147H23V146H22ZM49 147H50V146H49ZM64 147H67V146H64ZM64 147H62V148L64 149ZM71 147H73V146L71 145ZM82 147H84V146H82ZM86 147H87V145H86ZM89 147H90V146H89ZM91 147H90V150H92ZM102 147H103V146H101V148H102ZM105 147H108V146H105ZM122 147H123V146H122ZM126 147H127V146H126ZM133 147H135V146H133ZM148 147H149V145H148ZM154 147H155V146H154ZM182 147H181V148H182ZM185 147H186V145H185ZM187 147H188V145H187ZM187 147H186V148H182V149H188L189 147H188V148H187ZM190 147H191V146H190ZM195 147H196V145H195ZM198 147H199V148H198ZM198 147H196V148H198V150H196V153H198L197 151H199V149H200L201 146H198ZM202 147H203V146H202ZM217 147H218V146H217ZM221 147H222V145H221ZM221 147H220V151L224 152V151L221 150V149H222V148L224 149L225 147H222V148H221ZM258 147H259V146H258ZM1 148H2V146H1ZM6 148H7V146H6ZM8 148L5 149V151H6V150L9 151ZM14 148H15V147H14ZM14 148H13V150H14ZM24 148H25V145H24ZM51 148H52V147H51ZM54 148H56V147H54ZM92 148H93V147H92ZM101 148H100V150H102ZM115 148H114V149H115ZM118 148H119V147H118ZM129 148H131V147L126 148L125 151H126V152H129V154L131 155V153H130L131 151L127 150V149H129ZM136 148H137V146H136ZM136 148H134V149H136ZM146 148H147V147H146ZM152 148H153V147H152ZM155 148H156V147H155ZM159 148H160V147H159ZM161 148H162V147H161ZM167 148L171 149L172 147L170 148V147L167 146ZM167 148H165V149H167ZM176 148H177V146H176ZM181 148L178 147L177 150H181ZM205 148H209V149H210V147H207V146H205ZM211 148H212V146H211ZM215 148H216V147H215ZM218 148H219V147H218ZM15 149H17V148H15ZM21 149H22V148H21ZM60 149H61V148H59V149H57V150H60ZM63 149H62V150H63ZM71 149H73V148H71ZM84 149H85V148H84ZM95 149H94V150H95ZM104 149L107 150V148H104ZM109 149H110V148H109ZM114 149H112V150H110V151H114L115 153H114V152H113V153H114L115 156H116L117 154H116V151H115ZM119 149H120V148H119ZM119 149H118V150H119ZM201 149H202V148H201ZM201 149H200V150H201ZM226 149H227V148H226ZM228 149H229V148H228ZM1 150H3V148H2ZM1 150H0V151H1ZM19 150H20V149H19ZM22 150H24V149H22ZM25 150H26V149H25ZM44 150L46 151V149H44ZM57 150H56V151H57ZM62 150H61V151H62ZM64 150H65V149H64ZM105 150H104V152H105ZM116 150H117V148H116ZM121 150H122V149H121ZM121 150H120V151H121ZM140 150H141V149H140ZM146 150H147V149H146ZM148 150H149V149H148ZM148 150H147V151H148ZM158 150H159V149H158ZM172 150H173V149H172ZM175 150H176V149H175ZM189 150H190V149H188L187 151L189 152ZM212 150H214V148H213ZM217 150H219V149H216V151H217ZM260 150L262 151V150H264V148L262 149V148L260 147ZM8 151H7V153H6V152H5V153L8 154ZM15 151H16V150H15ZM82 151H83V150H82ZM87 151H88V150H87ZM87 151H86V152H87ZM95 151H96V150H95ZM110 151H109V152H110ZM132 151H134V150H132ZM149 151L151 152V151H155V150H153V149L151 150V148H150ZM149 151H148V153H149ZM163 151H164V150H163ZM163 151H161L160 153L164 154ZM166 151H169V150H166ZM181 151H182V150H181ZM185 151H186V150H185ZM187 151H186V152H187ZM207 151H209V150H206L205 152H207ZM220 151H219V152L217 151V152H215V153H212V151H210V152L214 155V154H216V153H220ZM256 151H258V150H256ZM256 151H255V153H256ZM1 152H2V151H1ZM1 152H0V153H1ZM3 152H4V151H3ZM9 152H10V151H9ZM17 152H18V151H16V153H17ZM64 152H65V151H64ZM89 152H90V151H88L87 153H89ZM91 152H92V151H91ZM98 152H99V151H97V152H92V153H96V155H97ZM118 152H119V151H118ZM121 152H122V151H121ZM135 152H136V151H135ZM142 152H144V150H143ZM156 152H157V151H156ZM188 152H187V153H188ZM192 152H194V151H192ZM200 152H202V151H200ZM200 152H199V154H200ZM262 152H263V151H262ZM14 153H15V152H14ZM54 153H55V151H54ZM58 153H59V152H58ZM66 153H67V149H66V152H65V153H63V151H62V154H66ZM69 153H70V152H69ZM75 153H76V151L74 152V154H75ZM79 153H80V152H79ZM79 153H78V156H79ZM82 153H83V152H82ZM101 153H102V152H101ZM106 153H107V152H106ZM110 153H112V152H110ZM119 153H120V152H119ZM122 153L124 154V152H122ZM137 153H139V152H137ZM152 153L156 154L155 152H152ZM157 153H159V152H157ZM171 153H174V152H171ZM196 153H195V154H196ZM211 153H209V154H211ZM260 153H261V152H260ZM1 154H2V153H1ZM18 154H20V153L18 152ZM32 154H33V153H32ZM39 154H40V153H39ZM51 154H52V153H51ZM60 154H61V153H60ZM62 154H61V155H62ZM103 154H105V153H102L101 155H103ZM127 154H128V153H127ZM150 154H151V153H149V155H150ZM169 154H170V151H169ZM183 154H184V153L182 152V155H183ZM189 154H191V153L189 152ZM206 154H208V152H207ZM206 154H205V155H206ZM257 154H258V153H257ZM13 155H14V154H13ZM20 155H21V154H20ZM30 155H31V153H30ZM34 155H35V154H34ZM54 155H55V154H54ZM66 155H67V154H66ZM70 155H71V153H70ZM72 155H73V154H72ZM93 155H94V154H93ZM98 155H99V154H98ZM98 155H97V156H98ZM111 155H112V154H111ZM125 155H126V153H125ZM180 155H181V154H180ZM191 155H192V154H191ZM191 155H190V156H191ZM205 155H204V156H205ZM253 155L255 156V154H253V153L250 154L251 158L254 157ZM15 156H17V154H16ZM48 156H49V155H48ZM50 156H51V155H50ZM55 156H57V155H55ZM58 156H59V155H58ZM75 156H76V155H75ZM78 156H77V158H79ZM80 156H81V153H80ZM94 156H95V155H94ZM97 156H95V157H97ZM119 156H121V155L119 154ZM133 156H134V155H133ZM155 156H156V155H155ZM165 156H167V155H166V154H165L164 156L162 155V157H164V158H165ZM172 156H173V155H172ZM172 156H171V157H172ZM183 156H184V155H183ZM185 156H187L186 153H185ZM188 156H189V155H188ZM188 156H187V158L190 157V156H189V157H188ZM196 156H200V155H196ZM201 156H202V155H201ZM201 156H200V157H201ZM208 156H210V155H208ZM208 156H206V157L209 159ZM214 156H215V155H214ZM218 156H219V154H218ZM261 156H263V155H261ZM261 156H258V157H261ZM7 157H8V156H7ZM20 157H22V156H20ZM20 157H19V158H20ZM31 157H34V156H31ZM63 157H64L63 155H62V157H59V160H60V158H61V161H62V160H63ZM70 157H72V156H70ZM106 157H107V156H106ZM106 157L103 155V160H102L101 162H103V161L106 162L107 160H104ZM109 157H110V156H109ZM111 157H112V156H111ZM122 157H124V156L122 155L121 158H122ZM127 157L129 158V156H127ZM127 157H126V158H127ZM131 157H132V156H130V158H131ZM135 157H137V156L135 155ZM135 157H134V158H135ZM146 157H147V152H146ZM148 157H149V156H148ZM168 157H170V156H168ZM191 157H192V156H191ZM194 157H195V156H194ZM216 157H217V156H216ZM216 157H215V158H216ZM238 157H239V156H238ZM263 157H264V156H263ZM263 157H262V159H261V158L257 159V157H256V159L254 158V159L256 160V161H254V163L257 162V163L261 164L262 167H264L263 164H262V163H263L262 160H264ZM10 158H11V155H10V157H9L8 159H10ZM14 158H15V157H14ZM65 158H66V157H65ZM73 158H74V157H73ZM81 158H82V157H81ZM99 158L101 159L102 157L99 156ZM128 158H127V159H128ZM149 158H150V157H149ZM151 158H154V157H151ZM198 158H199V157H198ZM210 158H212V157L210 156ZM241 158H243V157H241ZM246 158H249V156L246 157ZM251 158H249V159H251ZM12 159H13V158H12ZM12 159H10V161H11ZM17 159H18V158H17ZM51 159H52V158H51ZM51 159H49V161H50V163H51V165H52V162H54V161L51 162ZM66 159H68V155H67V158H66ZM69 159H70V160H68V161H71V160H72L71 158H69ZM75 159H76V157H75ZM75 159H73V161H74ZM90 159H92V158H90ZM93 159H94V158H93ZM108 159L110 160V158H108ZM114 159L116 160V158H114ZM123 159H124V158H123ZM127 159L124 160L125 163L127 162ZM139 159H141V158H139ZM139 159H138V160H139ZM147 159H148V158H147ZM157 159H158V157H157ZM159 159H161V158L159 157ZM168 159H169V158H168ZM171 159H172V158H171ZM191 159H192V158H191ZM194 159H196V158H194ZM201 159H202V157H201ZM203 159H205V157H203ZM203 159H202V162H201V163H203ZM237 159H239V160H237ZM260 159H261V160H260ZM15 160H16V159H15ZM18 160H19V159H18ZM32 160H33V158H32ZM32 160H31V161H32ZM52 160H53V159H52ZM79 160L81 161L82 159H79ZM79 160H78V161H79ZM94 160H95V159H94ZM128 160H129V159H128ZM134 160H135V159H134ZM163 160H164V159H163ZM169 160H170V159H169ZM182 160H184V158H183ZM187 160H188V159H187ZM218 160H219V159H218ZM12 161H13V160H12ZM34 161L36 162L35 159H34ZM34 161H32V163H33ZM47 161H48V160H47ZM61 161H59V163H61ZM64 161H65V160H64ZM64 161H63V164H64ZM75 161H76V160H75ZM78 161H77V163H78ZM88 161H89V160L87 159L86 164H87ZM92 161H93V160H92ZM92 161H91V162H92ZM111 161H112V160H111ZM124 161H123V162H124ZM140 161H141V160H140ZM140 161H138V163H140ZM171 161H172V160H171ZM200 161H201V160H200ZM206 161H207V160H206ZM211 161H212V160H211ZM55 162H56V161H55ZM57 162H58V161H57ZM57 162H56V163H57ZM65 162H66V161H65ZM84 162H85V159H84ZM99 162H100V161H98V163H99ZM112 162L114 163V161H112ZM121 162H122V161H121ZM129 162H131V161L129 160ZM136 162H137V161H136ZM142 162H143V161H142ZM142 162H141V164L143 165L144 162H143V163H142ZM156 162H158V161L156 160ZM159 162H160V161H159ZM159 162H158V165H160V167H162V166L165 165V164L163 163V165L161 166V164H160ZM167 162L170 163V164H168ZM173 162H174V160H173ZM177 162L179 163V161H177ZM187 162H189V160H188ZM190 162L192 163V162H197V161H195V160L191 161V160H190ZM208 162H209V161H208ZM215 162H214V165H215ZM251 162H252V161H251ZM9 163H10V162H9ZM12 163H13V162H12ZM14 163H17V164H18V161H16V162L14 161ZM29 163H31V162H29ZM36 163H37V162H36ZM36 163H34V165H33V166L31 165V166H32L33 168H36V167H34V166L37 165ZM38 163H39V162H38ZM48 163H49V162H47V164H48ZM50 163H49V165H50ZM68 163H70V162H68ZM72 163H73V162H71L70 165H71ZM75 163H76V162H75ZM77 163H76V165H77ZM88 163H89V162H88ZM93 163H97V160H96L95 162H93ZM98 163H97V164H98ZM119 163H120V162H119ZM125 163H124V164H125ZM133 163H135V162H133ZM146 163H147V162H146ZM165 163L168 164L169 166L172 164V163L169 162L168 160L165 161ZM174 163H175V162H174ZM174 163H173V165H175ZM182 163H184V162H182ZM191 163H190L189 165H191ZM205 163H206V162H205ZM209 163H211V162H209ZM248 163H250V162H247L246 164H248ZM257 163H256V164H257ZM44 164H45V163H44ZM53 164H55V163H53ZM66 164H67V163H66ZM66 164L62 165V163H61V165H62L63 167H64ZM80 164H81V168H82V166L85 165V164L82 165V163H79V164H78V167H79ZM99 164H100V163H99ZM101 164H102V163H101ZM105 164H107V163H105ZM105 164H104V165H105ZM109 164H110V163H109ZM117 164H118V162H117ZM127 164H128V163H127ZM151 164H152V163H150V167H151ZM153 164L156 165L157 163H156V164L153 163ZM153 164H152V165H153ZM180 164H181V163H179V165H180ZM185 164H187V163H185ZM192 164H193V163H192ZM194 164H195V163H194ZM196 164H197V163H196ZM198 164H199V163H198ZM203 164H204V163H203ZM207 164H208V163H207ZM218 164L216 165L217 167H218ZM252 164H253V162H252ZM15 165H16V164H15ZM27 165H28V164H27ZM51 165L49 166V168H51ZM56 165L58 166V164H55V166H56ZM59 165H60V164H59ZM70 165H69V166L67 165V168H68V169H69ZM93 165H95V164H93ZM93 165H92V166H93ZM129 165L131 166V165H133V164H129ZM135 165H136V164H135ZM135 165H133L132 168H133ZM137 165H138V164H137ZM137 165H136V166H137ZM158 165H156V166H157V168H156L157 170H158ZM204 165H206V164H204ZM248 165H250V164H248ZM253 165H254V164H253ZM45 166H46V165H45ZM55 166H54V167H55ZM62 166H61V167H62ZM73 166H75V165H73ZM96 166H99V167H100L101 165H96ZM96 166H93V167H96ZM105 166H107V165H105ZM112 166H114V165H111V168H112ZM115 166H116V165H115ZM117 166H118V165H117ZM117 166H116V167H117ZM121 166H123V164H121ZM127 166H128V165H127ZM144 166H145V165H144ZM169 166H168V167H169ZM171 166H172V165H171ZM181 166H182V165H181ZM181 166H180V169H178V171H179V170H182V169H183L182 167H183V166H186V165H183L182 167H181ZM191 166H192V165H191ZM194 166H195V165H194ZM201 166H202V165H201ZM206 166H207V165H206ZM208 166H210V165L208 164ZM32 167H31L30 170H28V171H31ZM54 167H53V168H54ZM58 167H59V166H58ZM58 167H57V168H58ZM65 167H66V166H65ZM75 167H76V166H75ZM90 167H91V166H90ZM99 167H98V168H99ZM116 167H114V169H116ZM128 167H129V166H128ZM139 167H142V166H139ZM148 167H149V166H148ZM150 167H149V168H150ZM165 167H167V166H165ZM168 167H167V168H168ZM197 167H198V166H197ZM197 167H195L196 170H197ZM204 167H205V166H203V168H204ZM247 167H248V166H247ZM254 167L256 168V165H254L253 168H254ZM259 167H260V166H259ZM262 167H261V168H262ZM7 168H8V167H7ZM14 168H15V167H14ZM16 168H17V167H16ZM46 168H47V167H46ZM46 168H45V170H47ZM55 168H56V167H55ZM55 168H54V169H55ZM59 168H60V167H59ZM59 168H58V169H59ZM81 168H80V169H81ZM84 168H85V167H84ZM84 168H83V169H84ZM96 168H97V167H96ZM108 168H109V166H108ZM111 168H110V169H111ZM118 168H120V166H118ZM130 168H131V167H130ZM135 168H136V167H135ZM135 168H134V170H136ZM153 168H154V167H153ZM172 168H173V167H172ZM175 168H176V166H175ZM184 168H186V167H184ZM193 168H194V167H193ZM201 168H202V167H201ZM213 168H214V172H212V173H209V170H211V168H210V167H209V169L207 168V169H208V172L206 171V172H207L206 174H209V176H210V174H211V175H214L213 173H215L218 169H216V171H215V167H213ZM12 169H13V168H12ZM68 169H67V170H68ZM75 169H76V168H75ZM75 169H74V170H75ZM80 169H79V170H80ZM83 169H82V170H83ZM87 169H88V165H87ZM90 169H91V168H90ZM100 169H101V168H100ZM122 169H123V168H122ZM122 169H121V171H122ZM125 169H126V167H125ZM127 169H128V168H127ZM138 169H139V168H138ZM145 169H146V168L142 169V170H143V171H142L143 173H144V170H145ZM156 169H154V170L157 171ZM159 169H160V168H159ZM161 169L164 170L163 167H162ZM161 169H160V170H161ZM169 169H170V168H169ZM13 170H14V169H13ZM45 170H44V171H45ZM72 170H73V169H72ZM91 170H92V169H91ZM98 170H99V169H98ZM116 170H117V169H116ZM134 170H133V171H134ZM139 170H140V171H138V170H137V171H138V174L140 175L139 172H141V169H139ZM152 170H153V169H152ZM160 170H159V171H160ZM170 170H171V169H170ZM185 170H186V169H185ZM191 170H192V169H190V171H191ZM199 170H200V168H199ZM205 170H206V168L203 169V171H205ZM212 170H213V169H212ZM220 170H218V171H220ZM263 170H264V168H263ZM263 170H259V168H258V171H259V172H257V173H260V171H263ZM14 171H15V170H14ZM49 171L51 172L52 169L49 170ZM49 171H47V172H49ZM65 171H66V170H65ZM95 171H96V170H95ZM102 171H103V170H102ZM117 171H119V170H117ZM117 171H116V172H117ZM121 171H120V172H121ZM137 171H136V173H137ZM148 171H149V170H148ZM159 171H158V172H159ZM166 171H168V170H166ZM172 171L175 172L174 169H173ZM178 171H177V174L179 175L180 172L178 173ZM183 171H184V170H183ZM190 171H189V173H190ZM192 171H195V170H192ZM203 171H202V174L204 173ZM41 172H43V171L41 170V171H39V173H38V171H37V175L40 174ZM53 172H55V171H53ZM58 172H59V171H58ZM62 172H63V170H62ZM67 172H68V171H67ZM69 172H72L71 169H70ZM97 172L99 173V172H101V171H97ZM97 172H95L96 175L98 174ZM109 172H110V170H109ZM111 172H114V171L111 170ZM116 172H115V173H116ZM134 172H135V171H134ZM162 172H164V171H162ZM169 172H170V171H169ZM185 172H186V171H185ZM43 173H46V171L43 172ZM55 173L57 174V171H56ZM55 173H54V174H55ZM59 173H60V172H59ZM59 173H58V174H59ZM65 173H66V172H64V174H65ZM79 173H80V172H79ZM81 173H82V172H81ZM83 173L85 174V171H84ZM117 173L119 174V172H117ZM124 173H125V171H124ZM124 173H123V175H121L122 178H123V176H124ZM131 173H132V171H131ZM136 173H135V174H136ZM156 173H157V172H156ZM171 173H172V172H171ZM191 173H192V172H191ZM195 173H197V172H195ZM198 173H199V172H198ZM198 173H197V174H198ZM263 173H264V172H263ZM34 174H35V173H34ZM34 174H33V176H34ZM51 174H53V173L51 172ZM56 174H55V176H57ZM67 174H70V173H67ZM71 174H72V173H71ZM89 174H91V173H89ZM111 174H112V173H111ZM113 174H114V173H113ZM118 174H117V175H118ZM120 174H122V173H120ZM120 174L118 175V176H119V181H120ZM127 174H128V173H127ZM144 174H145V173H144ZM161 174H164L163 176H164V178H165V173H161ZM161 174H158V175L162 176ZM177 174H175V175H177ZM206 174H205V175H206ZM216 174H217V173H216ZM220 174H221V173H220ZM41 175H42V173H41ZM47 175H49V173H48V174L46 173V175H45L46 178H48ZM61 175H63V174H59L57 177H60ZM82 175H83V174H81L80 176H82ZM141 175H142V174H141ZM147 175H148V174H147ZM166 175H167V172H166ZM180 175H181V173H180ZM185 175H186V174H185ZM185 175H184V176H185ZM191 175L193 176V174H191ZM194 175H196V174H194ZM217 175L219 176V174H217ZM225 175H226V174H225ZM227 175H228V177L224 178L225 176L221 174V177L224 176V177L222 178L223 180H225V182H223V183H224V186H227L228 183H230V182H228V183L226 182V181H229V176H230L229 173H227ZM237 175H238V174H237ZM237 175H236V176H237ZM245 175H246V174H245ZM245 175H244V176H245ZM260 175H261V174H259V176H260ZM262 175H263V174H262ZM15 176H16V175H15ZM15 176H13V177H15ZM49 176H50V175H49ZM53 176H54V175H53ZM55 176H54V178H55ZM64 176H65V175H64ZM70 176H71V175H70ZM76 176H77V175H76ZM78 176H79V175H78ZM86 176H87V174H86ZM89 176H91V175H89ZM89 176H88V177H89ZM125 176H126V175H125ZM125 176H124V177H125ZM135 176H136V175H135ZM137 176H138V175H137ZM137 176H136V177H137ZM160 176H159V178L157 177V178H158V182H159V180H160ZM206 176L208 177V175H206ZM236 176H232V177L234 178V181L237 180V177H236ZM244 176H242V177H244ZM263 176H264V175H263ZM20 177H21V176H20ZM72 177H73V175H72ZM96 177H97V176H96ZM96 177H94V178H96ZM106 177H107V176H106ZM113 177H114V176H113ZM126 177H128V175H127ZM136 177H135V178H136ZM143 177H144V176H142V180H144ZM147 177H151L150 174H149ZM167 177H168V180H169V176H167ZM167 177H166V178H167ZM174 177H175V176H174ZM174 177H173V180H174ZM177 177H178V176H177ZM179 177H180V176H179ZM181 177H182V176H181ZM188 177L190 178L191 176L188 175ZM193 177H194V176H193ZM193 177H192V178H193ZM195 177L197 178L198 176H195ZM199 177H200V176H199ZM203 177H204V175H203ZM203 177H202V180H203ZM214 177H215V175L213 176V180H212L211 177H208L207 180L209 181V178H211V180H212L213 183H214V182L216 181ZM216 177H217V176H216ZM235 177H236V178H235ZM245 177H247V176H245ZM245 177H244V178H245ZM21 178H22V177H21ZM28 178H31V177L28 176ZM43 178H44V176H43ZM63 178H64V177H63ZM70 178H71V177H70ZM70 178H69V176H68V178H64V180H62V181H63V182H62V181H61V177H60L59 182L61 181L62 183H64V182H66L67 180H70ZM76 178H77V177H76ZM80 178H81V177H80ZM82 178H83V177H82ZM117 178H118V177H117ZM129 178H130V180H131L132 175H131V177H129ZM129 178H128V180H129ZM137 178H138V177H137ZM140 178H141V177H140ZM140 178H138V180H140ZM153 178H154V176H153ZM153 178H152V180H153ZM157 178H156V180H157ZM170 178H171V177H170ZM200 178H201V177H200ZM244 178H243V180H244ZM11 180L14 181L15 178H14V180H13V178H11ZM20 180H21V179H18L17 182L21 183ZM34 180H35V178H34ZM37 180H38V178L36 177V181H37ZM65 180H66V181H65ZM92 180H93V178H92ZM114 180H116V178H114ZM114 180H113V182H114ZM123 180H124V178H123ZM123 180H122V181H123ZM133 180H134V177H133ZM138 180H137V181H138ZM150 180H151V178H150ZM152 180H151V181H148V178H147L148 183H149V182H150V183L154 182L155 178H154L153 181H152ZM175 180H176V177H175ZM183 180H184V178H183ZM183 180H182V183H183ZM194 180H195V178H194ZM205 180H206V177H205ZM211 180H210V181H211ZM214 180H215V181H214ZM219 180H221L220 177H219ZM223 180H221V181H223ZM230 180H231V178H230ZM240 180H241V177L239 178V181H240ZM243 180H242V181H243ZM245 180H246V178H245ZM260 180H261V181H260ZM262 180H263V178H259V182H260V183H262ZM12 181H11V182H12ZM21 181H22V180H21ZM40 181H41V180H39V182H40ZM47 181H48V180H47ZM53 181H54V184H53V182H52V180H51L52 184L56 187L55 182H57V181H56V180H53ZM71 181H72V180H71ZM78 181H80V180H78ZM93 181H94V180H93ZM134 181H135V180H134ZM147 181H146V178H145L144 183L146 184ZM170 181H172V178H171ZM180 181H181V180H180ZM180 181H179V182H180ZM189 181H190V183H191V180H189ZM198 181H199V180H198ZM242 181H241V182H242ZM247 181H248V180H247ZM263 181H264V180H263ZM22 182H23V181H22ZM25 182H26V181H24V183H25ZM28 182H29V181H28ZM49 182H50V181H49ZM59 182L56 183V184H59ZM61 182H60V183H61ZM69 182H70V181H69ZM72 182H73V184L75 185V183H74V178H73V181H72ZM75 182H77V181H75ZM107 182H108V181H107ZM107 182H106V183H107ZM125 182L128 183L127 178H126ZM141 182H142V181L140 180V182H138V183L142 185L143 182H142V183H141ZM165 182H166V181H164V183H165ZM173 182H174V181H173ZM187 182H188V180L186 181V183H187ZM192 182H193V181H192ZM231 182L233 183V181H231ZM236 182H238V181H236ZM243 182H244L245 184L247 183V182H245V181H243ZM9 183H10V182H9ZM13 183H14V182H12V184H13ZM15 183H16V182H15ZM15 183H14V186H16ZM36 183H37V182H36ZM62 183H61V184H62ZM67 183H68V181H67ZM85 183H87V182H85ZM106 183H104V185H105ZM116 183H117V182H116ZM116 183H115V184H116ZM119 183H120V182H119ZM119 183H118V184H119ZM122 183H124V182H122ZM122 183H121V184H122ZM127 183H125V184L127 185ZM130 183H131V184H134V185L136 184L135 182L133 183V181L130 182ZM130 183H129V185H130ZM150 183H149L148 185H151ZM160 183H161V182H160ZM160 183H159V184H160ZM166 183L168 184L169 182L167 181ZM184 183H185V182H184ZM184 183H183V184H184ZM195 183H196V185H197L198 182H195ZM205 183H206V184H205V186H206V185H207V182H205ZM209 183H210V182H209ZM215 183L219 184V183H221V182H215ZM215 183H214L213 185L216 186ZM225 183H227V185H225ZM232 183H231V185H232ZM238 183H240V182H238ZM3 184H4V183H3ZM10 184H11V183H10ZM17 184H18V183H17ZM49 184H51V183H49ZM52 184H51V186H53ZM78 184H79V182H78ZM110 184H111V183H110ZM125 184H123V185H125ZM156 184L159 186L158 183H156ZM167 184H166V185H167ZM176 184H178V181H177ZM201 184H202V183H201ZM248 184H249V183H248ZM62 185H63V184H62ZM65 185H66V183H65ZM65 185H63V186H65ZM69 185H70V184H69ZM69 185H68V186H69ZM74 185H72V186L74 187ZM79 185H80V184H79ZM79 185H78V186H79ZM116 185H117V184H116ZM129 185H128V186H129ZM173 185H174V184H173ZM173 185H172V182H171V185H170L171 188H172ZM179 185H181V182H180ZM189 185L191 186L192 183L189 184ZM209 185H210V184H208V186H209ZM234 185H235V184H234ZM236 185H237V184H236ZM236 185H235L234 187H236ZM243 185H244V184H243ZM5 186H7V185H5ZM25 186H26V185H25ZM38 186H39V185H38ZM54 186H53V187H54ZM60 186H61V185H60ZM60 186L58 187L59 189H60ZM70 186H71V185H70ZM70 186H69V187H70ZM76 186H77V185H76ZM78 186H77V187H78ZM108 186H109V185H107V187H108ZM111 186H112V185H111ZM132 186H133V185H132ZM137 186H138V185H137ZM137 186H136V187H137ZM139 186H140V185H139ZM142 186H143V185H142ZM142 186H141V187H142ZM151 186L155 187L156 185H155V186H154V185H151ZM151 186H150V187H151ZM162 186H163V185H160L159 187H162ZM164 186H165V184H164ZM183 186H184V187H187V186H185V185H183ZM198 186H199V184H198ZM198 186H197V187H198ZM205 186L202 185L203 188H204ZM208 186L205 187V188H208ZM211 186H212V184H211ZM211 186H209L208 189H210ZM217 186H219V185H217ZM224 186H223V188H224ZM239 186H240V184H239ZM260 186L262 187V185H260ZM8 187H9V186H7V188H8ZM16 187H17V186H16ZM46 187H47V186H46ZM53 187H51V188H53ZM66 187H67V185H66L65 187H63V188L66 189ZM77 187H74V188L77 189ZM80 187H81V186H80ZM88 187L90 188V186H88ZM93 187H94V186H93ZM102 187H103V186H102ZM115 187H117V186H115ZM120 187H121V186H120ZM141 187H140V189H139L140 191L138 190L139 192H141V191H143V190L145 189V187L143 186L144 188H142V190H141ZM153 187H152L151 189H153ZM184 187H183V189H184ZM192 187H193V186H191V187H189V188H192ZM200 187H201V186H200ZM228 187H229V186H228ZM234 187H233V188H234ZM244 187H247V186H244ZM19 188H20V187H18V189H19ZM48 188H49V187H47V189H48ZM58 188H57V189H58ZM61 188H62V187H61ZM82 188H84L83 190H86V191H87V189H85V187H82ZM82 188H81V189H82ZM109 188H110V186H109ZM111 188H112V187H111ZM118 188H119V187H118ZM129 188H130V186H129ZM129 188L127 187V189H129ZM137 188H138V187H137ZM155 188H156V187H155ZM166 188H168V187H166ZM175 188H176V187H175ZM175 188H174V189H175ZM181 188H182V186H181ZM189 188H186V189H189ZM195 188H196V187H195ZM203 188H201V189H203ZM205 188H204V189H205ZM212 188H213V187H212ZM212 188H211L210 190H213V189H214V192H212L211 197H212V195H216V196H217V194L215 193V192H217V190H215L216 187L213 188V189H212ZM217 188H218V187H217ZM238 188H239V187H238ZM242 188H243V187H242ZM11 189H12V188H11ZM13 189H14V190H17V189H15V187H13ZM13 189H12V191L16 193V191H14ZM47 189H45V190H47ZM49 189H50V188H49ZM79 189H80V188H79ZM93 189H94V188H93ZM104 189H105V188H104ZM107 189H108V188H107ZM113 189H114V188H113ZM122 189H123V188H122ZM148 189H149V188H148ZM148 189H147V190H148ZM168 189H169V188H168ZM168 189H167V192H170V191L172 190V189H170V191H169ZM176 189H177V188H176ZM193 189H194V188H193ZM193 189H192V191H193ZM201 189H200V190H201ZM204 189L201 190V191H204ZM224 189H225V190L223 191V193H221V192H219V193L222 194L224 200L228 203V202L232 201V200H231V197H232V196H230V194L227 192V189H228V188L225 187ZM229 189L232 190V188H229ZM235 189H236V188H234L233 191H234ZM248 189H249V188H248ZM263 189H264V188H263ZM263 189H261V190L263 191ZM20 190H21V188H20ZM23 190H24V189H23ZM23 190H22V191H23ZM53 190H54V189H53ZM88 190H89V189H88ZM99 190H100V189H99ZM99 190H97V192H98ZM117 190H118V189H117ZM117 190H116V191H117ZM120 190H121V189H120ZM125 190H126V189H125ZM157 190H158V188L156 189V191H157ZM230 190H229V191H230ZM237 190H238V189H237ZM241 190H245V189L243 188V189H241ZM241 190H240V191H241ZM49 191L51 192V190H49ZM63 191H65V190L63 189ZM69 191H70V190H69ZM73 191H74V190H73ZM79 191H80V190H79ZM79 191L76 190V192H79ZM86 191H84V192H86ZM94 191H95V190H94ZM102 191H103V193H104V191H106V190H102ZM102 191H101V192H102ZM121 191H122V190H121ZM149 191H153V190H149ZM176 191H177V190H176ZM184 191L186 192V190H184ZM187 191H188V190H187ZM189 191H191V190H189ZM201 191H200V192H201ZM208 191H209V190H208ZM235 191H236V190H235ZM246 191H247V193H248L247 188H246ZM17 192H18V191H17ZM42 192H43V191H42ZM50 192H49V193H50ZM54 192H55V193H52V192H51V193L57 195V196H56L57 198H58V194L61 195V194L59 193V191H58V194H56V193H57L56 190H55ZM61 192H62V191H61ZM81 192H83V191H81ZM81 192H80V193H81ZM109 192L112 194L114 191H109ZM117 192H118V191H117ZM117 192H116V193H117ZM129 192H130V191H129ZM139 192H138V193H139ZM143 192H144V191H143ZM143 192H142V194H145V195H146V193H143ZM162 192H163V191H162ZM172 192H173V191H172ZM174 192H175V191H174ZM181 192H182V191H181ZM196 192H197V191H196ZM209 192H210V191H209ZM230 192H232V191H230ZM242 192H243V191H242ZM242 192H241V193H242ZM22 193H24V192H21V195H22ZM43 193H44V192H43ZM47 193H48V191H47ZM62 193H63V192H62ZM65 193H66V192H65ZM71 193H72V192H71ZM71 193H70V194H71ZM89 193L91 194V191H90V190H89ZM93 193H94V192H93ZM99 193H100V191H99ZM119 193H121V192L119 191ZM138 193H137V195H138ZM150 193H151V192H150ZM152 193H153V192H152ZM155 193H157V192H155ZM155 193H154V194H155ZM159 193H160V190H159ZM164 193H165V192H164ZM179 193H180V192H179ZM183 193H184V192H183ZM186 193H187V192H186ZM191 193H192V192H191ZM193 193H194V191H193ZM193 193H192V194H193ZM236 193H237V192H236ZM239 193H240V192H239ZM241 193H240V194H241ZM44 194H45V193H44ZM66 194H67V193H66ZM68 194H69V193H68ZM70 194H69V195H70ZM76 194H78V193H76ZM84 194H85V193H84ZM84 194H83V195H84ZM111 194H110V195H111ZM123 194H124V193H123ZM135 194H136V193H134V195H135ZM142 194L140 193L139 195H142ZM161 194H162V193H161ZM172 194H173V193H172ZM175 194H177V196H178V193H175ZM180 194H182V193H180ZM180 194H179V195H180ZM187 194L190 195L189 193H187ZM197 194H200V193L197 192ZM203 194H207V192H206V193H203ZM232 194H234V193H232ZM232 194H231V195H232ZM240 194H238V195L241 197ZM245 194H246V193H245ZM15 195H16V194H15ZM17 195H18V194H17ZM21 195L19 196V199L21 198ZM41 195H42V194H41ZM55 195H54V199H55ZM71 195H72V194H71ZM86 195H87V194H86ZM93 195H95V194H93ZM100 195H102V194H100ZM100 195H99V196H100ZM105 195H107V192H106L103 196H105ZM116 195H117V194H116ZM116 195H115V196H116ZM118 195H119V194H118ZM118 195H117V196H118ZM127 195H128V194H127ZM185 195H186V194H185ZM207 195H208V194H207ZM207 195H206V196H207ZM235 195H237V194H235ZM242 195H244V192H243ZM247 195L249 196V193L245 195V198L247 197ZM260 195H261V193H260ZM263 195H264V194H263ZM37 196H38V195H37ZM37 196H36V198H37ZM44 196L46 197L47 195L45 194ZM63 196H64V194H63ZM65 196H66V195H65ZM72 196H74V195H72ZM78 196H79V195H78ZM78 196H76V197H78ZM89 196L91 197V195H89ZM96 196H98V193H97ZM103 196H101V197H103ZM148 196H149V194H148ZM148 196H147V197H148ZM161 196H162V195H161ZM169 196H171V194H169L167 197L169 198ZM174 196H175V195H174ZM177 196H176L175 199H177ZM186 196H187V195H186ZM209 196H210V195H209ZM216 196H213V197H216ZM22 197H23V196H22ZM24 197H25V196H24ZM40 197L43 198L42 196H40ZM40 197H39V198H40ZM47 197H48V196H47ZM49 197H50V196H49ZM70 197H71V196H70ZM76 197H75V198L73 197V198H74V199H77ZM82 197H83V196L81 195V198H82ZM86 197H88V196H85L84 198H86ZM105 197H106V196H105ZM119 197H121V199H122V195H121V196L119 195ZM123 197H125V196H123ZM126 197H128V196H126ZM130 197H131V195H130ZM141 197L143 198V197H145V196L142 195ZM150 197H151V196H150ZM165 197H166V195H165ZM172 197H173V196H172ZM183 197H184V196H183ZM217 197H218V201H216V202H217V203H218V202H221V201H219L220 196H217ZM233 197H234V196H233ZM243 197H244V196H243ZM249 197H250V196H249ZM249 197H248V198H249ZM28 198H29V197H28ZM41 198H40V199H41ZM50 198H51V197H50ZM63 198H64V197H63ZM65 198H67V197H65ZM73 198L71 197V200H72V201L74 200ZM78 198L80 199V196H79ZM94 198H96V197H95V196H94V197L92 196L91 199H94ZM98 198H99V197H98ZM103 198H104V197H103ZM107 198H108V196L106 197V199H107ZM110 198H112V195L110 196ZM137 198H140V197H137ZM142 198H140V199H142ZM155 198H156V197H155ZM158 198H161V197L158 196ZM170 198H171V197H170ZM170 198H169V199H170ZM179 198H180V196H179ZM179 198H178L177 200H179ZM238 198H239V197H238ZM238 198H237V199H238ZM245 198H242V197H241L242 200L245 199ZM17 199H18V196H17ZM43 199H45V198H43ZM58 199H59V198H58ZM61 199H62V198L60 197V200H61ZM79 199H77L76 202H79V201H78ZM86 199H87V198H86ZM86 199H85V200H86ZM96 199H97V198H96ZM108 199H109V198H108ZM113 199H114V198H113ZM118 199H120V198H118ZM121 199H120V200H121ZM127 199H128V201H129V198H127ZM132 199H135V198H130V203L133 201ZM140 199H139V200H140ZM145 199H146V198H145ZM149 199H150V198H149ZM152 199H154V197H153ZM165 199H166V198H165ZM173 199H174V198H173ZM183 199H184V198H183ZM237 199H234V200L236 201ZM250 199H251V197H250ZM263 199H264V198H263ZM21 200H22V199H21ZM24 200H25V199H24ZM33 200H35V199H33ZM38 200H39V199H38ZM45 200H49V198H48V199H45ZM50 200H52V198H51ZM50 200H49V201H50ZM55 200H57V199H55ZM60 200H59V201H60ZM66 200H67V199H66ZM66 200H65V201H66ZM68 200H69V199H68ZM68 200H67V201H68ZM89 200H90V198H88L87 201H89ZM102 200H104V199H102ZM109 200H110V199H109ZM122 200H123V199H122ZM157 200H161V199H157ZM162 200H163V198H162ZM207 200H211V201L213 202V199H211V198H209V199H207ZM224 200H223V201H224ZM234 200H233V201H234ZM245 200H246V199H245ZM16 201H17V200H16ZM22 201H23V200H22ZM59 201H58V202H59ZM69 201H70V200H69ZM69 201H68V202H69ZM97 201H98V200H97ZM99 201H100V198H99ZM112 201H113V202H110V203H111V204L113 203V205H114V202L117 201V200H115V201L112 200ZM137 201H138V199H137ZM137 201H136V202H137ZM143 201H144V200H143ZM164 201H165V200H164ZM164 201H163V202H164ZM173 201L175 202L176 200H173ZM181 201H182V200H181ZM181 201H180V204H181ZM211 201H210V202H211ZM214 201H215V200H214ZM225 201H224V203H225ZM251 201H252V199H251ZM257 201H258V200H257ZM34 202H35V201H34ZM36 202H37V201H36ZM36 202H35V203H36ZM42 202H45V201H42ZM42 202H41V203H42ZM55 202H56V201H54V203H55ZM73 202H75V201H73ZM73 202L70 201L71 204H72ZM84 202H85V201H84ZM84 202H83V203H84ZM90 202H91V201H89V203H90ZM93 202H95V201H93ZM101 202H103V201H101ZM107 202H108V201H106V203H107ZM118 202H119V200H118ZM124 202H126V201L124 200ZM133 202H135V200H134ZM140 202H141V200H140ZM146 202H147V200H146ZM146 202H145V203H146ZM165 202H166V201H165ZM169 202L172 203V201H169ZM178 202H179V201H178ZM178 202H177V203H178ZM186 202H187V204L189 203L188 201H186ZM22 203H23V202H22ZM38 203H40V202H38ZM47 203H48V202H47ZM52 203H53V202H52ZM60 203H61V202H60ZM85 203H86V202H85ZM85 203H84V204H85ZM87 203H88V202H87ZM96 203H98V202H96ZM103 203H104V202H103ZM103 203H102V204H103ZM110 203H109V205H110ZM115 203H117V202H115ZM121 203H122V202H121ZM126 203H129V202H126ZM145 203L143 202V204H145ZM151 203H152V202H151ZM177 203H176V206H177ZM183 203H185V202H183ZM207 203L209 204V201H208ZM213 203H214V202H213ZM221 203H223V202H221ZM230 203H231L230 205L232 206V202H230ZM238 203H240V202H238ZM241 203H243V202H241ZM241 203H240V204H241ZM248 203H249V201H248ZM263 203H264V202H263ZM24 204H25V203H24ZM32 204H33V203H32ZM64 204H65V202H64ZM68 204H69V203H67V208H69V206H71V204H70V205H68ZM79 204H80V203H79ZM90 204H91V203H90ZM102 204H100L99 207H101ZM136 204H137V203H136ZM139 204H140V203H138V205H139ZM168 204H170V203H168ZM168 204H167V205H168ZM189 204H190V203H189ZM225 204H226V203H225ZM225 204H222V205L227 206V205H225ZM240 204H239L238 206H241V207H242V205H240ZM249 204H250V203H249ZM251 204H253V203H251ZM36 205H37V204H36ZM38 205H40V204H38ZM41 205H42V204H41ZM51 205H52V204H51ZM51 205L48 206V205L45 204V206H48V208H50ZM57 205H58V204H57ZM72 205H73V204H72ZM77 205H78V204H77ZM77 205H76V206H77ZM85 205H86V204H85ZM97 205H99V204H97ZM107 205H108V204H107ZM116 205L120 206L119 203L116 204ZM125 205H126V204H125ZM130 205L133 206L132 204H129V206H130ZM140 205H142V204H140ZM162 205H163V204H162ZM162 205H161V206H162ZM185 205H186V204H185ZM212 205H213V204H212ZM214 205H216V203H214ZM217 205H218V204H217ZM219 205H220V204H219ZM222 205H221V206H222ZM253 205H255V204H253ZM259 205H260V204H259ZM21 206L23 207L24 205H21ZM29 206H30V205H29ZM29 206H27L28 209L31 208V207H29ZM64 206H65V205H63L62 207H64ZM87 206H90V205L87 204ZM94 206H95V204H94ZM103 206H104V205H103ZM127 206H128V205H127ZM127 206H125V208H128ZM135 206H137V205H135ZM135 206H134V207H135ZM143 206H144V205H143ZM150 206H151V205H150ZM157 206H159V205H157ZM165 206H166V205H165ZM171 206H172V204H171ZM171 206H169V207H171ZM189 206H190V205H189ZM234 206L237 207V204H235ZM234 206H232V207H234ZM250 206H251V205H250ZM27 207H26V208L23 207V208H24V209H27ZM36 207H37V206H36ZM40 207L42 208V206H40ZM55 207H56V206H55ZM57 207H59V206H57ZM60 207H61V205H60ZM65 207H66V206H65ZM65 207H64V208H65ZM71 207H73V206H71ZM77 207H81V205H80V206L78 205ZM82 207H83V206H82ZM82 207H81V208H82ZM112 207H113V206H112ZM121 207H122V205L120 206V208H121ZM123 207H124V205H123ZM123 207H122V208H123ZM166 207H167V206H166ZM179 207H180V206H179ZM182 207H183V206H182ZM187 207H188V206H187ZM210 207H211V206H210ZM219 207H220V206H219ZM246 207H247V206H246ZM253 207H254V206H253ZM253 207H252V208H253ZM263 207H264V206H263ZM41 208H39L40 211H41ZM46 208H47V207H46ZM51 208H53V205H52ZM51 208H50V211L52 210ZM74 208H75V204H74L73 209H74ZM84 208H86V206H84ZM102 208H104V207H102ZM107 208H108V206H106V209H107ZM116 208H117V207H116ZM120 208H119V209H120ZM136 208H137V207H135V210H136ZM138 208H139V207H138ZM145 208H146V205H145ZM149 208H150V207H149ZM171 208H172V207H171ZM171 208L168 209V210H171ZM175 208H176V207H175ZM175 208H174V206H173V209H175ZM180 208H181V207H180ZM193 208H194V207H193ZM214 208H215V207H214ZM214 208L212 207V209H214ZM216 208H217V206H216ZM221 208H222V207H221ZM243 208H244V205H243ZM28 209H27V210H28ZM55 209H56V208H55ZM59 209H61V208H59ZM71 209H72V208H70V211H71ZM73 209H72V210H73ZM79 209H80V208H79ZM91 209H92V207H91ZM141 209H142V208H140V211H141ZM151 209H152V207H151ZM151 209H150V210H151ZM166 209H167V208H166ZM186 209H187V208H186ZM188 209H189V208H188ZM219 209H220V208H219ZM225 209H228V208H225ZM231 209H232V208L230 207V211H232V212H233V209L235 210V208H233L232 210H231ZM238 209H239V208H238ZM258 209H259V211H263L261 208H258ZM258 209H257V210H258ZM263 209H264V208H263ZM21 210H23V209H21ZM21 210H20V211H21ZM34 210H35V209H34ZM42 210H43V208H42ZM45 210H46L47 212H49L48 209H45ZM62 210H63V209H62ZM67 210H68V209H67ZM75 210H76V209H75ZM82 210H83V208H82ZM87 210L90 211L88 208H87ZM94 210H95V209H94ZM94 210H93V211H94ZM98 210H99V209L97 208V211H98ZM114 210H116V209L114 208ZM137 210H138V209H137ZM148 210H149V209H148ZM153 210H154V209H153ZM155 210H156V209H155ZM176 210H177V209H176ZM215 210H216V209H215ZM221 210H222V209H221ZM221 210H220V211L216 210V213H218V212L221 213ZM236 210H237V209H236ZM236 210H235V211H236ZM242 210H243V209H242ZM247 210L250 211V209H249L248 207H247ZM253 210H254V209H253ZM28 211H29V210H28ZM30 211H32V209H31ZM37 211H38V210H37ZM52 211H53V210H52ZM52 211H51V212H52ZM59 211H60V210H58V212H59ZM65 211H66V210H65ZM68 211H69V210H68ZM80 211H81V209H80ZM83 211H84V213L90 215V213H89L88 211L86 212V209L83 210ZM83 211H82L80 214H82ZM100 211H101V210H100ZM102 211H103V210H102ZM117 211H118V208H117ZM129 211H131V210L129 209ZM132 211H133V210H132ZM163 211H166V210H163ZM188 211H189V210H188ZM223 211H224V210H222V212H223ZM249 211H248V213L250 214ZM21 212H22V211H21ZM53 212H55V211H53ZM66 212H67V211H66ZM72 212H73V211H72ZM76 212H77V211H76ZM76 212H74V213H76ZM78 212H79V210H78ZM91 212H92V211H91ZM113 212H114V211L112 210V213H113ZM119 212H121V210H120ZM122 212H123V211H122ZM122 212H121V214H122ZM124 212H125V211H124ZM126 212H127V211H126ZM134 212H135V211H134ZM137 212H138V211H137ZM142 212H144V211L142 210ZM142 212H141V213H142ZM166 212H169V213H170V211H166ZM171 212H172V211H171ZM213 212H214V211H213ZM227 212H228V210H227ZM232 212L229 213V216H228V213H227L226 215L229 217V220H228V221H229V222L231 221L232 224L234 225V228L237 229L238 231H242V229L244 230L245 227H246L247 230H249L250 228H251V229L256 228V227H257V224H259V222L256 221V220H259V221L261 220L260 222H262V220L264 221V218H263L262 216H261V218L256 217V218H259V219L250 220V219H248V218H243V217H241V215H240L239 213H236V212H233V213H232ZM237 212H238V211H237ZM22 213L25 214L24 211H23ZM38 213H39V212H38ZM38 213H37V215H38ZM93 213H94V212H93ZM97 213H98V212H97ZM127 213H128V212H127ZM141 213L138 212L137 214H140V215H141ZM148 213H149V212L147 211V214H148ZM156 213H157V211H156ZM159 213H160V212H159ZM162 213H164V212H162ZM162 213H160L161 216H163ZM174 213H177V212H174ZM178 213H179V212H178ZM178 213H177V215H178ZM211 213H212V212H211ZM211 213H210V214H211ZM216 213H213V214H211V215H212V216H213V215L217 216ZM220 213H218V219H219V217L221 216ZM224 213H226V212L224 211ZM256 213H258V211H256ZM256 213H254V214H256ZM27 214H28V213H27ZM30 214H31V212L28 214V215H29V218H30ZM35 214H36V210H35ZM42 214H43V211H42ZM44 214H46V213H44ZM48 214L51 215L52 213H48ZM48 214H46V215H48ZM62 214H63V213H62ZM65 214H66V213H65ZM65 214H64V215H65ZM68 214H69V213H68ZM68 214H66V215H68ZM71 214H72V213H71ZM76 214H77V213H76ZM100 214H101V213L99 212V215H100ZM102 214H103L104 217H107L106 214H108V213H102ZM115 214H116V212H115ZM115 214H114V216H115ZM117 214H119V213H117ZM121 214H120V215H121ZM129 214H130V213H129ZM129 214H128V216H129ZM132 214H133V213H132ZM132 214H130V215H132ZM137 214H136V215H137ZM144 214H146V213H143L142 216H144ZM160 214H159V215H160ZM166 214H167V213H166ZM170 214H171V213H170ZM170 214H169V216H168L169 218H171V217H170V216H171ZM172 214H173V212H172ZM242 214H243V212H242ZM251 214H252V213H251ZM258 214H259V213H258ZM262 214H264V213H262ZM262 214H261V212H260V215H262ZM33 215H34V212H33ZM33 215H32V216H33ZM46 215H44V216H46ZM50 215H49V217H50ZM64 215H63V216H64ZM77 215H79V214H77ZM99 215H96V216H99ZM105 215H106V216H105ZM125 215H126V213H125ZM148 215L150 216L151 213H149ZM157 215H158V214H157ZM260 215H259V216H260ZM41 216H42L41 219H42V220H45V217H44V219H43V215H41ZM71 216H72V215H71ZM79 216H80V215H79ZM79 216H78V217H79ZM81 216H83V214H82ZM103 216H102V217L100 216V217L103 218ZM122 216H123V217H122ZM122 216H121L122 218L127 217V216H124V214H123ZM138 216H139V215H138ZM138 216H137V217H138ZM145 216H146V215H145ZM152 216H153V215H152ZM154 216H155V215H154ZM172 216H174V217H172V220L176 219V217H178V219H180V218H179V215L176 216V214H174V215H172ZM175 216H176V217H175ZM245 216H246V215H245ZM263 216H264V215H263ZM37 217L40 219V216H39V215H38ZM46 217H47V216H46ZM49 217H48V219H49ZM51 217H53V214L51 215ZM66 217H67L68 219H70V218H72L73 216H72V217H70V216H66ZM66 217H64V219H65ZM74 217H75V216H74ZM87 217H88V216H86L85 218H87ZM90 217H91V219H93L92 217H94V216H90ZM108 217H109V216H108ZM115 217H116V216H115ZM115 217H114L115 220H116L117 218H120L119 215L117 216V218H115ZM129 217H130V216H129ZM131 217H132V216H131ZM135 217H136V216H135ZM250 217H251V216H250ZM253 217H255V216H252V218H253ZM33 218H34V216H33ZM35 218H36V215H35ZM35 218H34V219H35ZM94 218H95V217H94ZM112 218H113V216H112ZM122 218H121V219H122ZM138 218H139V217H138ZM140 218H141V217H140ZM140 218H139V219H140ZM145 218H147L148 220H147V219H144V220H147V221L151 220V219H150L151 216H150V218H149V217H145ZM164 218H166V215H165ZM164 218H163L162 220H164ZM173 218H174V219H173ZM220 218H221V217H220ZM31 219H32V218H31ZM31 219H30V220H31ZM34 219H33V220H34ZM39 219H38V220L36 219V220L40 222L41 220H39ZM46 219H47V218H46ZM48 219H47V222H49ZM52 219H53V218H52ZM68 219H67V220H68ZM80 219H81V218H80ZM88 219H89V218H88ZM98 219H99V218H98ZM103 219H104V218H103ZM106 219H107V218H106ZM110 219H111V218H110ZM110 219H109V220H110ZM130 219H131V218H130ZM133 219H134V221H135L136 218H133ZM212 219H213V218H212ZM214 219H215V217H214ZM58 220H60V219H58ZM75 220H76V218H75ZM75 220H74V221H73V220H68V221H71L70 223H72V221H73V222H76ZM77 220H78V218H77ZM89 220H90V219H89ZM101 220H102V219H101ZM101 220H100V221H101ZM109 220H106V221H109ZM117 220H119V219H117ZM127 220H129V219H127ZM141 220H142V219H141ZM160 220H161V218H160ZM162 220H161V221H162ZM169 220H170V219H169ZM215 220H216V219H215ZM219 220L221 221L222 219H219ZM219 220H217V221H219ZM50 221L52 222L51 219H50ZM53 221H54V220H53ZM56 221H57V220L55 219L54 222H56ZM61 221H63V220H60V223H61ZM64 221H66V220H64ZM64 221H63V222H64ZM68 221H67V222H68ZM90 221H91V220H90ZM96 221H98V220H96ZM123 221H124V220H123ZM130 221H131V220H130ZM137 221H139V220H137ZM157 221H158V220H157ZM157 221H155V223H156ZM161 221H160V222H161ZM164 221H165V220H164ZM220 221H219V223H218L219 225L222 223V222L220 223ZM228 221H225L224 224L227 222L228 225L230 224V225H229V227H230V226H231V222L228 223ZM34 222H36V221H34ZM57 222L59 223V221H57ZM78 222L83 223V224L85 225V222H86V221H85V222H83V221H82V222H81V221H77L76 224H80V223H78ZM91 222H92V221H91ZM94 222H95V219H94ZM94 222H93V223H94ZM101 222H103V221H101ZM109 222H110V221H109ZM109 222H107L108 225H109ZM112 222H113V221H112ZM112 222H111V223H112ZM118 222L120 223V221H118ZM140 222H142V221H140ZM140 222H137V223H140ZM152 222H153L152 224H155L154 221H153V218H152ZM168 222H170V221H168ZM176 222H177V220H176ZM214 222H215V221H214ZM257 222H258V223H257ZM36 223H38V222H36ZM40 223L43 224V222H40ZM45 223H46V220H45ZM70 223H69V224H70ZM88 223H90V222H88ZM93 223H90V224L92 225ZM127 223H128V222H127ZM127 223H126V224H127ZM144 223H145V222H144ZM146 223H147V222H146ZM161 223H162V222H161ZM163 223H164V222H163ZM165 223H166V221H165ZM177 223H178V222H177ZM215 223H216V222H215ZM22 224H23V223H22ZM26 224H27V223H26ZM26 224H25V225H26ZM32 224H33V221H32ZM38 224H39V223H38ZM41 224L39 225L40 228H41V226H43V225H41ZM49 224H50V225H48V224L46 223V225H48V226L51 227V226H52L53 224H55V223H52V225H51V223L49 222ZM61 224H62V223H61ZM63 224H65V223H63ZM66 224H67V223H66ZM69 224L66 225V226H68V228H70V227H73V228H74V226H72V224H70L71 226L69 227ZM74 224H75V223H74ZM76 224H75V225H76ZM83 224H82V225H83ZM86 224H87V222H86ZM90 224H89V225H90ZM101 224H102V223H101ZM104 224H105V223H104ZM117 224H118V223H117ZM121 224H122V223H121ZM123 224H124V222H123ZM129 224H130V223H129ZM150 224H151V223H150ZM150 224H149V225H150ZM156 224L158 225V222H157ZM159 224H160V223H159ZM167 224H168V223H167ZM173 224H174V223H173ZM173 224L171 225V228H172V229H173V227H174ZM222 224H223V223H222ZM222 224H221V226L223 227ZM29 225L31 226L30 223L28 224V227H29ZM35 225H36V227H38L37 224H35ZM57 225H58V224H57ZM82 225H79V226L81 227ZM87 225H88V224H87ZM89 225H88V226H89ZM91 225H90V226H91ZM96 225H98L97 222H96ZM108 225H105V226H107V228H108ZM110 225H111V224H110ZM119 225H120V224H119ZM132 225H133V220H132ZM137 225H138V224H137ZM139 225L141 226V224H139ZM139 225L136 226V224H135V225H133V226H136V227L138 228ZM142 225H143V222H142ZM157 225H156V226H157ZM160 225H161V224H160ZM198 225H199V223H198ZM216 225H217V224H216ZM219 225H218V226H219ZM228 225L226 226V224H225V227H228ZM48 226H43V227H45V229H47V231L50 232V229L46 228V227H48ZM53 226L55 227L56 224L53 225ZM53 226H52V227H53ZM60 226H62V225H60ZM66 226L63 225V229H64V227H66ZM122 226H124V225H122ZM122 226H121V227H122ZM151 226H152V225H151ZM163 226H164V225H163ZM167 226H168V225H167ZM172 226H173V227H172ZM176 226H177V225H176ZM181 226H182V225H181ZM183 226H184V225H183ZM43 227H42V229H43ZM54 227H53V228H54ZM56 227H57V226H56ZM56 227H55V228H56ZM76 227H78V226H76ZM76 227H75V228H76ZM98 227H99V226H98ZM111 227H113V226H111ZM118 227H119V226L117 225V230H116V231H119L120 228H121V227H120L119 230H118ZM125 227H126V226H125ZM128 227H129V225H127V229H128ZM142 227H143V226H142ZM184 227H185V226H184ZM197 227H198V226H197ZM199 227H200V226H199ZM203 227H204V226H203ZM247 227H248L249 229H248ZM23 228L26 229L25 226H24ZM33 228H34V226H33ZM33 228H31V229H33ZM38 228H39V227H38ZM68 228H66V233H67V234H68V232H69V229H68ZM73 228H71V230H72ZM81 228H82V227H81ZM90 228H91V227H90ZM95 228H96V227H95ZM99 228H100V227H99ZM101 228L103 229V227H101ZM129 228H130V227H129ZM137 228H136V229H137ZM143 228H144V227H143ZM157 228H158V230H159V227H158V226H157ZM160 228H161V227H160ZM171 228H170V229H171ZM231 228H232V231H233V232H232V235H234V234H233V233H234L233 227H230V229H231ZM262 228H263V227H262ZM28 229H29V228H28ZM31 229H30L29 231H31ZM34 229H35V228H34ZM51 229H52V228H51ZM57 229H58V228H57ZM67 229H68V231H67ZM78 229H80V228L78 227ZM82 229H84V228H82ZM85 229H86V228H85ZM88 229H89V228H88ZM88 229H87V230H88ZM96 229H97V228H96ZM127 229H126V230H127ZM130 229L132 230V227H131ZM133 229H134V227H133ZM144 229H145V228H144ZM144 229H143V230H144ZM170 229H168V230L170 231ZM174 229H175V228H174ZM174 229H173V230H174ZM179 229H180V228H179ZM185 229H186V228H184V230H185ZM198 229H199V228H198ZM201 229H203V228H201ZM201 229H200V230H201ZM219 229H220V228H219ZM222 229H223V228H222ZM257 229H258V228H257ZM38 230H39V229H38ZM38 230H36V232H38V234H39V231H40V233H41L42 230H39V231H38ZM52 230H53V229H52ZM60 230H61V229H60ZM71 230H70V232H73V233L76 232V233H77V231H76L77 229H76L75 231H71ZM80 230H81V229H80ZM80 230H79V233H80ZM99 230H100V229H99ZM105 230H107L106 227H105ZM105 230H104V232H106ZM112 230H113V229H112ZM162 230H163V229H162ZM173 230H171V232H172ZM177 230H178V227H177L176 231H177ZM223 230H224V229H223ZM56 231H57V230H56ZM63 231H64V230H63ZM83 231H84V230H83ZM94 231L97 232V230H94ZM120 231H122V230H120ZM128 231H129V230H128ZM133 231L135 232V230H133ZM136 231H137V234H136L137 236H136V237H140L141 235L138 236V234H140L141 232L138 233V232H139L138 229H137ZM140 231H142V230H140ZM159 231H161V229H160ZM174 231H175V230H174ZM176 231H175V232H176ZM224 231H225V230H224ZM244 231H246V230H244ZM251 231H252V230H249V232H251ZM31 232H32V231H31ZM59 232H61V231H59ZM84 232H87V231H84ZM90 232L92 233V231H90ZM96 232H95V233H96ZM101 232H102V231H101ZM124 232H125V229H124ZM145 232H147V234H148L149 229H148V231L146 230ZM163 232L165 233L164 230H163ZM171 232H170L169 234H171ZM177 232H179V231H177ZM182 232H183V231H182ZM182 232H181V233H182ZM186 232H187V230H186ZM199 232H200V231L198 230V233H199ZM203 232H204V231H203ZM216 232H217V231H216ZM220 232H222V231H219V233H220ZM227 232H228V231H227ZM229 232H230V231H229ZM235 232H236V230H235ZM253 232H254V231H253ZM33 233H34V232H33ZM43 233H45L44 230H43ZM52 233H53V231H52ZM52 233H49V234L51 235ZM61 233H62V235H64V234L66 235V233H64V234H63V232H61ZM76 233H75V234H76ZM79 233H77V235L80 236ZM82 233H83V232H82ZM91 233H87V234H88L89 236H91V235H95L94 233H92V234H91ZM102 233H103V232H102ZM102 233H101V235H104V234H102ZM106 233H109V234H110V230H109V231L107 230ZM122 233H123V231H122ZM126 233H127V232H126ZM131 233H132V232H131ZM152 233H154V230H153ZM164 233H161V234H164ZM166 233H167V232H166ZM172 233H173V232H172ZM181 233H180V234H181ZM192 233H193V231H192ZM192 233L190 232V234H192ZM194 233H195V232H194ZM196 233H197V232H196ZM198 233H197V234H198ZM205 233H206V232H205ZM213 233H215V232H211V234H213ZM236 233H237V232H236ZM239 233H241V232H239ZM247 233H248V232H247ZM256 233H257V232H256ZM36 234H37V233H36ZM38 234H37V235H38ZM45 234H46V233H45ZM85 234H86V233H85ZM96 234H98V233H96ZM109 234H108V235H109ZM127 234H128V233H127ZM161 234H159V235H161ZM169 234H168V235H169ZM175 234H176V233H175ZM180 234H179V236H180ZM199 234H200V233H199ZM201 234H202V231H201ZM217 234H218V233H217ZM222 234H224V233H222ZM250 234H251V233H249V236H250ZM257 234H258V233H257ZM30 235H31V234H30ZM42 235H43V234L41 233V236H42ZM47 235H48V234H47ZM50 235H49V236H50ZM53 235H57V236H58V234H57V232H56V233L52 234V236H50L52 239L56 237V236L53 237ZM59 235H60V237H61V234H59ZM73 235H74V234H73ZM73 235L71 234V236H70V233H69V237H68V235H66V236H67L68 238L73 237L72 239H73L74 242L72 241V239H70V240L72 241V243H75V244H76V242H77V244H78V243L80 244V242H78V240H77V241H76V239L74 240L75 235H74V236H73ZM77 235H76V236H77ZM82 235H84V233H83ZM99 235H100V234H98V236H99ZM101 235H100V236H101ZM106 235H107V234H106ZM106 235H105V237H106ZM108 235H107V236H108ZM111 235H113V233H112ZM118 235H120V233H117V236H118ZM121 235H122V234H121ZM123 235H124V237H125V234H124V233H123ZM123 235L121 236V238L123 237ZM143 235H144V234H143ZM152 235H153V234H152ZM155 235H157V237H158V233L154 234L153 236H155ZM164 235H165V234H164ZM168 235L166 234L165 236H168ZM203 235H204V233H203ZM209 235H210V234H209ZM213 235H214V234H213ZM213 235H212V236H213ZM218 235H219V234H218ZM230 235H231V233H230ZM45 236H46V235H45ZM49 236H47V237H49ZM85 236H86V235H85ZM100 236H99V237H100ZM117 236H116V239H118ZM126 236H127V235H126ZM128 236H129V235H128ZM128 236H127V237H128ZM161 236H162V238H163V235H161ZM161 236H160V237H161ZM165 236H164V237H165ZM169 236H170V235H169ZM169 236H168V237H169ZM175 236H177V235H175ZM175 236H174V237H175ZM183 236H185V235L183 234ZM198 236H199V235H198ZM205 236H206V234H205ZM214 236H215V235H214ZM214 236H213V237H214ZM220 236H221V235H220ZM224 236H226V234H225ZM224 236H222V237H224ZM235 236H237V238H241V237L243 238V236L240 235V234H237V235H235ZM34 237H35V236H34ZM50 237H49V238H50ZM60 237H56V239H54V240H57V239H59ZM77 237H78V236H77ZM87 237H88V236H87ZM87 237H85V239H86ZM92 237H93V236H92ZM92 237H91V238H92ZM102 237H103V236H102ZM108 237H111V236H108ZM113 237H115V236L113 235ZM146 237H147V236H146ZM149 237H150V236H149ZM189 237H190V236H189ZM189 237H188L189 240L186 239V240H188V242L192 241L191 239L193 238V237H192V238H189ZM207 237L210 238V236H207ZM207 237H206V238H207ZM226 237H227V236H226ZM226 237H225V238H226ZM229 237H231V236H229ZM247 237H248V236H247ZM42 238H43V236H42ZM64 238H65V237H64ZM75 238H76V237H75ZM78 238H80V240H81V237H78ZM78 238H77V239H78ZM100 238H101V237H100ZM119 238H120V237H119ZM130 238L132 239V241L135 239V238L133 239L131 236H130ZM130 238H128V239H130ZM141 238H142V237H141ZM141 238H140V239H141ZM144 238H145V237H144ZM158 238H159V237H158ZM158 238H156V239H158ZM169 238H171V236H170ZM176 238H178V237H176ZM176 238H174V239H176ZM179 238H180V237H179ZM196 238H197V237H196ZM200 238H202V237H200ZM206 238H205V239H206ZM209 238H208V239H209ZM214 238L217 239V238H219V236H218V237L216 236V237H214ZM220 238H221V237H220ZM220 238H219V239H220ZM31 239H32V235H31ZM44 239H45V237H44ZM89 239H90V238H89ZM89 239H87V240H89ZM104 239H105V238H104ZM104 239H103V241H104ZM106 239H107V238H106ZM108 239H109V238H108ZM114 239H115V238H114ZM131 239H130V240H131ZM138 239H139V238H137L136 241H137ZM142 239H143V238H142ZM149 239H151V237H150ZM154 239H155V238H154ZM156 239H155V242H156ZM165 239L168 240V238H166V237H165ZM165 239H164V240H165ZM172 239H173V238H171L170 241H171ZM180 239H182V238H180ZM184 239H185V238H184ZM184 239H182V240H183L182 243H184ZM194 239H195V237H194ZM194 239H193V242H194ZM216 239H215V240H216ZM247 239H248V238H247ZM251 239H252V238H251ZM54 240H53V241H54ZM60 240H61V238H60ZM65 240H66V239H65ZM92 240H93V239H92ZM92 240H89V241H92ZM119 240H120L119 242H121V239H119ZM122 240H123V239H122ZM146 240H147V239H146ZM161 240H162V239H161ZM186 240H185V243L187 242ZM198 240H199V239H198ZM198 240H197V241H198ZM211 240H212V239H211ZM221 240H222V238H221ZM223 240H224V239H223ZM229 240L233 241L232 239H229ZM249 240H250V239H249ZM50 241H51V240H50ZM50 241H48V242H49V243H48L49 245H50V243H52V242H50ZM71 241H69V242H71ZM81 241L84 242V240H81ZM93 241H94V240H93ZM93 241H92V243H93ZM96 241H97V239H96ZM101 241H102V240H101ZM108 241H110V239H109ZM114 241H115V240H114ZM114 241H113V242H114ZM124 241H125V238H124ZM126 241H127V239H126ZM138 241H139V240H138ZM157 241H158V240H157ZM168 241H169V240H168ZM172 241L174 242V240H172ZM175 241H178V243H180L179 240H175ZM199 241H200V240H199ZM201 241L203 242V238H202ZM201 241H200V242H201ZM205 241H206V240H205ZM250 241H251V240H250ZM36 242H37V241H36ZM36 242H34V243H36ZM42 242H45V241L42 240ZM46 242H47V241H46ZM60 242H61V241H60ZM64 242L66 243V241H64ZM64 242H63V244H62V243H61V244L59 243L60 245H63L62 247H60V248H62V250H63L64 245H65V247H64V249H65L66 247H68V246H66L67 244H68V245L71 244V243H69V242H68L67 244H65ZM85 242H86V240H85ZM111 242H112V241H111ZM111 242H109V243H107V244H110ZM115 242H116V241H115ZM134 242H135V241H134ZM151 242L153 243V239H151ZM155 242H154V243H155ZM158 242H160V241H158ZM188 242H187V243H188ZM195 242H196V241H195ZM202 242H201L200 244H203ZM206 242H208V241H206ZM212 242H213V241H212ZM212 242L210 241V243H212ZM215 242H216V244H217V241H215ZM220 242H221V241H220ZM220 242H219V243H220ZM238 242H239V241H238ZM240 242H241V241H240ZM53 243H54V242H53ZM55 243H57V242H55ZM81 243H82V242H81ZM89 243H91V242H89ZM92 243H91V246H92ZM121 243H122V242H121ZM123 243H124V245L126 244V242H123ZM128 243H129V240L127 241V247H129V246H128ZM139 243H141V241H140ZM161 243H163V242H161ZM171 243H172V242H171ZM176 243H177V242H176ZM187 243H186V244H187ZM190 243L192 244V242H190ZM190 243H188V244H190ZM208 243H209V242H208ZM210 243H209V244H210ZM83 244H84V243H82V245H83ZM85 244H86V243H85ZM85 244H84V245H85ZM107 244H106V245H107ZM111 244L114 245V243H111ZM119 244H120V243H119ZM130 244H132V243H130ZM133 244H134V243H133ZM133 244H132V245H133ZM136 244H138V242H137ZM144 244H145V243H144ZM188 244H187V245H188ZM205 244H206V243H205ZM225 244H226V243H225ZM228 244H229V243H228ZM234 244H236V243H234ZM237 244H238V243H237ZM237 244H236V245H237ZM239 244H240V243H239ZM239 244H238V246L240 247ZM44 245L48 246V245L45 244V243H44ZM44 245H43V243L41 244V246H44ZM55 245H56V244H55ZM55 245H52V244H51L50 246H51V247H52V246L55 247ZM57 245H58V244H57ZM57 245H56V247L59 248L60 245H59V246H57ZM82 245H80V246L83 248ZM87 245H88V244H86L85 247H87ZM98 245H99V243H98ZM102 245H103V244H102ZM116 245H117V243H116ZM132 245H131V246H132ZM138 245H139V244H138ZM140 245H141V244H140ZM145 245H146V244H145ZM159 245L162 246L163 244H159ZM159 245H158V246H159ZM166 245H167V243H166ZM171 245H172V244H171ZM174 245H175V243H174ZM193 245H194V244H193ZM206 245H208V244H206ZM223 245H224V244H223ZM229 245H230V244H229ZM232 245H233V244H232ZM232 245H231V246H232ZM244 245H245V244H244ZM250 245H251V244H250ZM46 246H45V248H46ZM50 246H48V247H50ZM73 246H74V245H73ZM76 246H77V245H76ZM89 246H90V245H89ZM95 246H96V245H95ZM118 246H121V245H118ZM122 246H123V245H122ZM133 246H134V245H133ZM161 246H160V247H161ZM169 246H170V245H169ZM175 246H177V244H176ZM178 246H180V245L178 244ZM191 246H192V245H191ZM197 246H198V245L195 244L196 251H197ZM199 246H201V245H199ZM218 246H219V244H218ZM218 246H217V248H218ZM220 246H221V245H220ZM226 246H227V245H226ZM226 246H225V247H226ZM7 247H8V246H7ZM36 247H38V249H39V248H40V245H39V246H36ZM48 247H47V248H48ZM51 247H50V248H51ZM71 247H72V245H71ZM77 247L79 248V245H78ZM92 247H94V244H93ZM92 247H91V249H90V248H88V249H89L90 251H93V252H94L95 250H92V249H94V248H92ZM99 247H100V246H99ZM99 247H98V248H99ZM106 247H107V246H106ZM108 247H111V246H108ZM113 247H114V246H113ZM113 247H112V249H113ZM125 247H126V246H125ZM141 247H142V246H141ZM141 247H140V249H142ZM143 247H144V246H143ZM145 247H146V246H145ZM149 247H150V246H149ZM149 247H148V248H149ZM151 247H153V246H151ZM156 247H157V246H156ZM160 247H158V248H160ZM163 247H164V246H163ZM163 247H162V248H163ZM185 247H186V246H185ZM207 247H208V246H207ZM211 247H212V245H211ZM215 247H216V245H215ZM215 247H213V248H215ZM229 247H230V246H229ZM229 247H228V248H229ZM236 247H237V246H236ZM42 248H43V247H41V249H42ZM45 248H44V249H45ZM60 248H59V249H60ZM73 248H76V247L74 246ZM78 248L76 249L77 251H78ZM82 248H81V249H82ZM96 248H97V246H96ZM96 248H95V249H96ZM100 248H101V247H100ZM117 248H118V247H117ZM117 248H116V250H115L116 253L114 252L115 255L117 254V251L119 250V248H118V249H117ZM129 248H130V250H132L131 247H129ZM134 248H135V247H133V249H134ZM137 248H139V247H137ZM148 248H147V250H148ZM162 248H161L160 250H158V251H160V252H162V253L166 252V249L164 250V252L161 251ZM164 248H165V247H164ZM193 248H194V247H193ZM195 248H194L192 251H194ZM202 248H204V247H202ZM205 248H206V247H205ZM217 248H216V249H217ZM219 248H220V247H219ZM222 248H224V247H222ZM230 248H231V247H230ZM230 248H229V249H230ZM5 249H6V248H5ZM5 249H4V250H5ZM20 249H21V248H19V250H20ZM32 249H33V250H36V249H34V248H32ZM38 249H37V250H38ZM51 249H52V248H51ZM53 249H54V248H53ZM56 249H57V248H56ZM66 249H67V248H66ZM83 249H84V248H83ZM86 249H87V248H86ZM120 249H121V248H120ZM124 249H128V248H124ZM149 249H151V248H149ZM167 249L169 250L170 248L167 247ZM179 249H180V248H179ZM181 249H184V248H181ZM187 249H189V247H188ZM210 249H212V248H210ZM231 249H233V248H231ZM231 249H230V250H231ZM248 249H249V248H248ZM10 250H13V248L10 249ZM10 250H9V247H8L7 252L9 251V253H11ZM17 250H18V248H17ZM42 250H43V249H42ZM46 250H47V249H46ZM46 250H45V251H46ZM49 250H50V249H49ZM62 250H60V251H62ZM67 250H69V249H67ZM103 250H104V249H103ZM142 250H143V249H142ZM155 250H156V249H155ZM168 250H167V251H168ZM170 250H171V249H170ZM170 250H169V252H170ZM185 250H186V249H185ZM213 250H214V249H213ZM213 250H207V251L210 253V251L212 252ZM223 250H225V249H223ZM227 250H228V249H227ZM237 250H238V249H237ZM2 251H3V250H2ZM15 251H16V250H15ZM21 251H22V249H21ZM38 251H39V250H38ZM40 251H41V250H40ZM47 251H48V250H47ZM50 251H51V250H50ZM54 251H55V250H54ZM54 251L52 250V252H54ZM57 251H58V250H56V254L58 253V254H57L58 257L61 256V255H59V252H57ZM80 251H81V250H80ZM90 251H88V253H89ZM97 251H99V249H97ZM119 251H120V250H119ZM134 251H136V250L134 249ZM158 251H156V252H158ZM180 251H181V250H180ZM182 251H183V250H182ZM187 251H188V250H187ZM201 251H202V250H201ZM221 251H222V250H221ZM233 251H234V250H233ZM0 252H1V251H0ZM22 252H23V251H22ZM35 252H36V251H35ZM48 252H49V251H48ZM52 252H51V253H52ZM63 252H64V251H63ZM63 252H62L61 254H63ZM71 252H72V251H71ZM82 252H83V251H82ZM102 252H103V251H102ZM104 252H105V251H104ZM121 252H122V251H120V253H121ZM123 252H124V251H123ZM139 252H140V251H139ZM141 252H142V251H141ZM141 252H140V253H141ZM143 252H144V250H143ZM148 252H151V251H148ZM152 252H154V251L152 250ZM152 252H151V253H152ZM160 252H159V254H158V253H155V252H154L155 255L152 254L153 256H156V258H154V260L156 259L155 261H157L158 264H172V263L175 261L176 256L179 254V253H178L179 251H178L177 248H176L175 250H173V252L171 251L172 253L170 252V254H168V255H170L169 257H172L173 262H172V263H171V262L169 263V261H167L168 259L166 258V256H165V258H164L163 255L160 254ZM208 252L205 251V253H208ZM219 252H220V251H219ZM219 252H218V253H219ZM229 252H230V251H229ZM235 252H237V251H235ZM238 252H241V251H238ZM1 253H2V252H1ZM12 253H13V252H12ZM39 253H42L41 256H42V259H43V255H44L45 253H44V254H43V252H39ZM39 253L37 254V252H36L35 256L40 255ZM65 253H66V252H64V254H65ZM68 253H69V252H68ZM68 253L65 254V255L68 256V255H69ZM73 253H74V252H73ZM78 253H79V252H78ZM85 253H86V252H84L83 255H84ZM88 253H86V254H88ZM91 253H92V252H91ZM91 253H90L89 255L92 256V258H93V255L95 256V254H94V253L91 254ZM114 253H113V254H114ZM128 253H129V252H128ZM131 253H132V252H130L128 255L131 256V257L133 258V255H130ZM137 253H138V252H137ZM184 253H185V252H184ZM191 253H192V256H194L196 253L198 254V252H195V251H194V252H191ZM191 253H190V254H191ZM193 253H195V254L193 255ZM212 253H213V252H212ZM212 253H211V254H212ZM225 253H227V252H225ZM232 253H233V252H232ZM232 253H231L230 255H228V256H229V257H230V256L232 257ZM242 253H243V252H242ZM249 253H250V252H249ZM249 253H248V255H249ZM13 254H14V253H13ZM18 254H19V252H18ZM30 254H31V252H30ZM48 254H49V253H47L46 256H47ZM52 254H53V255H56V254H54V253H52ZM70 254H71V253H70ZM80 254H82V253L80 252ZM104 254H105V253H104ZM123 254L126 255V254H127V251H126V254H125V253H123ZM143 254H144V253H143ZM146 254L148 255V259H149V257H150L149 255H150V254L147 253V251H146ZM197 254H196V255H197ZM211 254H209V255L207 254V255L210 256ZM227 254H228V253H227ZM234 254H235V253H234ZM234 254H233V255H234ZM237 254H239V253H237ZM240 254H241V253H240ZM2 255H3V254H2ZM11 255H12V254H11ZM15 255H16V254H15ZM57 255H56V256H57ZM75 255H76V254H75ZM77 255H78V254H77ZM89 255H88V256H89ZM97 255H98V254H97ZM97 255H96V256H97ZM105 255H109V254L106 253ZM128 255H126L125 258H126ZM141 255H142V254H141ZM147 255H145V256L147 257ZM165 255H166V254H165ZM184 255H185V254H184ZM243 255H244V253H243ZM6 256H7V254H6ZM17 256H18V255H17ZM17 256H15V258H16ZM46 256H45V258L47 259L48 257H46ZM71 256H72V255H71ZM86 256H87V255H86ZM86 256H84V259H85ZM88 256H87V257H88ZM90 256H89V257H90ZM121 256H122V254H121ZM139 256H140V255H139ZM139 256L136 258V260H138L137 262H139V260H140V259H138V258H140L141 256H140V257H139ZM142 256H143V255H142ZM153 256H152V258H153ZM180 256H182V254H181ZM188 256H189V254H188ZM208 256L205 255V256H203V257L206 258V257H208ZM226 256H227V255H226ZM228 256H227L226 258H228V260H229V257H228ZM235 256H236V255H235ZM240 256H241V255H240ZM240 256L238 255V258H239ZM9 257H11V256H9ZM27 257H28V256H27ZM27 257H25V258H27ZM39 257H40V256H39ZM39 257H38V258H39ZM49 257H50V254H49ZM65 257H66V256H65ZM65 257H64V258H65ZM72 257H73V256H72ZM72 257H71V258H72ZM78 257H79V256H78ZM89 257L87 258L88 260H90ZM108 257H112V255L105 257V261H108V260H109ZM131 257H130V258H131ZM169 257H168V258H169ZM177 257H178V256H177ZM203 257H202V255L198 254L195 258L193 257L194 260H193L190 264H203V260H204ZM219 257H220V255H219ZM231 257H230V258H231ZM242 257H244V256H242ZM245 257H246V256H245ZM3 258H5V255H4ZM15 258L13 257V259H15ZM22 258H23V257H22ZM22 258H20V260H21ZM29 258H30V256H29ZM29 258H28V259H29ZM31 258H32V255H31ZM34 258H36V257H34ZM34 258H32V259L35 260ZM45 258H44V259H45ZM54 258H55V257H54ZM59 258H60V257H59ZM64 258L61 257L60 260H61V259H64ZM71 258H69V260H71ZM92 258H91V259H92ZM94 258H95V260H96V258L98 259V257H94ZM99 258H101L100 255H99ZM106 258H107L108 260H106ZM122 258H123V257H122ZM125 258H124V259H125ZM128 258H129V257H127L125 260L127 261ZM193 258H192V259H193ZM208 258H209V257H208ZM215 258H216V257H215ZM226 258H225V259H226ZM233 258H234V256H233ZM233 258H232V259H233ZM238 258L235 257L234 260H237ZM5 259H6V258H5ZM18 259H19V257H18ZM18 259H17V260H18ZM32 259H31V260H32ZM36 259H37V258H36ZM46 259H45V261H47ZM52 259H53V258H49L48 260L50 261V260H52ZM56 259H58V258L56 257ZM81 259H82V257H81ZM84 259H83V260H84ZM87 259H85V260H87ZM112 259H113V257H112ZM112 259H111V260H112ZM117 259H118V256H117ZM146 259H147V258H146ZM177 259H179V257H178ZM180 259H181V258H180ZM180 259H179V260H180ZM183 259H184V258H183ZM189 259H190V258H189ZM206 259H207V258H206ZM218 259H220V258H218ZM225 259H224V260H225ZM1 260H3V259H1ZM10 260H12V259H10ZM15 260H16V259H15ZM37 260H38V259H37ZM37 260H36V262H37ZM40 260H41V259H40ZM53 260H54V259H53ZM65 260H67L66 262L69 263L68 259H65ZM95 260H94V261H95ZM100 260H101V259H100ZM100 260H99V261H100ZM102 260H103V259H102ZM111 260H110V262H111ZM113 260H116V256H115V258H114ZM113 260H112V262H113ZM118 260H119V259H118ZM136 260H135V261H136ZM207 260H208V259H207ZM239 260H240V259L237 260V263L240 262ZM250 260H251V259L249 258V263H250ZM18 261H19V260H18ZM18 261H17V263H15V264H18ZM22 261H23V260H22ZM25 261H26V260H25ZM29 261H30V260H29ZM29 261H27V262H29ZM41 261H42V260H41ZM45 261H44V263H45ZM54 261H56V260H54ZM62 261H63V260H62ZM73 261H74V260H73ZM73 261H70V262H73ZM76 261H77V260H76ZM92 261H93V260H92ZM103 261H104V260H103ZM103 261H102V262H103ZM122 261H123V260H122ZM135 261H134V262H135ZM149 261H153V259H152V260L149 259ZM183 261H184L186 264H188L185 260H183ZM183 261H182V264H184ZM208 261H209V260H208ZM213 261H214V264H215V260H213ZM220 261H221V260H220ZM238 261H239V262H238ZM263 261H264V260H263ZM2 262H3V261H2ZM7 262H10V261H8V257H7ZM11 262H12V261H11ZM15 262H16V261H15ZM42 262H43V261H42ZM42 262H41V264H43ZM47 262H48V261H47ZM47 262H46V263H47ZM50 262H51V261H50ZM57 262H58V261H57ZM85 262H86V261H85ZM87 262H88V261H87ZM89 262H91V261H89ZM97 262H98V261H95L96 264H97ZM112 262H111V264H112ZM115 262H117V261H114V263H115ZM124 262H125V261H124ZM128 262H129V259H128V261H127L126 264H128ZM134 262L132 261V263H134ZM137 262H136V263H137ZM140 262H142V260H140ZM205 262H206V260H205ZM225 262H227V261H225ZM228 262H229V261H228ZM228 262H227V263H228ZM242 262H243V260L241 261V264H243ZM0 263H1V262H0ZM5 263H6V261H5ZM5 263H4V264H5ZM23 263L25 264L26 262H23ZM46 263H45V264H46ZM48 263H49V262H48ZM48 263H47V264H48ZM51 263H52V262H51ZM58 263L60 264V262H58ZM64 263H65V261H64ZM64 263H63V264H64ZM75 263H76V262H75ZM81 263H82V262H81ZM83 263H84V262H83ZM95 263H93V264H95ZM107 263L109 264V262H107ZM118 263H120V261H118ZM118 263H116V264H118ZM130 263H131V259H130ZM130 263H129V264H130ZM144 263H145V262H144ZM146 263H147V262H146ZM149 263H150V262H148V264H149ZM174 263H175V262H174ZM174 263H173V264H174ZM177 263H178V262H177ZM209 263H210V262H209ZM219 263L222 264V263H223V259H222V262H219ZM219 263H218V264H219ZM233 263H234V261H232V263H230V264H233ZM7 264H10V263H7ZM12 264H13V262H12ZM19 264H22L21 261L19 262ZM27 264H28V263H27ZM31 264H32V263H31ZM34 264H35V262H34ZM36 264H37V263H36ZM38 264H39V263H38ZM49 264H50V263H49ZM52 264H54V263H52ZM61 264H62V262H61ZM71 264H74V263H71ZM76 264H78V263H76ZM85 264H86V263H85ZM105 264H106V263H105ZM124 264H125V263H124ZM134 264H135V263H134ZM140 264H141V263H140ZM142 264H143V262H142ZM153 264H154V262H153ZM155 264H156V263H155ZM178 264H179V263H178ZM180 264H181V262H180ZM211 264H212V263H211ZM216 264H217V261H216ZM223 264H224V263H223ZM234 264H236V262H235ZM239 264H240V263H239Z\"/></svg>",
    "mask_w": 264,
    "mask_h": 264
}]
</instances>
